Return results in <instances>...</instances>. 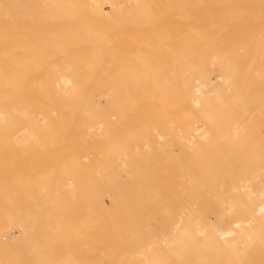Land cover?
I'll return each mask as SVG.
<instances>
[{
	"label": "bare ground",
	"instance_id": "1",
	"mask_svg": "<svg viewBox=\"0 0 264 264\" xmlns=\"http://www.w3.org/2000/svg\"><path fill=\"white\" fill-rule=\"evenodd\" d=\"M3 1L4 0H2L0 3H3ZM10 1H12V0H10ZM28 1V0H27ZM32 1V0H31ZM38 1V0H37ZM45 1V0H44ZM42 2V0H40V1H38V3H40V2H42V3H46V1L45 2ZM51 1V0H50ZM52 1H55V0H52ZM57 1V0H56ZM67 1H68V3H67ZM67 1H65V0H63V2H65V3H67V5L68 4H70V2H69V0H67ZM71 1V0H70ZM76 2L74 3L73 2V0L71 1V2H73L70 6H72L73 4H77V6L79 7V5L80 6H83L82 7V12H80V10H78L79 12H77V6H75L74 5V7H75V10H73L71 7L69 8L68 6V9H70V10H72V11H76L77 13H84V15H81V14H73L72 12H69V13H65V14H63L67 19H68V15L69 14H73L72 16H74V18H72L70 15H69V19L67 20L66 18H65V21L67 20L69 23H68V25H67V23H66V25H67V27L71 30V29H73V26L71 27V25L73 24V22H70L69 20L70 19H72L71 21H73V19L75 20V19H77V20H79L78 22L80 23V21L82 22V24H83V27H84V23H90L91 25H95V24H93V23H96V22H98V21H96V22H94L93 20L95 19L96 20V18H93V17H91V16H93V15H91V14H89V9H88V12H84L83 11V9H85V8H87L88 7V5L87 6H85L86 4H89L90 5V1L92 2L93 0H88L89 1V3H86V1H84V0H82V2L84 3H82L81 2V0H78V1H80L79 3H77V0H75ZM95 1V0H94ZM115 1V0H114ZM114 1H104V3H102V4H104L105 5V3H107L108 2V5L107 6H111V9L113 10V7L115 6V2ZM124 1H126V0H124ZM123 1V3L122 4H120L121 6L122 5H124V2ZM128 1V0H127ZM136 1V3L137 2H139L138 0H135ZM142 1V0H141ZM146 1H148V0H144L143 2H142V4L141 3H139V5L141 4V5H145L147 2ZM153 1V0H152ZM161 1V0H160ZM160 1H156V0H154V2H157L158 4H159V2ZM166 0H164V2H165ZM171 1V0H170ZM169 0H168V2L169 3H171ZM178 1H180V0H178ZM177 0H176V3L178 2ZM191 2V0H187L186 2ZM196 1V0H195ZM204 2H202V1H200V2H202V3H206L207 4V2H210V1H207V0H203ZM215 1H217V0H215ZM214 1V2H215ZM220 1V3H221V1L222 2H231V4H232V2H233V4L231 5L230 3V5L228 6V7H225V5H224V9H225V13H224V9L221 7L220 9H221V11L220 12H217V11H219L218 10V8L215 10V7H212V8H214V10L216 11V13H213V15H215V14H217L218 13V15H216V19H215V17H213V16H211V14H210V17H212L213 19H215V21L214 22H211V23H209V26H213V25H215V22H216V24H217V26L219 25H221L222 26V23H223V28H225L226 26H224L225 24H228V22L227 21H229V19H232V20H234V19H237V21H238V18L239 17H241V19L242 18H244V20L243 21H245V22H243V21H241V23L243 22L244 24H239V26L237 27V28H239L240 30H242L243 29V26L246 24L247 25V23L250 21V23L252 24L253 23V25H249V23H248V25L246 26H244L245 28V30H246V32H247V29H248V37L247 36H245V34H247V33H245L244 34V29H243V33L242 34H236L235 32H233V34H232V30H234V27H232L231 29L232 30H230V32H231V35L232 36H230V34H229V38L227 39L226 37V40H222V38H220V37H223L222 35H224V36H227V34H228V31L229 30H227V34L225 35V33H226V31L224 32L223 30H221L219 27V32H221V33H224V34H221L220 35V37H219V39H217V38H215V34H217L218 33V31H216V33L214 34V39L213 40H211V42L212 43H209L210 42V38L208 39V37H210V35H212V34H210L209 36H208V34H205V30L207 29L208 30V28H206L205 30H204V27H203V30H202V26H199V25H196V23L195 22H193L192 20H190V18H191V16H195V15H193V11H192V9L194 10L195 8L194 7H196V6H194V4L195 5H197L198 3H197V1L196 2H191V3H193L192 5L194 6L193 8H187L189 11H187V10H185L186 12H185V19H189V20H185V22H186V25H185V22L183 23L182 21H180V20H177V19H179V17H177L176 18V14L178 15V13H176V12H173L174 10L172 9V6H174L175 7V5H170V4H168V3H166V4H168L170 7H171V10H173V11H171V13L172 14H174V13H176L175 15H171L170 14V12H168V14L166 13L167 11H168V9H169V7L168 6H166L165 8H163L164 10L165 9H167V11L165 10V11H161V12H165L166 14H164V16H167L168 18V20H169V22H168V24L170 23V21H171V23H170V26L169 25H166V23H164L163 22V24H165L167 27H166V29H167V33L169 32V31H172V33H170L169 32V35L171 34L172 36H177V33L178 32H180L181 34L183 33V31H184V35H185V37H182L183 35H180V33L178 34V35H180V36H177L178 37V40L181 38V39H183L182 40V42H181V39L179 40L180 41V43H179V41L177 42L176 40H177V38L175 39V38H173V41L172 40H170V38L169 37H171V35L168 37H166V38H164V41L161 43L162 45V47L163 48H161V50H157V47H155L154 48V52H155V54H156V56H155V54L152 52L153 51V47L154 46H157V45H150L151 47H152V49L148 46V45H146V39H148V42H150L149 40L151 39V37H152V35L153 34H150V35H148V34H146V37L144 36L145 35V33L143 34V30H142V27H147L150 23H153L154 25H152V24H150L151 26H152V28H153V26L155 27L156 25H158L159 26V24L157 23L158 22V19H155L154 18V20L153 21H151V22H149L150 21V19H148L149 17L147 16V13L145 12V10L144 11H142V10H140V8H136V10L138 9V10H140V14L142 15V13L144 14V12H145V18H144V16L143 17H141V18H139V20L137 19V20H135V18L136 17H134V19L132 20V21H134L133 23H134V25H136L135 24V22H137V21H140V23L142 22V19L143 20H145L146 19V17H147V19H146V21H144V23L146 22L147 23V20H149L148 21V23L147 24H145V25H143L142 27H141V29H140V27H138L140 30H139V34L141 35V32H142V34L143 35H141V37H142V39H143V36H144V38H146L145 40L143 39H141V41H142V43L144 44L143 46H147V48L149 47L150 48V51H149V48L146 50V47H141V49H138V51H137V49H136V47L137 48H139V46H141L142 45V43H141V45H138V46H136L135 47V45H134V47H135V53H137V52H139V50H143V51H141V52H139V53H143L144 52V49H142V48H145V52H144V54H142V56L144 55V56H146V54H148V56H150L149 54L152 52L153 53V55H154V57H153V55L151 56V58L153 59L151 62H152V64L154 63V60H156L157 61V59H159L158 57L160 56V63L159 62H156L155 61V63H157L158 65L156 66V65H154V69L155 68H158V67H160L161 65H163V64H166V67H167V74L165 73L164 74V77L162 76L163 74V70L162 69H156L157 71L156 72H158V73H155V71H154V73H155V75H157V74H160L161 73V75H159V76H157V77H160V76H162V78H156V76L154 77V79H153V77L151 76V78H148L150 75H153V73L152 74H150L149 75V73H150V69L148 70V67L147 66H151V68H152V65H151V62H150V64L148 65V60L150 61L151 59L150 58H148V60L146 59L147 58V56H146V58H144V62H146L145 64L144 63H142V64H144V66L142 67L141 66V63H135V65L134 66H136L137 68L136 69H139V71L137 70V74L140 72V70H141V68H139V67H142V68H144L145 69V67L147 68L146 70H147V72H148V75L145 73V72H142L143 74H144V78L142 77L143 75H142V73L138 76V75H136L135 73H134V75H136L138 78H142V79H144L145 80V76H146V79L148 78V79H150V81H151V79H153L152 81L154 82V83H156L157 81L159 82V85H152L153 84V82H151L152 84V86L150 85V86H145V84H144V86H142L143 85V83H142V81H144V80H142L140 83L142 84H140V85H137L138 83L137 82H139L138 81V79H137V77L136 76H132L133 74H132V72L130 73V71H129V73H125L124 74V72H123V74H121V69L119 68L121 65H123L122 66V68H125V67H127V66H125V64L124 63H127V62H123V64L122 63H120L119 62V60L118 59H121V58H118V59H116L118 56H114L113 57V59L115 58V60H113V59H111L112 57H111V55H109V59H110V61H112L111 63H114L115 64V62H116V64L118 65L119 64V66H117V65H115V69H118L119 70V74L116 72V71H118V70H116L115 72L117 73V75L119 76V75H125L126 77H124V79L123 78H121V77H119V78H121L120 80H119V84H116V81H114V80H112V78H114V79H116L115 78V76L114 75H116L115 73H114V66H113V68L111 67V63H110V61L108 60L107 62H105L106 64L105 65H103V69H101V70H104V67L106 68V70H107V74L110 72V74L111 73H114V75L113 74H111V75H113L114 77H110L111 79H109V77L107 78V76H106V80H108L109 79V81H113V82H115L114 84H116V85H114L113 84V82H111L112 83V85H109V81H108V85H106L105 83H103V84H105L106 86H101V84L98 86V84H96L97 86H95L94 84H92V85H94V86H86V85H88V84H90L91 85V83H88V82H86V81H92L94 78H93V74H94V71L96 72L95 74H97V67H98V65H101V63H99V61L100 62H103V60H106V59H103L102 60V57L103 58H106V56L104 57L103 55L104 54H106L105 52H107V51H105V52H103V51H101V52H103L102 54H100V56L99 55H97V57L99 56L100 57V60L99 59H96V61H97V63H98V65H96L97 63H95V65H96V68H94L95 66L92 64V63H94V61H93V59L94 58H92L93 57V48L94 47H92V46H94L93 44L90 46V43L88 42V44H89V46L90 47H88V44L86 45L85 43V45L84 44H82L83 45V47H85L86 49H85V51L88 53L89 52V54H90V52H91V50L90 49H92V54H90L91 56H88L89 58L91 57L92 58V60L91 61H93V62H91L90 64L91 65H93V68H91V71L92 70H94V71H92L91 73H92V79H85V78H83V80H84V82L83 83H80V79L79 78H81L80 77V75H81V73L79 74L78 73V76H76V75H73V76H75V77H78V78H74V77H69L70 75H64L65 74V72L64 71H66V69H69L68 67H73V66H75L76 64H80V62H78V63H76V61H79V60H77L75 57H74V53H76L74 50H72L73 48L75 49V46H73V47H71V49H68V50H72V52H71V55L70 56H68L70 53H67V56H66V58H65V56L64 55H66L65 53L67 52V50L64 52V51H62L63 53H62V56H61V54L60 53H58V52H56V51H54V52H56V53H58V54H54V55H52V54H50L48 51H53V49H52V47L54 48V49H56V47H58V49H60L61 48V43H60V46H56V45H51V46H49L50 47V49H48L49 47H48V45H50V44H47V46L45 45V47H43V49L45 50L46 49V52L43 50L42 51V49L40 50V51H38L39 53L41 52V54H39V55H42L44 52H45V54H44V60L46 61V63L47 62H50L51 63V59H52V61L55 59V57H58L59 58V56L61 57L60 58V60H58V61H55V62H52V63H56V65H57V68L60 66V68L61 67H64L63 69V71H62V69H60L61 71H62V73L64 72V74H61V75H59L57 78H54L52 75H54L55 73H54V70H57V68H56V66H55V64H52V66H50V70L49 71H47L46 70V73L44 72V73H42V71H44V70H42V69H40V70H37V71H39V73L40 74H37L38 72L37 71H33L32 70V67L30 68V69H26V66H24L20 71H22L23 73H21L22 75H23V77H22V75H21V81H24V82H26L24 79L26 78H24V76H27V74H24V72L26 73L27 71L29 72V70H31L30 72L31 73H33V72H35V73H33L32 74V76L35 74V77H37L36 78V80H34L33 79V81H34V87H31L32 89H27V88H25V87H28V85H26L25 87H22V85L20 86V84L17 86L16 84H18V82H16V84H15V86H14V88H15V90H11L10 92H12L11 94H10V92H8L7 93V89H8V84H10V82L12 81H10V79L9 78H6L5 76L4 77H0V88H1V90H0V122L1 121H3V122H1L0 123V127H1V125H3V124H5L4 125V128H3V130H0V132L2 131L3 133V136L1 135L0 137H1V140H2V137L4 138V132H7V131H5V129L8 127V125L10 126V128L12 127V124H16V126H18L21 122H23V121H25V120H27V119H29V118H26V117H30L31 116V119L33 120V119H35V117L34 116H37V114H39V115H41V116H39V117H41V121H40V123H43V124H41L40 125V127L38 126V124H39V121L37 122V120H35L34 122H36V123H34V124H36L38 127H39V131H38V133H36L35 134V132H37V130L35 131V129H33L34 127L36 128V125L34 126V127H31L33 124H32V122L30 121L29 123H30V127L32 128V130L30 131V129H29V126L27 127V129H29V131L27 130L26 132L29 134V132H30V134H32L31 132H33L34 134H32V135H39V132H40V130L41 131H44L43 133H45V135H46V133H48V134H50V133H54V132H56V133H61V135L59 134H57L59 137H61L62 135H64L63 137H61V138H59V140H60V143H62L63 142V140H66V139H63V138H65L66 137V135L67 134H65V133H67V132H70L69 131V129L70 130H74L73 132H72V134L70 133L69 134V139H68V144H70V146H72V142H74V139H78L77 137H78V129L80 128V127H82V126H84V121H83V123H82V120L83 119H94L95 121L97 120V119H102V118H109L110 120H112L111 119V117H113L114 118V120L116 121V120H118V119H115L116 117L118 118V117H120V118H126V120L127 121H130L131 120V118L132 117H134V116H136V120H137V117H140V119H142L143 121H142V124L144 125V122L146 123V126H148V131H150L149 130V128H150V124H151V127H152V124L154 123V121L152 120V121H150V120H148V119H145L146 117L148 118L149 116H151L152 118H154L153 116H157L158 115V119H159V117L161 118V116L162 115H164L165 117L166 116H169V118H170V120H171V123L169 122V125L166 127V130H167V134H170V135H172V141L174 142V144L175 145H177L179 148V152L180 153H182L180 156H177L175 153V155L174 154H172V150H174V149H172V148H170L171 150H170V152L169 151H164V149H162V154H164L163 156H162V160L161 159H158V158H155L154 159V161L153 160H150V161H153V162H151V163H149V165L150 164H152V165H162V163L163 164H169L170 166V170H173L174 171V180H175V184H174V189H173V192L172 191H170V190H168V192H172L173 193V195H172V197L174 198H172V200H174V204H173V206H172V209H168V208H166V212H171V211H173V213H175V214H172V212L170 213V216H172V215H174V217H175V215H177V217H176V219H178V218H182V216L180 215V213H182V212H184L183 210H187L189 213L191 212H195L193 215H196L197 216V214L199 215V214H201V213H203L204 212V208H202L201 207V205L203 206L204 204L205 205H209V203L211 202L213 205H215V204H218L219 205V211L217 212V214H215L216 216L218 215V214H226V213H229L230 211H232V210H235L236 209V211H235V213L234 214H232V212H231V215H230V217H232V219H230V220H228V225H227V227L225 228V229H220V230H216V229H218L217 228V225L214 223V224H212V225H210V226H212L211 228L213 229V228H216L215 230L213 229V231H212V229L210 228V231L213 233V234H215V236L214 235H210V236H208V234L210 233L209 231V233L207 234V236L209 237L208 239H210L211 240V237H214V239H213V242L215 243L217 240H219V239H221V238H223L224 236H226L227 234H231V232H233L234 230L232 229V227H234V226H232V224H235V226H238L241 230H245L246 229V227H247V225L249 224V221H251V220H248L249 219V217L251 216L252 218L253 217H255L256 215H259V214H261L262 212H263V214H264V204L262 203H260V204H255L254 202H253V199H251V197L253 196L252 194L253 193H255V195L256 194H258V196H260V197H263L264 198V184H261V182H260V185L259 184H256L255 185V188L256 189H254L253 187V191H251L250 190V192L248 193V191H247V193H245L244 195H234V194H231V190H229V188L226 186V181H228V180H230V181H232L233 183H234V185L236 184V186L237 185H241V184H244V183H246V180H248V179H250V178H255V177H258L259 175H260V173H264V37H262L263 35H261L260 33H259V31H260V28L261 27H263V28H261L262 30L264 29V0H219ZM8 2V3H7ZM7 2H5V3H7V4H9L10 2L7 0ZM12 2H14V1H12ZM17 2V1H16ZM33 2H35L34 0L31 2V3H33ZM58 2H62L61 0H59ZM57 2V3H58ZM96 2V1H95ZM111 4H110V3ZM122 2V1H121ZM134 2V1H133ZM132 2V3H133ZM174 2V1H173ZM185 2V3H186ZM214 2H212V5L214 6V5H216L217 3H215L214 4ZM248 2H251V3H249L248 4ZM18 3V2H17ZM17 3H16V6H17ZM31 3H27V4H31ZM36 3V2H35ZM38 3L37 4H34L33 5V9H30V11H31V18H33V16H34V18L35 17H37L38 18V16L39 15H37L38 13H41V12H43L44 11V9L42 8L43 7V5H44V8L45 7H48V4L47 3H50L48 0H47V3L46 4H43L42 6L41 5H38ZM41 3V4H42ZM56 3V4H57ZM80 3H82V4H80ZM96 3H99V1L97 0V2ZM96 3H95V6H99V5H101V4H98V5H96ZM128 3H130V0H129V2ZM132 3H130V5L132 4ZM153 2H151V4H152ZM156 3V5L158 6V4ZM184 3V4H185ZM52 4H54V2L53 3H51V4H49V9H50V11H48L49 9L48 8H45L46 10L42 13V14H48L49 13V15H50V13H51V10H52ZM54 4V6L53 7H57V5L59 4ZM79 4V5H78ZM126 4V3H125ZM148 5H150V2L149 3H147ZM146 4V5H147ZM161 4V3H160ZM165 4V5H166ZM225 4V3H224ZM22 4H20V6H21ZM26 7H25V6ZM29 5H26V4H23V7L22 8H31V5L29 6ZM41 6L40 8H42L43 9V11H42V9L41 10H39V11H41V12H39L38 11V8L39 7H37V9H34V6ZM46 5V6H45ZM52 5V6H51ZM59 5H62V4H59ZM58 5V6H59ZM103 5V6H104ZM133 5V4H132ZM135 5H137V4H135ZM138 5V6H139ZM146 5H145V7H146ZM147 5V6H148ZM162 5L164 6V3H162ZM178 5L180 6V7H178L177 5H176V7H178V8H176V10L175 11H177V12H179L180 11V9L179 8H181V10H183L182 9V7H181V5L178 3ZM183 5V4H182ZM185 5H187V4H185ZM199 5V4H198ZM205 5V4H204ZM211 5V4H210ZM223 5V4H222ZM0 6H1V4H0ZM3 7H1V11L5 8V7H8L9 8V10L11 11V9L13 10V13H12V11L11 12H9V10H8V13H6V10L8 9H6L5 8V15H4V17L5 16H7L8 14H10L9 16L12 18V14H14L13 15V17H14V19H15V14H17L18 16L17 17H20L21 16V9L22 8H20L19 6H17V7H19L20 8V11L19 12H15L14 11V9L15 10H18L17 9V7H15L14 5V7L11 5V3H10V6L9 5H2ZM5 6V7H4ZM29 6V7H28ZM36 6H35V8H36ZM85 6V7H84ZM102 6V5H101ZM101 6H99V11L98 12H96V14L97 13H101L102 15H105V14H103L104 12H106V13H108V14H106L105 16H104V18L107 16L109 19H111V18H113L114 16H112L113 14H114V12L111 14V18L109 17L110 15H109V11H105ZM121 6H120V8H121ZM161 8H162V6L161 5H159ZM189 6V5H188ZM209 6V5H208ZM207 6V7H208ZM219 5H216V7H218ZM227 6V5H226ZM12 7V8H11ZM51 7V8H50ZM62 7V6H61ZM60 7V8H61ZM92 8H93V5L91 6ZM116 7V6H115ZM144 7V8H145ZM150 7V6H149ZM149 7H146V10H147V8H149ZM154 8L156 7V6H153ZM153 7H151V8H153ZM160 7H159V9H160ZM168 7V8H167ZM173 7V8H174ZM205 7V6H204ZM210 7L211 6H209V8H208V10L210 11L211 9H210ZM59 8V7H58ZM58 8H57V11H58ZM59 8V9H60ZM77 8V9H76ZM125 8V7H124ZM131 8L133 9V7L131 6ZM131 8H126V9H131ZM150 8V9H151ZM153 8V9H154ZM157 8V7H156ZM186 7H184V9H185ZM206 8V7H205ZM48 9V10H47ZM55 9V8H54ZM62 9V8H61ZM60 9V10H61ZM80 9V8H79ZM97 9V10H98ZM122 9V8H121ZM158 9V8H157ZM158 9V10H159ZM179 9V10H178ZM191 9V10H190ZM198 9V8H197ZM199 9H201V11L199 10V12H201L202 13V11H204L205 12V10H207V8L205 9V10H203L202 8H199ZM222 9H223V13H222ZM23 10H26V9H23ZM22 10V11H23ZM35 10H36V12H38V13H34L35 12ZM65 10V9H64ZM91 10V9H90ZM96 10V11H97ZM117 10H119V8L117 9ZM134 10L135 9H133V12L131 13V14H133L134 13ZM152 10V9H151ZM161 10V9H160ZM159 10V11H160ZM207 10V12H209ZM256 10H258L259 12H256ZM27 12H29V10H26ZM34 11V12H33ZM48 11V12H47ZM92 11V10H91ZM90 11V13H94V11H92L91 12ZM128 11V10H127ZM131 10H129V12H130ZM184 11V10H183ZM182 11V13H183V15H184V12ZM192 11V12H191ZM198 11V10H197ZM212 11H213V9H212ZM2 12H4V11H2ZM2 12H0V15L1 14H3ZM47 12V13H46ZM120 12V11H119ZM124 11L122 10V13H123ZM147 12H148V10H147ZM149 12H150V10H149ZM149 12H148V14H149ZM153 12V11H152ZM187 12H190L191 13V15H190V13L188 14ZM203 12V13H204ZM260 12H261V14H260ZM23 13L24 14H30V12L29 13H25V11H23ZM32 13H34V14H32ZM53 13H55V14H53ZM52 13V15L50 16V17H48V18H44V20H41V19H43V18H39L41 21H47V23L49 24V26H48V24H46V22L44 23V22H40V21H37L36 19H35V25L36 26H34V25H32L33 27H37V33L39 32V30H44V32L42 31H40L41 32V34L42 33H44V34H48V36L47 35H44V34H42V35H44V36H40V34H38L37 36H40L39 38H43L42 40H48L49 41V39H48V37L50 38V37H52V36H50L51 35V33H55V34H57V32L56 31H58V29L59 28H62L63 27V29L64 28H67L66 27V25H65V23H61V20L63 19V16H61L62 15V13H61V15H60V13H59V11H58V14H59V18H58V16L56 17V18H54V15H56L57 14V12L55 11V12H53ZM128 13V12H127ZM137 13H138V11H137ZM154 13V12H153ZM180 13H181V11H180ZM181 13V14H182ZM186 13H187V15H186ZM209 13H211V11L209 12ZM208 13V14H209ZM222 13L223 14V18L225 19V21L224 22H226V23H224L223 22V18L221 17L222 16V14H221V16H220V14ZM7 14V15H6ZM24 14H22V15H24ZM42 14H40V15H42ZM91 15L90 17L92 18V22L90 21V17L89 16H87V20H88V17H89V21H87L86 19H85V15ZM100 14V15H101ZM116 14H118L117 12H116ZM140 14H137L136 15V11H135V13H134V15H136V16H138V17H140ZM155 14V13H154ZM154 14H152L150 17L152 18V17H155V15ZM169 14L171 15V17L169 16ZM199 14V13H198ZM197 14V15H198ZM256 14H260V17H259V15L257 16V17H255L256 16ZM27 15V19H29V17L30 16H28ZM33 15V16H32ZM37 15V16H36ZM79 15H80V17H79ZM99 15V16H100ZM109 15V16H108ZM120 15V14H119ZM123 15H124V13H123ZM190 16V18H189V16ZM200 15V14H199ZM198 15V18L200 17H208L207 15L206 16H199ZM202 15H204V14H202ZM2 16V15H1ZM0 16V17H1ZM9 16L8 17H6V18H9ZM43 16V15H42ZM61 16V17H60ZM78 16V18H76ZM82 16V17H81ZM116 16V15H115ZM121 16V15H120ZM126 16V15H125ZM179 16V15H178ZM225 16L228 18V20H226L227 18H225ZM244 16V17H243ZM246 16V17H245ZM254 18H258L260 21H262V22H258V19H254V20H257V21H253V20H250V19H253V17ZM24 17H25V15H24ZM46 17H47V15H46ZM53 17V19H54V21L53 22H55V20L57 19V20H60V22L59 21H57L56 20V23H54V27H50V25L51 26H53V24H52V22H50L49 23V21H51V18ZM71 17V18H70ZM84 17V18H83ZM95 17H97V15L95 16ZM106 17V18H107ZM122 17V16H121ZM137 17V18H138ZM175 17V19L177 20V25H176V20L174 21L172 18H174ZM251 17V18H250ZM1 18H3V17H1ZM0 18V19H1ZM10 18V19H11ZM23 18V17H22ZM26 18L24 19V20H26ZM29 19V22L28 21H26V23L28 22L29 24H28V26L27 27H29V25L31 26V23H30V21L32 22V19ZM34 18H33V20H34ZM80 18V19H79ZM100 18H102L103 19V16L101 17L100 16ZM117 18H119V16L117 17ZM156 18H157V16H156ZM181 18V17H180ZM194 18H196V16L194 17ZM219 18H220V20H221V18H222V20L220 21L219 20ZM247 18H249V19H247ZM262 20H261V19ZM19 19V18H18ZM21 19V18H20ZM19 19V20H20ZM50 19V20H49ZM52 19V20H53ZM81 19H85L86 20V22H85V20H84V22H83V20H81ZM98 19H99V17H98ZM101 19V23H102V21H103V23L106 21H104V20H102ZM114 19H116V17H114ZM114 19H112V20H114ZM128 19L129 18H127V19H125V20H127L128 21ZM171 19V20H170ZM202 19V18H201ZM201 19L200 20H196L198 23H199V21L201 22ZM210 19V18H209ZM241 19H239V20H241ZM7 20V19H6ZM13 20V19H12ZM108 20V19H107ZM117 20V19H116ZM119 21L121 20L120 18L118 19ZM116 21V23H115V25L116 24H119V25H121L120 23H117V22H119V21ZM152 20V19H151ZM157 22H156V21ZM219 20V21H218ZM231 20V21H232ZM247 20V21H246ZM4 20H2V22H3ZM9 21V20H8ZM18 21V20H17ZM63 21H64V19H63ZM62 21V22H63ZM64 21V22H65ZM109 21V20H108ZM107 21V22H108ZM129 21H130V19H129ZM178 21H180V23L178 22ZM253 21V22H252ZM5 22H7V21H5ZM10 23H7V26L9 25V24H12V22H11V20L9 21ZM19 22V21H18ZM21 22H22V20H21ZM37 22V23H36ZM38 22H40V23H43V25L41 24L40 25V23H38ZM57 22H59L60 24H58ZM121 22H122V20H121ZM156 22V23H155ZM173 22V23H172ZM222 22V23H221ZM236 22V21H235ZM247 22V23H246ZM14 23H16V22H14ZM25 23V21L23 22V24ZM33 24H34V21L32 22ZM78 23V25H80ZM101 23H99L98 22V24L99 25H97V26H101L100 28L98 27V29H96L97 28V26H95V28H94V26H92V28L94 29V30H101V28H102V30L103 31H96L97 32V38H99L98 36H99V34H101V32H103V33H105L104 35H106L107 37L109 36V38H107L106 40H108V39H112V42L113 41H118L117 39H119V42L121 43H119V42H117V46L119 47V50H117L118 48L115 46V45H113L114 47H116L117 49L115 50V53H117L118 51H120L121 53H123L124 51H122V49L123 50H125V49H127V48H129V49H127L126 50V52L123 54V56L124 57H127V56H129V54H127V53H129V52H134L133 50V45H131V47L128 45L129 43H131V44H133V43H135V42H132V41H130L129 39V37H127L126 38V36H130V35H132V33L133 34H135L136 32L134 31L135 30V28L134 27H136V29L138 30V28H137V26H140V24H138V25H136V26H134V27H132V26H130V24H129V27L128 28H130V27H132V31H134V32H132L130 29V31L129 30H127V32L129 31V33H125L126 32V30H124L123 29V32L121 31L122 30V27H121V30H117V29H115V34H113L114 33V31L112 32L111 31V33L109 32V31H107V29L108 28H106V24L104 25V24H101ZM111 23V21H109V23H107V25L108 24H110ZM123 23V22H122ZM128 23V22H127ZM133 23H132V25H133ZM143 23V24H144ZM175 23V24H174ZM207 24H208V22H206ZM219 23V24H218ZM256 23H258V25L256 24ZM260 23V24H259ZM261 23H263V25L261 24ZM6 24V23H5ZM17 24V23H16ZM20 24V23H19ZM19 24H17L18 26H19ZM37 24H39V25H37ZM56 24V25H55ZM62 24V25H61ZM71 24V25H70ZM75 24H77L76 23V21H75ZM75 24H73L74 25V29L76 30V29H78V25H75ZM81 24V25H82ZM112 24V26H113V22L111 23ZM110 24V25H111ZM124 24V23H123ZM125 24H126V22H125ZM173 24H174V26H176V27H174L173 26ZM180 24H181V26H180ZM182 24H184L185 25V27L183 28L182 26ZM202 24H205V22L204 23H202ZM230 24H232V23H230ZM233 24H235V23H233ZM15 25V24H14ZM27 25V24H26ZM47 25V26H46ZM80 25V26H81ZM87 26L89 25V24H86ZM85 25V26H86ZM109 25V28H111V29H108V30H112V26H110ZM142 25V24H141ZM148 26L147 28H150V30H155V31H158V32H155L156 34L158 33V35H161V32L159 31L160 29H159V27L158 26H156L155 27V29H151V26ZM161 26H162V24H160ZM229 25V24H228ZM238 24L236 23V25L235 26H237ZM241 25V26H240ZM262 25V26H261ZM10 26V25H9ZM8 26V27H9ZM42 26V27H41ZM45 26V27H44ZM55 26L58 28H55ZM75 26H77L76 28H75ZM80 26H79V28H80ZM102 26H104L105 28H103ZM117 26V25H116ZM121 26H123V25H121ZM180 26V27H179ZM197 26H198V28H197ZM207 26V25H206ZM205 26V27H206ZM209 26H207V27H209ZM252 26H253V28H252ZM256 26H257V28H256ZM8 27H7V30H8ZM16 27V26H15ZM26 27V28H27ZM39 27V28H38ZM44 27V28H43ZM144 27V28H145ZM170 27H172V28H175L174 30L172 29V28H170ZM216 27V26H215ZM227 27H230V26H227ZM249 27V28H248ZM258 27H260L259 29H258ZM4 29H5V26L3 27ZM12 28V27H11ZM22 28H23V26H22ZM24 28H25V26H24ZM23 28V29H24ZM25 28V29H26ZM49 28H50V30H49ZM87 28V27H86ZM116 28H118V27H116ZM143 28V29H144ZM161 28V27H160ZM177 28V29H176ZM180 28H182V29H180ZM222 28V27H221ZM236 28V27H235ZM237 28L235 29V30H237ZM247 28V29H246ZM255 28V29H254ZM16 29V28H15ZM23 29H20V27H18V30L16 31H12L11 33H13V32H17L16 34H11V33H9L8 31L10 30H8L7 32H6V34L8 35V36H6V34L4 35L3 33H0V43L1 44H11V42H13V40H12V36L14 37V35H15V37H18V35L20 34V32H21V35H27V33H26V31H25V29L23 30ZM53 29H56V31L55 32H52L53 31ZM73 29V30H74ZM83 29V28H82ZM146 29V28H145ZM157 29V30H156ZM169 29H171V30H169ZM211 30H212V27L210 28ZM227 29V28H226ZM252 31V33L250 32V30ZM253 29H254V31H253ZM256 29L258 30L257 32L259 33H257V34H253L255 31H256ZM6 30V29H5ZM12 30V29H11ZM20 30V31H19ZM21 30H23V31H25V33L23 32V31H21ZM46 30H47V33H46ZM62 30V29H61ZM79 30V29H78ZM78 30H76V31H78ZM106 30V31H105ZM136 30V31H137ZM150 30H148V31H150ZM169 30V31H168ZM206 30V31H207ZM225 30V29H224ZM0 31H1V28H0ZM48 31H51V32H48ZM82 31V30H81ZM105 31V32H104ZM117 31H121L123 34V36H125V38L121 35V37L123 38H121V37H119V38H117L118 37V35H119V32L117 33L118 35H117V37H116V39L115 40H113L115 37H113V36H116V32ZM145 32H148V31H146V30H144ZM223 31V32H222ZM3 32V31H2ZM22 32H23V34H22ZM64 33V31H61V34H63ZM67 32V31H66ZM69 32V31H68ZM67 32V33H68ZM73 32V31H72ZM88 32H89V30H88ZM106 32H107V34H106ZM176 32V33H175ZM207 32H212V31H207ZM206 32V33H207ZM260 32H263V31H260ZM4 33H5V31H4ZM9 33V34H8ZM50 33V34H49ZM83 33V32H82ZM94 33H95V31H94ZM102 33V34H103ZM108 33H110L111 35L113 34V38L112 37H110L111 35L110 34H108ZM148 33H152L151 31L150 32H148ZM160 33V34H159ZM256 33V32H255ZM264 33V32H263ZM155 34V35H156ZM175 34V35H174ZM204 34V35H203ZM252 34V35H251ZM4 35V37H6V38H4V37H2ZM10 35V36H9ZM17 35V36H16ZM53 35V34H52ZM68 35V37H70L71 36V34L69 35V34H67ZM66 35V36H67ZM86 35V34H85ZM95 35V34H94ZM140 35H136L135 34V36H136V39H138V37L140 36ZM156 36V39H158V37H159V39L161 40V38L162 37H160V36ZM201 35L202 36H204V39H203V37H201ZM236 35L238 36V37H236ZM241 35V36H240ZM242 35H244V37H242ZM250 35V36H249ZM20 36V35H19ZM36 36V37H37ZM58 36V35H57ZM64 36V35H63ZM73 36H74V34H73ZM101 36V35H100ZM133 36V35H132ZM150 36V37H149ZM154 36V35H153ZM240 36V37H239ZM7 37H10V42H9V38H8V41H6L7 40ZM28 37V36H27ZM44 37L46 38V39H44ZM56 37V36H55ZM79 37V36H78ZM85 37V36H84ZM86 37H88V36H86ZM95 37V38H96ZM102 37V36H101ZM100 37V38H101ZM134 37V36H133ZM141 37H139V38H141ZM147 37H149V38H147ZM205 37H207L206 39H205ZM228 37V36H227ZM232 37H234L233 39L234 40H232ZM72 38V37H71ZM74 38V37H73ZM90 38V37H89ZM96 38V39H97ZM171 41L170 43H171V45H174V46H176V47H178L177 48V50H175L176 49V47H174L173 48V50L174 51H177L176 53H174L173 51V53L177 56V57H175V61L174 62H176V64H175V66H174V69H171L170 67H173V66H171L172 64L170 63V65H168L167 66V63L166 62H168V59H169V61H170V57H167L166 55H168V53L170 52V54H172V52L170 51V50H172L171 48H170V50H169V47L171 46L170 45V43H168V42H166L168 39ZM224 38V37H223ZM230 38H231V40H230ZM235 38H237V39H235ZM27 39V38H26ZM25 39V40H26ZM53 39V38H52ZM57 39H59V38H57L56 37V40ZM61 39H63L62 37H61ZM68 40L70 39V38H67ZM96 39H95V41H96ZM126 39H127V42H126ZM153 39H155V36L154 37H152V40H151V42H150V44L152 43L153 44V42L156 40H153ZM158 39V42H160V40ZM172 39V38H171ZM2 40H5V42L4 43H2ZM24 40V41H25ZM30 40V39H29ZM55 40V39H54ZM55 40V41H56ZM67 40V41H68ZM79 40H80V37H79ZM78 40V41H79ZM82 40V39H81ZM99 40V39H98ZM97 40V41H98ZM103 40V38H101V41ZM163 40V39H162ZM203 40V41H202ZM227 40H228V42H227ZM23 41V42H24ZM28 41V40H27ZM103 41H105V40H103ZM111 41V40H110ZM137 41H139V39L137 40ZM140 41V42H141ZM153 41V42H152ZM157 41V40H156ZM154 42V43H158V42ZM19 42V41H18ZM22 42V43H23ZM42 43L41 44H43L45 41H41ZM58 42V41H57ZM56 42V43H57ZM70 42V41H69ZM111 42V43H112ZM114 42V43H115ZM139 42V43H140ZM166 42V43H165ZM173 42H175V43H173ZM14 43V42H13ZM21 43V44H22ZM26 43V42H25ZM34 43V42H33ZM37 43V42H36ZM50 43V42H49ZM96 44H102V45H100L99 44V47L100 48H104L103 47V45L106 43V41H105V43H103V42H95ZM94 43V44H95ZM110 43V44H111ZM119 43V44H118ZM125 43H127V44H125ZM169 45H168V44ZM173 43V44H172ZM178 43V44H177ZM6 44V45H7ZM28 44V43H27ZM63 44V43H62ZM80 44V41H79V44L77 45L76 44V46L78 47L79 45H80V47L78 48V49H76V50H78V54L79 53H86L85 51H84V48H81V45ZM110 44L108 43V44H106V47L104 48V50H106L108 47H109V50L111 49L110 48ZM113 44V43H112ZM136 44V43H135ZM164 44H165V46L167 45V46H169L168 47V49H167V46H166V48L164 47ZM175 44H177V45H175ZM13 45V44H12ZM57 45H59V44H57ZM108 45V46H107ZM122 45V46H121ZM37 47H39L40 48V46H38V44L36 45ZM88 47V49H87V47ZM96 47H95V49L97 48V45H95ZM102 46V47H101ZM105 46V45H104ZM36 47V48H37ZM76 47V48H77ZM171 47H173V46H171ZM63 48V47H62ZM66 48V47H65ZM67 48H70V47H67ZM82 50H81V49ZM167 49V51L165 50V49ZM98 49V48H97ZM113 49H115V48H112L111 50L113 51ZM133 49V50H132ZM9 49H7V51L6 52H9V54L7 55H5L4 57H7L8 59H9V57L10 56H12L13 54L12 53H10L11 52V50H9ZM37 50H39L38 48H37ZM48 50V51H47ZM63 50V49H62ZM80 50H81V52H80ZM129 50H131V51H129ZM163 50V51H162ZM165 50V51H164ZM117 51V52H116ZM146 51H147V53H146ZM158 51V52H157ZM164 52V54H162V53H160V52ZM178 51H179V53H178ZM13 52V51H12ZM43 52V53H42ZM61 52V51H60ZM69 52V51H68ZM100 52V51H99ZM120 52H118V53H120ZM149 52V53H148ZM49 54L50 56L52 55L53 57H54V59H53V57L52 58H47L48 59V61H47V59H46V54ZM109 53V52H108ZM134 53V54H135ZM158 53H160V54H158ZM166 53V54H165ZM178 53V54H177ZM10 54H12V55H10ZM64 54V55H63ZM73 54V55H72ZM126 54H127V56H126ZM165 57L166 56V58L165 59H167V61L165 60L164 62L162 61V60H164L163 58L164 57H161L162 55ZM169 54V55H170ZM32 55V54H31ZM35 55V54H34ZM46 55V56H45ZM55 55H59V56H55ZM140 55V54H139ZM168 55V56H169ZM174 55V56H175ZM74 58H73V57ZM78 55L76 54V57H77ZM82 56H84V55H82ZM95 56V55H94ZM113 56V55H112ZM132 56V55H131ZM131 56H129V57H131ZM143 56V57H144ZM173 55H171V57H174ZM13 57H14V55H13ZM18 56H16V58H17ZM25 57V56H24ZM29 57V56H28ZM64 57V58H63ZM68 57H72V59H74L73 60V62H70V61H67V62H61V59L62 60H64V59H66V60H68L67 58ZM79 57V56H78ZM81 57V56H80ZM98 57V58H99ZM111 57V58H110ZM129 57H127V58H129ZM136 57V58H135ZM137 57L138 56H132V58L131 59H133V60H136L137 59ZM139 57H141V56H139ZM34 58H36V56H34ZM90 58V59H91ZM108 58V57H107ZM176 58H177V60H176ZM5 59V58H4ZM7 59V60H8ZM37 59V58H36ZM38 59H41V62H42V57L40 58V57H38ZM71 58H69V60H70ZM75 59H76V61H75ZM90 59H89V61H90ZM173 59L171 60V62L173 61ZM6 60V63L7 62H10V61H7ZM10 60V59H9ZM15 60V59H14ZM26 60H27V58H26ZM33 60V59H32ZM35 60V59H34ZM33 60V61H34ZM50 60V61H49ZM65 60V61H66ZM118 62H117V61ZM138 60V59H137ZM136 60V61H137ZM143 60V59H142ZM142 60H141V62H142ZM16 61V60H15ZM37 61V60H36ZM39 61V63H40V60H38ZM86 61V60H85ZM113 61H115V62H113ZM19 62V60L17 61V63H15L14 65H12L11 66V63L8 65V64H6L5 62H3V63H5V65H3V63H2V67H0L1 68V70H0V73H3V71H5L6 73H7V69H9L10 70V72H12L14 69H16L15 67H18V65H20V63H18ZM44 62V61H43ZM41 63L40 65H42L43 67H41V68H43L44 69V66H46L45 67V69L46 68H48L47 67V64L44 62V63ZM60 62L62 63V64H60ZM104 62H103V64H104ZM1 63V62H0ZM32 63L33 62H31V65H32ZM49 63V64H50ZM60 65H59V64ZM110 65H109V64ZM128 63H130V62H128ZM154 63V64H155ZM163 63V64H162ZM169 63V62H168ZM44 64H46V65H44ZM89 64V63H88ZM114 64H112V65H114ZM130 64H132V63H130ZM138 64L140 65L139 67H138ZM159 64H160V66H159ZM81 65V64H80ZM80 65H78V67L80 66ZM107 65V66H106ZM133 65V64H132ZM174 65V64H173ZM6 68H5V67ZM8 66H9V68H8ZM10 66H11V68H10ZM29 66V65H28ZM28 66H27V68H28ZM109 66H110V68H109ZM125 66V67H124ZM156 66V67H155ZM164 66V65H163ZM163 66H161V68L163 67ZM36 67V66H35ZM53 67V69L54 70H52L51 71V68ZM56 69H55V68ZM65 67H67V68H65ZM81 67V66H80ZM85 68H83L84 70L85 69H87L86 68V66H84ZM109 69H108V68ZM166 67L164 68V69H166ZM2 68H4V70L2 69ZM21 68V67H20ZM37 68V67H36ZM100 68V67H99ZM98 68V69H99ZM171 70H173V72L174 73H172V72H170V74L172 73L173 75H175V77H173V75L171 74H169L168 73V71H171ZM25 69V71H23ZM72 69V68H71ZM89 69V68H88ZM112 69H113V71H112ZM144 69H142L143 71H144ZM153 69V70H154ZM169 69V70H168ZM109 70H111V71H109ZM125 70V69H124ZM126 70H129V68H127ZM133 70V72H134V70L135 69H132ZM145 70V71H146ZM159 70V71H158ZM19 71V70H18ZM20 71H19V73H20ZM41 71V72H40ZM100 71V70H99ZM160 71H163V72H160ZM4 72V73H5ZM10 72H9V75H10ZM52 72V73H51ZM55 72H57V71H55ZM69 72V71H68ZM81 72H82V70H81ZM90 73V70H88V72L87 71H84V73ZM103 72V71H102ZM106 72V71H105ZM126 72V71H125ZM135 72H136V70H135ZM153 72V71H152ZM83 73V74H84ZM86 73H85V77H87L86 76ZM90 73V74H91ZM100 72H98V74H99ZM16 74H17V70H16ZM15 74V75H16ZM74 74H75V72H74ZM94 74V76H96ZM103 74H106V73H103ZM129 74V75H128ZM170 75V76H168L167 77V75ZM9 75L7 76V77H9ZM116 75V76H117ZM128 75V76H127ZM38 76H39V78H38ZM88 76H90L89 74H88ZM101 76H102V79L103 80H105V77H103V75H101V73H100V75H99V79L101 78ZM117 76V77H118ZM178 76V77H177ZM10 77H11V75H10ZM34 77V76H33ZM82 77H84V75H82ZM97 77V76H96ZM95 77V78H96ZM134 77H136V79H134ZM171 77H173V78H171ZM6 78V79H5ZM20 78V77H19ZM98 78H96V80H98V81H100ZM118 78V79H119ZM2 79H3V81H2ZM7 80V81H6ZM27 80V79H26ZM105 80V81H106ZM141 80V79H140ZM27 81H29V80H27ZM82 81V80H81ZM149 81V80H148ZM150 81H149V83H150ZM24 82H21V83H24ZM80 83V85H78L77 83ZM86 82V83H85ZM96 81L94 80V82H92V83H95ZM101 82H103L102 80H101ZM27 84H28V82H26ZM88 83V84H87ZM106 83H107V81H106ZM110 83V84H111ZM118 83V82H117ZM137 83V84H136ZM172 83H174V84H176V83H178V85H173ZM60 84H62V85H60ZM82 84V85H81ZM84 84V85H83ZM86 84V85H85ZM146 84H148V82L146 81ZM32 85V84H31ZM56 85V86H55ZM3 86V87H2ZM13 86H11L10 85V87H12V89H14L13 88ZM30 86V85H29ZM6 87V88H5ZM23 89H25V90H23ZM17 90H19V91H17ZM33 102H35V103H33ZM5 103V104H4ZM23 103H24V107L25 106H30L29 108H28V110L30 109V108H32V110L30 111L31 113H27V112H29L28 110H27V112H26V115L24 114H22L21 113V111L23 110L22 109V107H23ZM34 105V108H33V106L32 105ZM100 104H102V106H107V107H99V105ZM150 104H155V106L156 105H158V107H162L161 109L160 108H152V110H150V109H148V110H144L142 107H143V105H147V106H149ZM1 105H3V106H1ZM35 105H36V107H35ZM101 106V105H100ZM21 109V110H20ZM36 109V110H35ZM36 111V113L34 112V116H33V111ZM23 112V111H22ZM20 114H22V116H24V117H20ZM28 114V115H27ZM149 114H151V115H149ZM159 115H161V116H159ZM26 116V117H25ZM34 118H33V117ZM114 116H116V117H114ZM39 117H36V118H39ZM43 117V118H42ZM56 117H57V119H56ZM128 117V118H127ZM142 117H145V118H142ZM23 119V120H21V119ZM51 118V120L53 119V121H54V118L56 119L54 122L55 123H53V121H52V123H51V120L49 121V119ZM119 118V119H120ZM18 119H20V121H17ZM43 119V120H42ZM68 119H77V120H81V122H80V120H79V122L81 123L80 125H82V126H77L78 124H77V122H76V124H72L71 125V123L72 122H74V121H72V120H70V121H72L71 123H68V124H70V125H64L65 123H67V122H65L64 124H63V121H66V120H68ZM124 119H122V121H119V123L121 122H124L123 120ZM134 119V118H133ZM133 119H132V121H130V124H131V122L133 123V122H135V121H133ZM139 118H138V121L140 120ZM155 119V118H154ZM157 119V118H156ZM163 119H165V118H163ZM39 120V119H38ZM45 120H48V121H45ZM57 120H62V123H60V124H57L56 122H57ZM107 120V119H106ZM113 120V121H114ZM145 120V121H144ZM147 120V121H146ZM15 121H17V123L15 122ZM28 121V120H27ZM87 121V120H86ZM94 121V122H95ZM138 121H136V123L138 122ZM141 121V120H140ZM139 121V122H140ZM152 122V123H149V122ZM159 121H160V119H159ZM161 121H162V119H161ZM168 121V120H167ZM173 121H175L176 123H173ZM18 122H19V124H18ZM101 122V124H102V121H100ZM106 122V121H105ZM117 122V121H116ZM164 122H166V121H164ZM3 123V124H2ZM24 123L25 122H23V124H21V126L22 125H24ZM28 122H26L25 123V127H26V125H28L27 124ZM115 123V122H114ZM126 123L128 124V122H125V124L124 125H126ZM155 123H157L156 122V120H155ZM154 123V124H155ZM7 124V125H6ZM53 124V125H52ZM55 124V125H54ZM99 124V123H98ZM100 124V125H101ZM104 124V123H103ZM112 124V123H111ZM135 124V123H134ZM137 124H139L138 125V128H137V130H136V127H135V129H134V126L135 125H137ZM137 124H135V125H133V124H131V126L133 125V127L131 128V126H130V130L131 129H133L134 130V135L136 134L135 132H137V131H143L142 133V135H144L145 133L144 132H146V131H144L146 128L144 127V129L142 128V124H140V123H137ZM148 124V125H147ZM76 125V126H75ZM105 125V124H104ZM114 125V126H113ZM124 125H123V128H125L124 127ZM161 125V124H160ZM167 125V124H166ZM7 126V127H6ZM113 126V127H112ZM117 126H119V125H117ZM127 126V125H126ZM3 127V126H2ZM6 127V128H5ZM13 127H14V125H13ZM13 127H12V129H13ZM20 127V126H19ZM93 125H91V124H89V125H85V131H86V133L87 134H85V131L82 133V132H80L81 134H84L85 136L86 135H88V133H89V137L87 136L86 137V139L85 140H92V142H91V146H93L94 144H97L98 143V141H100V140H98L97 142H95L94 143V140L95 139H90V138H95V136H96V138H99V135L101 134V136H102V134H103V136H106V138H108L107 137V135L110 137V136H112L111 134L109 135L107 132H109L110 130L113 132L112 134L114 135V130H116V124H112L111 126H107L108 127V129L109 130H107V129H105V128H102L101 130H105L104 132H102L101 133V130H100V132H99V130L97 131L96 129H100L101 127H99V128H96L95 129V127H94V129L96 130V132H99L98 134L99 135H97V134H95V135H93V137H90V136H92V134H90L92 131L91 130H93ZM97 127H98V125H97ZM120 127L122 128V126L120 125ZM128 128H125V129H129V126H127ZM139 127H141V128H139ZM153 127H155V125L153 126ZM152 127V128H153ZM157 127V126H156ZM155 127V132L158 130V128H156ZM165 127V126H164ZM164 127H163V129H164ZM9 128V127H8ZM18 128V127H17ZM114 128V129H113ZM119 128V127H118ZM118 128H117V130H118ZM77 129V130H76ZM125 129H124V134H125ZM161 129V128H160ZM159 129V130H160ZM163 129H162V131H163ZM7 130H9L10 131V129H7ZM17 130V129H16ZM66 131L67 130V132H64V133H62V131ZM79 130H81V128L79 129ZM95 130H93V131H95ZM153 130H154V128H153ZM13 131H15L14 129H13ZM59 131V132H58ZM77 133H76V132ZM91 131V132H90ZM119 131H120V134H121V132H123V129H122V131H121V129H119ZM119 131H118V134H115L116 136L117 135H119ZM147 131V132H148ZM161 131V132H162ZM23 136H24V134H25V131H24V127H23ZM74 132L77 134V136H76V134H74ZM126 132H128V133H130V131L128 130V131H126ZM146 132V133H147ZM12 133V132H11ZM15 133H17V132H15ZM20 133V132H19ZM22 133V132H21ZM20 133V134H21ZM41 133V132H40ZM111 133V132H110ZM117 133V132H116ZM132 133V132H131ZM10 134V133H9ZM42 134V133H41ZM123 134V135H124ZM139 133H137V135H138ZM148 134V133H147ZM147 134H145L146 136H148ZM157 134V133H156ZM159 134V133H158ZM162 134V133H161ZM160 134V135H161ZM11 135V134H10ZM15 135V134H14ZM13 135V136H14ZM51 135V134H50ZM48 136V137H53L54 135H56V134H54V135H52V136ZM57 135L55 136V137H57ZM75 135V138H72V142H69V140H70V137L71 136H74ZM84 135H81V137L82 136H84ZM113 136V137H111V138H113V140H111V139H109L108 138V140H111V141H115L114 139L116 138V142H115V144H112V145H110L111 147L109 148L110 149V151L111 152H116V153H118V156L121 158V157H123V158H121L122 159V161H121V164L123 165V168H121L120 166H122V165H119V166H116V168L118 167H120L121 169V171L122 170H125V171H130V169H131V165H132V163H135V164H137V167L139 166V170L137 169V167H134V168H132V171H130L131 172V174L133 173V175H134V172H135V174H136V172L137 171H140V172H142V169L143 168H145L146 166H149V165H147V162H146V164H143L144 166H141L140 167V165H139V159H141V158H143V156L144 155H140V154H146V152H144V151H142L141 149H143L144 148V150L145 149H147L148 148V150H145V151H147V154H148V151H149V153L151 152V157L153 158V156H155V155H157V153L156 154H154L155 152H153V151H151V150H149V147H151V145H147V148H145V146H143L142 148L139 146V148H141V149H139V150H141L142 152H144V153H142V152H140L139 153V150H137L138 149V146L137 145H142L143 143L142 142H144V140H145V138H147L145 135H144V137L140 134V136H142L141 138H140V136L138 135V137L136 136V137H134V139H132V140H135L134 142H132V140H129L130 138H131V136L130 137H126L127 135H125L124 137L125 138H127V139H124V137H123V143L122 142H118L117 141V137L119 138V141L121 140L120 139V137L119 136ZM122 135V134H121ZM159 135V136H160ZM163 135V134H162ZM162 135H161V137H162ZM20 135H18L17 137H19ZM26 136H28V135H26ZM40 137L41 136H43V135H39ZM39 136H37V139L39 140L40 139V141H41V138L39 137ZM7 137H8V135H7ZM11 137V136H10ZM22 136H20V138H19V140L20 141H22L21 143H23L24 141L23 140H25V137H23V138H21ZM28 137H33V136H28ZM43 137H45V136H43ZM47 137V138H48ZM81 137H80V139H81ZM132 137H133V135H132ZM151 137V136H150ZM160 137V138H161ZM165 136H163V138H164ZM171 137V136H170ZM6 138V137H5ZM46 138V139H47ZM89 138V139H88ZM102 138H104L102 141H103V143H105V144H103L102 143V141H100L98 144H99V148H98V146L96 147V146H93V148H94V151L95 150H97V152H101V154L104 152V150L103 149H105L106 147V142H107V140H106V138L105 137H102ZM121 138H122V136H121ZM141 139L142 140V138H143V140H142V142H141V140H137V139ZM148 138H149V136H148ZM147 138V139H148ZM260 138V139H259ZM12 139H15V136H14V138L12 137ZM21 139H23V140H21ZM26 139H27V137H26ZM29 139V138H28ZM28 139L26 140L27 141V143L29 142L28 141ZM35 139V138H34ZM33 139V140H34ZM54 138H52V140H53ZM83 140H84V138H82ZM81 139V141L79 142V141H77L76 140V142L78 143H80L79 145H83V144H81V143H85L86 144V141L84 140H82ZM16 140V139H15ZM33 140H31L30 139V141L32 142ZM54 140H56V139H54ZM126 140V141H125ZM150 140V138L148 139V141ZM168 140V139H167ZM167 140H165V141H167ZM169 140H170V138H169ZM3 141H4V139H3ZM18 141V140H17ZM16 141V142H17ZM26 141H25V143H26ZM40 141H36V139H35V142H39L38 144L39 145H41L40 144ZM49 141V140H48ZM57 141H58V139H57ZM71 141V140H70ZM83 141V142H82ZM96 141V140H95ZM108 142V143H114V142ZM127 141L129 142L130 141V143H128L127 144ZM137 141H138V143L139 144H137ZM141 143H140V142ZM157 141H159V140H157ZM171 141V142H172ZM9 142H11V139L9 140ZM9 142H8V145H9ZM15 142V141H14ZM14 142H12V145H14L13 143ZM16 142H15V144H16ZM34 142V141H33ZM50 142V141H49ZM66 142V143H67ZM76 142H74L75 144H76ZM90 142H87V145L86 146H89L90 147ZM136 142V143H135ZM153 142L154 141H152V148H153ZM21 143H19V141H18V145L19 144H21ZM25 143H23V144H25ZM37 143L34 145V146H36L37 145ZM42 143V146H40V147H44L46 144H44L43 142H41ZM51 143V142H50ZM55 143H56V141H55ZM89 143V144H88ZM100 143L101 144H103L104 146H101L100 145ZM132 143H134L135 144V146L132 144ZM148 144L150 143V141L149 142H147ZM162 143H163V141H162ZM6 144V143H5ZM11 144V143H10ZM23 144H21V145H23ZM51 144H53V143H51ZM75 144L73 145V147H69L68 148V150H74V148H76V149H78L79 147H81V146H79V147H76L75 146ZM93 144V145H92ZM129 144L134 148L135 147V149L137 150V153H135V149H133V150H131L130 149V147H129ZM137 144V145H136ZM157 144V143H156ZM155 144V145H156ZM160 145V147H164L165 145L164 144H161V143H159ZM172 144V143H171ZM242 144H244L245 146H246V148L245 149H247V152H245V153H243L240 157H238L237 159H235V158H232L234 155V153L241 147V145ZM11 145V146H12ZM27 145V144H26ZM44 145V146H43ZM57 145H59V144H57ZM65 145H67V144H65ZM162 145H164V146H162ZM168 145H169V143H168ZM167 145V146H168ZM0 146H4L5 148H6V150L3 148V151H4V153H3V151H1L3 154H4V158L2 157H0V159H2V160H5V156H6V154H7V148L8 147H11V146H8V147H6L5 145H3V143L2 144H0ZM15 146H17V144L15 145ZM28 146V145H27ZM53 146H55L54 144H53ZM137 146V147H136ZM167 146L165 147V148H167ZM173 146V145H172ZM244 146V147H245ZM22 147V146H21ZM38 147V146H37ZM39 147V148H40ZM46 147V146H45ZM60 147V146H59ZM96 147V148H95ZM103 147V149H101ZM105 147V148H104ZM154 147H156V146H154ZM12 148V147H11ZM17 148V147H16ZM16 148L14 147V149L16 150ZM30 148V147H29ZM35 147H33V144H32V148H30L31 149V152H32V149H34ZM48 148L50 149L51 147L50 146H48ZM61 148H62V146H61ZM72 148V149H71ZM82 148L84 149V147L82 146ZM88 148V147H87ZM93 148H91V149H86V147H85V151L87 152L88 150H91L92 151V149ZM100 149V150H98V149ZM157 148L159 149V147H158V145H157ZM156 148V149H157ZM169 148V147H168ZM22 149H24V145H23V147H22ZM36 149V148H35ZM35 149L33 150V151H35ZM38 149V148H37ZM52 149V148H51ZM64 149H67V148H65L64 147ZM83 149H81V148H79V151H81V150H83ZM109 149L108 150H106L105 149V152H109L110 153V151H109ZM151 149V148H150ZM243 149V148H242ZM1 150V149H0ZM13 150V149H12ZM29 150V149H28ZM54 150H56L55 148H54ZM83 150V151H84ZM8 151H9V148H8ZM20 151V150H19ZM41 151V150H40ZM45 151H48V149H46ZM51 151V150H50ZM53 151V150H52ZM57 151V150H56ZM64 151V150H63ZM68 154L70 153V151H67V150H65ZM71 151V152H72ZM79 151H77L76 150V152L79 154V155H83V154H80V153H83V151H81V152H79ZM85 151H84V155L83 156H87V155H85ZM135 153V155L132 153ZM156 151V150H155ZM239 151V150H238ZM11 153H12V151H10ZM16 153H18V150L17 151H15ZM14 152V153H15ZM36 152H39V151H35L34 153H36ZM54 152V151H53ZM159 152H160V150H159ZM158 152V153H159ZM176 152V151H175ZM9 153V152H8ZM30 153V152H29ZM28 153V156L31 154H29ZM33 153V152H32ZM33 153V154H34ZM52 153V152H51ZM58 153H60L59 151H58ZM93 153V152H92ZM94 153H96V152H94ZM130 153H132V156L130 155ZM161 153V152H160ZM240 153V152H239ZM19 154H22L23 155V152L22 153H19ZM33 154H31L30 155V157L31 156H33ZM38 154H40L41 155V153L39 152V153H36V155H38ZM43 154H45L44 152L42 153V155ZM87 154V153H86ZM97 154V153H96ZM95 154V155H96ZM113 154V153H112ZM137 154V155H136ZM146 154V155H147ZM9 155H13V153L12 154H9ZM8 155V157H7V161H8V158H10V156ZM35 155V156H36ZM47 155V154H46ZM56 155V154H55ZM54 155V156H55ZM62 155V154H61ZM71 155H74V152H72V154ZM79 155H74V157L75 156H77V158H79V159H77L78 161L80 160V156ZM88 155H89V152H88ZM100 155V154H99ZM107 156H103V157H98V154H97V156H95V157H97L98 159H100L101 161H103L102 160V158L104 159V161H106V157H109V159H110V157L111 156H109L108 154H106ZM122 155V156H121ZM146 155H145V157H146ZM0 156H1V154H0ZM14 156H17L16 154H14ZM14 156H13V159H16L17 160V158L18 159H20V155L17 157V158H14ZM34 156V159L36 160V157H39V156H36L35 157ZM48 156H49V151H48ZM52 156H53V154H52ZM59 156V155H58ZM69 156H70V154H69ZM68 155H67V162H68V159L70 158ZM83 156H82V159H84L83 158ZM90 157H91V153H90V155H89ZM101 156V155H100ZM113 156H116V155H113ZM136 157V156H141L140 158H134V160H133V162H131L130 160V162H129V164L128 163H126L127 162V160L128 159H130V158H128V159H126L125 157ZM23 158L24 157H27V155H25V156H22ZM22 157H21V159H22ZM30 157H28V159L30 158ZM47 157V156H46ZM60 157V156H59ZM64 157V156H63ZM69 157V158H68ZM88 157V156H87ZM86 157V158H87ZM89 157V158H90ZM145 157H144V159H145ZM156 157V156H155ZM41 158H44L43 156L41 157ZM40 158V159H41ZM66 158V157H65ZM85 158V159H86ZM88 158V159H89ZM115 158V157H114ZM113 158V159H114ZM118 158V157H117ZM117 158H115L116 160H121V159H117ZM125 158V159H124ZM12 159V158H11ZM11 159H9V160H11ZM13 159L11 160L12 162H13ZM24 159H26V158H24ZM24 159H22V160H24ZM27 159V160H28ZM32 159V158H31ZM33 159V160H34ZM45 159V158H44ZM92 159H94V158H92ZM92 159H90V160H92ZM109 159H107V163H108V165L107 164H105V165H107L110 169H111V167L110 166H112V165H116L115 163L117 162V161H115L114 162V164H109ZM111 159H112V157H111ZM110 159V160H111ZM1 160V161H2ZM16 160H14V162L16 161ZM26 160V161H27ZM35 160L34 161H32V162H34L35 163ZM57 160V159H56ZM65 159H64V161H66ZM70 160V159H69ZM90 160H86L87 162V164L89 163V161ZM7 161H4V163H9V161L7 162ZM10 161V162H11ZM18 161H20V160H18ZM18 161H17V163H18ZM25 161V162H26ZM30 161V160H29ZM28 161V162H29ZM39 161V164H40V167H42L41 166V162L40 161H43V159L42 160H38ZM37 160H36V163L38 162ZM53 161V160H52ZM63 160L61 161V162H63V163H65ZM73 161H76V158H75V160H73ZM72 161V162H73ZM97 163H96V162ZM101 161H98V160H96V159H94V163H96V165L97 164H102L101 163ZM103 161V162H104ZM145 161V160H144ZM149 161V160H148ZM13 162V163H14ZM25 162H19L20 164L21 163H25ZM28 162H26V163H28ZM46 162V161H45ZM48 162V161H47ZM54 162V161H53ZM56 162V161H55ZM70 162V161H69ZM71 162V163H72ZM80 162H83V160L82 161H80ZM162 162V163H161ZM2 163V162H1ZM25 163V164H26ZM31 163V162H30ZM30 163L29 164H26V165H29V166H26V165H22L21 164V166H24L22 169H23V171L21 170V169H19L20 167H19V165H18V171H14L16 174L18 173V175L19 174H22V172L25 174V175H27L26 174V172L28 171V170H32L30 173H32L33 174V169L34 168H32L33 167V165H34V163H31V165H32V167H31V165H30ZM77 163V162H76ZM75 163V164H76ZM83 163H85V161L83 162ZM82 163V165L83 166H85V164H83ZM94 163H91V165H90V167L91 166H93L94 167ZM105 163V162H104ZM104 163H103V165H102V168H103V174H105L106 173V171H104L105 169L107 170V168L108 167H103L104 166ZM111 163V162H110ZM112 163H113V161H112ZM7 164H6V167H7ZM12 164V163H11ZM39 164H36V166L38 167L39 166ZM47 164V163H46ZM68 164L69 163H67V164H65V165H67V167H68ZM81 164V163H80ZM79 164V165H80ZM86 164V168H89V165H87ZM118 164H120V162L118 161ZM117 164V165H118ZM5 165V164H4ZM10 165V164H9ZM13 165V164H12ZM12 165H11V167H12ZM51 165V164H50ZM50 165H48L49 166V168H51L50 170L48 169V172L50 171H53L52 169L54 168V167H50ZM78 165V164H77ZM96 165H95V167H96ZM141 165H142V163H141ZM36 166H35V168H36ZM46 168L45 169H47V167L48 166H46V165H44ZM52 166H54L53 164H52ZM60 166H62V165H60ZM83 166H81L82 168H84ZM88 166V167H87ZM100 166V165H99ZM136 166V165H135ZM6 167H4V168H6ZM31 167V168H30ZM55 167H56V165H55ZM77 167V166H76ZM76 167H75V169H76ZM94 167V168H95ZM133 167V166H132ZM156 167V166H155ZM169 167L167 166L166 168H168L169 169ZM2 169L1 168V170H5L6 172H7V170L6 169ZM13 169H14V167H12ZM25 168H30V169H26L27 171H25ZM44 168V167H43ZM78 168H80V167H78ZM82 168H80V171L81 172H84V171H82ZM105 168V169H104ZM115 167H113V169H114ZM116 168L114 169L115 171H116ZM130 168V169H129ZM152 168V167H151ZM157 168V167H156ZM13 169H8V171H13ZM68 169V168H67ZM70 169H73V168H70ZM99 169L100 168H96V170H98L99 171ZM137 171H136V170ZM141 169V170H140ZM146 169V168H145ZM158 169V168H157ZM156 169V170H157ZM160 169V168H159ZM0 170V171H1ZM38 170H40V168L38 167V168H36L34 171H38ZM77 171H78V169H76ZM89 169H87V171H88ZM95 170V171H96ZM114 170H112V171H114ZM117 170H119V169H117ZM133 170H134V172H133ZM148 170L150 171L151 169H149L148 168ZM161 170H165V168L164 169H161ZM11 171V172H12ZM22 171V172H21ZM25 171V172H24ZM46 171V170H45ZM60 171V170H59ZM59 171H58V173H59ZM62 171V170H61ZM60 171V172H61ZM64 171H65V169H64ZM69 171V170H68ZM74 171V170H73ZM79 171V173L77 172V174L78 175H80L79 177L81 178H83V177H85L86 179H88L86 176H83V174L85 173V175H87L88 176V174H90L91 175V173H89V171L87 172L86 170H85V172L84 173H82L81 174V172ZM92 171V170H91ZM94 171V172H95ZM108 171H109V169H108ZM143 171H144V169H143ZM145 171H147V169L145 170ZM237 171H239L238 173H237ZM4 172V171H3ZM29 172H27L28 173V175L27 176H29ZM50 172H49V174H50ZM71 172V171H70ZM110 172V171H109ZM139 172V173H140ZM155 172V171H154ZM257 172V173H256ZM38 174H39V171L37 172ZM46 173H47V171H46ZM45 173V174H46ZM52 173V172H51ZM65 173H67V171L65 172ZM69 173V172H68ZM72 173V172H71ZM86 173H88V174H86ZM96 173H97V171H96ZM108 173V172H107ZM116 173V172H115ZM120 173V172H119ZM118 173V174H119ZM147 173V172H146ZM151 173V172H150ZM149 173V174H150ZM156 173V172H155ZM163 173V172H162ZM167 174H168V172H166ZM256 173V174H255ZM3 173H2V171H1V175H2ZM8 174V173H7ZM14 174V173H13ZM38 174H36V175H34L33 174V176H34V178L36 179L37 177H35V176H37ZM48 174V173H47ZM46 174V175H47ZM48 174V176L50 177V175ZM54 174V173H53ZM64 173H62V175H63ZM70 174V173H69ZM102 174V173H101ZM98 175V176H102V175ZM109 174H111V175H109ZM108 175L110 176V177H112V179H115L116 180V183H117V179L116 178H118V177H116V178H113V176L115 175H113V172H111V173H109ZM149 174H147V176H144V177H138V179L139 180H141V179H145V178H147L148 177V175ZM161 174V173H160ZM166 174V175H167ZM4 175V177H5V175L6 174H3ZM23 175V174H22ZM41 174H39L38 176H40ZM61 174H57V176H60ZM61 175V176H62ZM72 175H74L73 173H72ZM76 175V174H75ZM78 175H77V178H76V176L74 177V176H72V178L70 177L69 179H70V181H68L67 183L68 184H66L64 181V179H65V177H66V174L65 175H63V176H65L64 177V181H63V183H65V185L67 186V185H70V182H71V179H73V177H74V179H77L78 181H76V180H74L73 179V181L74 182H71V184H72V186L70 185L69 186V188H72L73 186H75V195L76 196H78L79 194H78V191L80 190L81 191V189H83V191H84V189L86 188V186H85V181H84V186H85V188H83L84 186H81V187H77V190H78V188H79V190L76 192V185H74V183H75V181H76V183L75 184H77V182H78V184H77V186L79 185V178H78ZM93 175V174H92ZM108 175L106 174V176L105 175H103L102 176V178L105 176V178L104 179H106L107 177H108ZM116 175H117V173H116ZM120 175H121V173H120ZM138 175V174H137ZM137 175L135 176V178L137 177ZM142 175H144V172L141 174V176ZM146 175V174H145ZM157 175V174H156ZM163 175H165V173H163ZM169 175L170 174H168L167 176L169 177ZM10 176H11V174H10ZM10 176L8 177L9 179H10ZM14 176V175H13ZM47 176V177H48ZM52 176H54V175H52ZM56 176V180H58L59 178ZM16 177H20V176H16ZM23 177V176H22ZM21 177V178H22ZM30 177H32L31 175L29 176V178ZM41 177V176H40ZM40 177H38V179L40 178ZM55 177V176H54ZM93 177V176H92ZM129 177H132V176H128V179H129ZM154 178H156L155 176H153ZM153 177H151V179H153ZM166 177V176H165ZM170 177H172V175L170 176ZM2 178V177H1ZM20 178V179H21ZM26 179L25 181H24V184L26 183V182H28V180L30 181L29 183H31L32 181L30 180V179ZM42 178V177H41ZM61 178V177H60ZM94 178V177H93ZM93 178H91L90 177V179L91 180H95V179H93ZM97 178V177H96ZM135 178H133V179H135ZM141 178V179H140ZM179 178H181V184L179 185L178 183H179ZM14 180V182H15V179L16 178H13ZM19 179V180H20ZM23 179H25V177L23 178ZM23 179H21V180H23ZM38 179H36L35 181L36 182H33V183H38V185L40 184L39 182H37V180ZM47 179V178H46ZM50 179V178H49ZM98 179V178H97ZM119 179V178H118ZM121 179V181L123 180L122 178H120ZM119 179V180H120ZM131 179V178H130ZM132 179V180H133ZM138 179L134 182V183H132L131 182V184H134V185H132V186H130V187H133L134 189L133 190H135V187H136V189L138 190V191H136V193L137 192H139L140 190H142V191H140L139 193H143V190L144 189H146V187L145 188H143L142 189V186L144 187V186H146L147 185V187H149L148 185H149V183L148 182H151L152 183V181H148L147 182V180L145 181V180H143V181H145L144 183H148V184H143V185H141L142 183H140L139 184V182H138ZM148 179V178H147ZM168 179V178H167ZM256 179V178H255ZM2 180H3V178H2ZM11 180H12V178H11ZM11 180H10V182H11ZM17 180V179H16ZM45 180V179H44ZM43 180V181H44ZM60 180H62V179H60ZM68 180V179H67ZM149 180V179H148ZM160 180V179H159ZM252 180H254V179H252ZM251 180V181H252ZM6 181V180H5ZM18 181V180H17ZM39 181H41V179H39ZM42 181V182H43ZM82 181V180H81ZM130 181V180H129ZM156 181V180H155ZM155 181L153 180V183H154V185H155ZM167 181V180H166ZM169 181H170V178H169ZM168 181V182H169ZM255 181V180H254ZM259 181H260V179H259ZM4 182V181H3ZM14 182H12L11 184L12 185H16V183L18 184V182H16L15 184H14ZM20 182H23V181H20ZM19 182V184L21 185V183ZM51 182H53V180L51 179V180H49L47 183H50L51 184ZM58 182H60V184H61V181H57L56 182V184H58ZM83 182V181H82ZM87 182V181H86ZM89 182V181H88ZM87 182V184H88V186H90V188L89 189H91V194H92V188H91V183H95L96 182V180L93 182H91L90 181V184ZM119 182V181H118ZM173 182V181H172ZM229 182V181H228ZM250 182V181H249ZM264 182V181H263ZM0 183H1V180H0ZM29 183L27 184L26 183V185L28 186L29 185ZM54 183V182H53ZM112 183V182H111ZM111 183H109V184H111ZM115 183V184H116ZM9 184V183H8ZM7 184V185H8ZM43 184H44V186L46 187V188H48L47 186H46V184L43 182ZM83 184V183H82ZM118 184V183H117ZM116 184V185H117ZM249 184V183H248ZM6 185V184H5ZM31 185H32V183H31ZM94 185H97L98 187L100 186V185H102V183L100 184V183H95V184H93L92 185V187H94ZM119 185H120V183H119ZM118 185V186H119ZM124 185V184H123ZM172 185V184H171ZM247 185V184H246ZM246 185H244V187L246 186ZM263 185V186H262ZM43 186V185H42ZM41 185H40V187H39V190H40V192H41V188L43 189L44 187H42ZM49 186V185H48ZM62 186V185H61ZM97 186H95L96 187V190H97V193H98V191H100L99 190V188H97ZM113 186V185H112ZM152 187H153V185H151ZM173 186V185H172ZM172 186H171V188H172ZM178 186H181V188L179 187L178 188ZM7 187V186H6ZM9 187V186H8ZM17 187V186H16ZM23 187H25V185L23 186ZM32 187V186H31ZM59 185H57L56 187L54 186V188H56L58 191H57V193H55V192H53V194H51V195H53L52 197H54V198H56L57 199V197H59V196H57L56 194H58L59 193ZM105 187V186H104ZM114 187H116V186H114ZM122 187V186H121ZM177 187V188H176ZM248 187V186H247ZM10 188V187H9ZM22 188V187H21ZM27 188H29L30 189V187H27ZM33 188V187H32ZM46 188H44L45 190H46ZM50 188V187H49ZM53 188V190L55 191L56 189H54ZM63 188V187H62ZM68 188V187H67ZM66 187L64 188V189H67ZM81 188V189H80ZM118 188H120V187H118ZM151 188V187H150ZM240 188H241V186H240ZM251 188V187H250ZM251 188V189H252ZM8 189V188H7ZM16 189V188H15ZM20 188H18V190H19ZM61 189V188H60ZM72 189V190H73ZM94 189V188H93ZM148 189V188H147ZM154 189V188H153ZM150 190V193L152 194V192L154 191V190ZM158 189V188H157ZM160 189V188H159ZM178 189H180L179 191H177ZM231 189H232V187H231ZM237 189H239V188H237ZM245 189V188H244ZM10 190V193H11V191L13 190V192L15 191L13 188H12V190L11 189H9ZM22 190H23V188H22ZM45 190H42V193L45 191ZM72 190H69V194H71V195H73V196H75L74 194H72L71 193V191ZM87 190L88 189H86L85 190V192H83V193H85L86 194V192H87ZM103 190H104V188H103ZM105 190H106V188H105ZM108 190V189H107ZM120 190V192H125L126 193V189H125V191H123L121 188L119 189ZM122 190V191H121ZM161 190V189H160ZM166 190V189H165ZM233 191H235L234 189H232ZM240 190V189H239ZM5 191V190H4ZM8 191V190H7ZM30 191H32V190H30ZM48 191V190H47ZM62 191V190H61ZM60 191V192H61ZM67 191H68V189H67ZM79 191V192H80ZM89 191V190H88ZM109 191H111V189L109 190ZM152 191V192H151ZM164 191V190H163ZM167 191V190H166ZM241 191H243V188L241 189ZM241 191H239V192H241ZM244 191H246V189L244 190ZM6 192V191H5ZM36 192V191H35ZM46 192V191H45ZM52 192V191H51ZM73 192V193H74ZM81 192V193H82ZM101 192V194H105L104 192H106V191H104L103 193H102V191H100ZM147 192V191H146ZM155 192V191H154ZM9 193V192H8ZM19 193H21L20 191H19ZM25 193H27V192H25ZM30 193V192H29ZM37 193H39V191L38 192H36V193H34V194H37ZM50 193V192H49ZM62 193V192H61ZM80 193V194H81ZM94 193V192H93ZM96 193V192H95ZM97 193H96V195H97ZM125 193H124V195H125ZM144 193H145V190H144ZM148 193V192H147ZM146 193V194H147ZM150 193H148V194H150ZM155 193H161V192H155ZM155 193H154V197H155ZM172 193H170V194H172ZM7 194V193H6ZM12 194H14V193H11V196H13ZM18 194V193H17ZM44 194V193H43ZM54 194L56 195V197L54 196ZM60 194V193H59ZM58 194V195H59ZM68 194V192L66 193V195ZM100 193H98V195H99ZM100 194V195H101ZM107 195H108V193H106ZM19 195V194H18ZM62 196H63V193L61 194ZM60 195V197L58 198V200L61 198L62 199V196ZM70 195V196H71ZM95 195V196H96ZM112 195H114V194H112ZM123 195V196H124ZM138 195V194H137ZM137 195H135V193L133 194V196H137ZM140 195V194H139ZM139 195H138V197H139ZM158 195V199H159V194H157ZM169 195V194H168ZM24 196V195H23ZM27 196H29L28 194H27ZM32 196V197H31ZM31 196L29 197V198H33V192L31 193ZM38 196V195H37ZM46 197H49V194H48V192L46 193V195H45ZM44 196V197H45ZM69 196V198H71ZM75 196V197H76ZM80 196V195H79ZM78 196V197H79ZM84 196V195H83ZM82 194H81V196L79 197V198H81V200H82ZM85 196H87V195H85ZM84 196V197H85ZM89 196V195H88ZM91 197L93 196L94 197V195H90ZM89 196V197H90ZM104 196V195H103ZM108 196H110V197H112L110 194L108 195ZM123 196H121V198H122V201H123V198L125 197H123ZM140 196H142V195H140ZM150 196V195H149ZM257 196V197H258ZM7 197H8V199L10 198L9 197V194L7 195ZM21 197V196H20ZM25 197V196H24ZM34 197H36V195H34ZM39 197L41 198L42 196H41V194H39ZM66 197V196H65ZM77 197V198H78ZM107 197V196H106ZM138 197H136V199L138 198ZM144 197V196H143ZM151 197V196H150ZM157 197V196H156ZM155 197V198H156ZM161 197V196H160ZM168 197V196H167ZM260 197H258L259 199H260ZM12 198V197H11ZM10 198V199H11ZM19 198V197H18ZM38 198V197H37ZM73 199H74V197H72ZM71 198V200H68V198L67 199H65L64 200V198H63V200H60V201H58L59 203L61 202L62 204L63 203H65L67 200L70 202V204H71V201L73 200ZM102 197H100V199H101ZM109 198V197H108ZM116 197H114L113 199H112V201L111 202H113V200L115 199ZM153 198V197H152ZM155 198H153V200L155 199ZM166 198V195H165V197H164V199ZM169 198H171V196H169ZM168 198V199H169ZM9 199V200H10ZM13 199V198H12ZM23 199V198H22ZM27 199V198H26ZM49 199V198H48ZM84 200H86L87 199V201L89 202V198H87V197H85V198H83ZM91 199V198H90ZM94 199V198H93ZM107 199V198H106ZM118 199H119V197H118ZM126 199H127V197L125 198V202H126ZM135 199V198H134ZM133 199V200H134ZM140 199V198H139ZM148 200V197H146L145 198V200ZM257 199V198H256ZM1 200V199H0ZM14 200V199H13ZM20 200H21V198H20ZM31 200L32 199H30V201H29V199H28V201L27 202H25V203H31ZM52 200H54L53 198H52ZM51 199H49V201H52ZM77 200V199H76ZM94 200H96V199H94ZM99 200V199H98ZM110 200V199H109ZM116 200L117 199H115V201L114 202H116ZM119 200H121V199H119ZM119 200H117L118 201V204H120V202H119ZM130 200V199H129ZM132 200V201H133ZM152 199L150 200V202H151V204H152V201H153ZM171 200V199H170ZM261 200V199H260ZM8 200H6V202H7ZM12 201V200H11ZM34 201V200H33ZM32 201V202H33ZM37 201H40L39 199L37 200ZM44 201V200H43ZM55 201V200H54ZM63 201V202H62ZM65 201V202H64ZM75 201V200H74ZM78 201V200H77ZM141 201V200H140ZM139 201V202H140ZM155 201H156V199H155ZM154 201V202H155ZM163 201V200H162ZM161 201V203L162 204H166V199H165V201H164V203ZM258 201V200H257ZM13 202V201H12ZM35 202H36V200H35ZM35 202H33V204L35 203ZM46 202V201H45ZM57 202V203H58ZM69 202H67V204L69 203ZM91 202H93V200L91 201ZM91 202L89 203V205L91 204ZM96 202V201H95ZM110 202V201H109ZM124 202V203H125ZM136 202V201H135ZM153 202V204H156L157 203V201H156V203H154ZM159 202V201H158ZM1 203V202H0ZM15 203H18L17 201H15ZM24 203V204H25ZM30 203H29V206L31 207V205H30ZM41 203H42V201H41ZM41 203H39V205L40 206H38V205H36L37 206V210H39L38 209V207H41ZM51 203H52V206L53 207H55V205L53 204V201L52 202H49V205H51ZM56 203V202H55ZM56 203V205H57V208L59 209V206H58V204ZM76 203V202H75ZM124 203H122V204H124ZM129 203V202H128ZM128 203H127V205H128ZM140 203H142V202H140ZM140 203H139V206L141 207V205H140ZM161 203H157V204H160V205H162ZM169 203V202H168ZM4 204H6V203H4ZM26 204V205H27ZM38 204V203H37ZM44 204V203H43ZM66 204V203H65ZM67 204L65 205V207L67 206ZM81 204V203H80ZM115 204V203H114ZM130 204V203H129ZM137 205L136 203H133L132 205ZM143 204V206H147V205H144V202L142 203ZM7 205H9V204H7ZM13 205V204H12ZM11 204L9 205V206H12ZM18 205V204H17ZM17 205H15L16 207H17ZM60 205V204H59ZM73 205H74V203H73ZM77 205V203L75 204V206ZM97 205V204H96ZM104 205V204H103ZM121 205V204H120ZM132 205H129V207L130 206H132ZM159 205V207L157 206V205H155L154 206V208L153 209H155V208H160L161 206ZM6 206V205H5ZM8 206V207H9ZM28 206V205H27ZM28 206V207H29ZM44 206H45V204H44ZM64 206V205H63ZM99 206V205H98ZM97 206V207H98ZM109 206V205H108ZM107 206V207H108ZM15 207V208H16ZM26 207V206H25ZM25 207H23L24 208V211L26 210H28L27 208H25ZM65 207H63L64 209H65ZM69 207V206H68ZM72 207V206H71ZM79 208H80V206H78ZM90 207H92L91 205H90ZM101 207V208H100ZM100 207H98V208H100V209H96L97 211L98 210H100V211H98V212H102V210L101 209H107V207L106 206H104L105 208H103V206H100ZM133 207V206H132ZM132 207H130V208H128V207H126V211H127V208L129 209L128 210V212L130 211V209L132 208ZM150 207H151V205H150ZM163 207H166V206H162L161 208H163ZM169 207V206H168ZM171 207V206H170ZM11 208V207H10ZM13 208H14V206H13ZM20 208H22V206H21V203H20ZM33 209L35 208L34 206L32 207ZM51 208V207H50ZM61 209H59L57 212L59 213V211L60 210H62V207H60ZM67 208V207H66ZM70 208V207H69ZM82 208V207H81ZM93 208V210H94V207H92ZM138 209H139V207H137ZM207 208H208V206H207ZM12 209V208H11ZM33 209H31V210H33ZM48 209H49V206H48ZM52 209V208H51ZM55 209H56V207H55ZM83 209H86V208H83ZM82 209V210H83ZM108 209H112V208H108ZM122 209V208H121ZM123 209H124V207H123ZM210 209V208H209ZM1 210V209H0ZM6 210L8 211V209L6 208ZM21 210V209H20ZM67 210L70 212V209H68L67 208ZM67 210H63V211H67ZM75 210V209H74ZM82 210H79L78 212H80V211H82ZM92 210V209H91ZM92 210V211H93ZM132 210V209H131ZM145 210V209H144ZM160 210V209H159ZM5 211V210H4ZM6 211V212H7ZM11 211V210H10ZM9 211V212H10ZM18 212H19V209L17 210ZM17 211H15V212H17ZM40 211H41V208H40ZM67 211V212H68ZM84 211V210H83ZM88 210H86V212H87ZM90 211V210H89ZM104 211H106L107 212V210H104ZM133 211V210H132ZM161 212L163 211V210H160ZM165 211V210H164ZM162 212V215H164L165 216V219L167 218V216L166 215H168V214H166V212ZM8 212V213H9ZM17 212V213H18ZM21 212V211H20ZM28 212H29V210H28ZM30 212H32L33 214H31V215H29V214H27V212H24V213H26L25 215H26V218L28 217V216H32V215H34V216H39L38 215V213H35L34 212V210L33 211H30ZM43 212V211H42ZM42 212H39V213H42ZM52 212V211H51ZM85 212V211H84ZM131 212V211H130ZM161 212H160V214H161ZM196 212H197V214H196ZM4 213V212H3ZM8 213L6 214V215H4V216H6L7 218H9V220L11 221V219H10V217H8ZM12 213H13V211H12ZM46 214H47V212H45ZM53 213V212H52ZM74 213V212H73ZM97 213V212H96ZM125 213V212H124ZM139 213V212H138ZM151 213V212H150ZM1 214H2V212H1ZM51 214V213H50ZM49 214V212H48V215L47 216H49L50 215ZM53 214H55V213H53ZM60 214H62V212H60ZM64 214H65V212H64ZM70 214V213H69ZM102 214V213H101ZM100 214V215H101ZM104 214V213H103ZM105 214H107V213H105ZM104 214V215H105ZM119 214V213H118ZM127 213H125V216H127L126 215ZM133 214H134V212H133ZM142 213H140V215H141ZM183 214V213H182ZM185 214V213H184ZM11 215V214H10ZM18 215L20 216V213L19 214H16V217H15V220L17 219H19V217H18ZM22 216H23V214H21ZM28 215V216H27ZM71 215V214H70ZM98 214H96V217L97 218H99L98 216H97ZM113 215H114V213H113ZM121 215V214H120ZM161 215V216H162ZM202 215V214H201ZM200 215V216H201ZM2 216V215H1ZM14 216V214L11 216V217H13ZM22 216H21V219H24L25 218V216L22 218ZM33 216V217H34ZM44 215L42 214V216H41V218L43 217ZM52 216H54V215H52ZM55 216H57V215H55ZM54 216V217H55ZM58 216H60V215H58ZM58 216H57V218H55V220L54 221H56V223L55 224H60L61 225V222H60V217L58 218ZM74 216V215H73ZM82 216V215H81ZM87 216V215H86ZM85 216V217H86ZM102 216V215H101ZM101 216H100V218H101ZM110 217H111V214L109 215ZM134 216H136L135 214H134ZM145 216V215H144ZM181 216V217H180ZM206 216H208V215H206ZM205 216V217H206ZM210 216V215H209ZM212 216H214V214L212 215ZM226 216H227V214H226ZM5 217V218H6ZM18 217V218H17ZM33 217H31V218H33ZM54 217H52V219L54 218ZM63 217V216H62ZM78 217V216H77ZM95 217V218H96ZM118 217V216H117ZM128 217V216H127ZM130 217V216H129ZM138 217V219H139V216H137ZM204 217V218H205ZM215 217V216H214ZM261 217H263L262 215H261ZM2 218V217H1ZM4 218V217H3ZM38 218H40V216L39 217H37V218H33V220L34 221H36V219H38ZM44 218L46 219V217L44 216ZM44 218H43V221H46V220H44ZM63 218H65V217H63ZM94 218V219H95ZM99 218V219H100ZM113 217H111V219H112ZM142 218V217H141ZM171 218V217H170ZM170 218L168 217V221L170 222ZM203 218V217H202ZM209 217H207V219H208ZM234 218V219H233ZM21 219H19V221L20 222H18V221H16L17 222V226L18 227H15V229L17 230L18 229V231H19V228L22 230L21 232H22V234H21V232H20V234H21V236L22 235H24V239H25V237H29V232H30V230H34L33 228L31 229V227H30V230H28L29 229V227L28 228H26L25 226V224H27V220H28V218H27V220L25 219V224L23 223V222H21L22 220ZM49 218H47V220H48ZM59 221V222H57V220ZM72 219H73V217H72ZM78 220H79V217L77 218ZM90 219H92L93 221H90L89 223H94L95 224V222H96V224H97V220L95 221L93 218H92V215H90V216H88V220H90ZM119 218H117L116 219V221L118 220ZM122 218H120V222L122 221V220H124V219H122ZM132 219H134L133 217H132ZM165 219H163L164 221L163 222H165V225H168V223L166 224V221H165ZM175 219V221H173V222H170L169 224L171 225V223L173 224V226L175 227L176 226V224L178 225V220H180V219H178V220H176ZM196 219V218H195ZM1 220H3V219H1ZM9 220H8V223L7 224H10L9 223ZM29 220H30V218H29ZM65 220V219H64ZM76 220V219H75ZM80 220H82L81 218H80ZM88 220H86L87 222H88ZM101 220H102V218H101ZM142 220V219H141ZM209 220V219H208ZM211 220V219H210ZM212 220H214V218L212 219ZM5 221H7V220H5ZM12 221H14V219H12ZM24 221V220H23ZM39 220H37V222H38ZM42 221V220H41ZM77 221V220H76ZM86 221H83L84 222V226H85V222ZM95 221V222H94ZM99 221V220H98ZM113 221V220H112ZM116 221H113V222H116ZM119 221H117L118 223H119ZM147 221V220H146ZM153 221V220H152ZM172 221V220H171ZM181 221V220H180ZM179 221V222H180ZM203 221H204V219H203ZM202 220H201V222L198 220V221H196L195 220V222H194V225L192 226V229H196V228H198V229H196L197 230V232H200V231H202V229H200L201 227L203 228H205V224H206V219H205V226H203V222ZM256 221V220H255ZM2 222V221H1ZM4 222V221H3ZM2 222V223H3ZM16 222H14V224H16ZM36 222V223H37ZM49 222V221H48ZM65 223H66V221H64ZM69 222V221H68ZM67 222V223H68ZM86 222V223H87ZM112 222V223H113ZM127 222V221H126ZM137 222H139V224H140V222H142L143 223V221H138V220H136V223H135V220H134V222H133V225L135 224L136 226L137 225H139ZM149 222V221H148ZM162 222V221H161ZM189 222H190V219H189ZM2 223H1V226H2ZM24 225V227H23V225ZM32 223V222H31ZM46 223V222H45ZM50 223V222H49ZM66 223V224H67ZM70 223H72L71 221L67 224V227H70ZM78 223L79 224H81L80 223V221L79 222H75V223H73L71 226L73 227V229H75V227H74V224H77L78 225ZM106 223V224H105ZM105 223H101V224H105L104 226H106L107 225V222H106V220H105ZM123 223V222H122ZM217 223V222H216ZM220 223V222H219ZM261 223V222H260ZM13 224V223H12ZM11 224V227L14 225H12ZM39 224H40V222H39ZM52 224V223H51ZM57 224V225H58ZM100 224V225H101ZM117 224V223H116ZM120 224V226H121V223H119ZM125 224V223H124ZM154 224H155V222H154ZM164 224V223H163ZM192 224V223H191ZM229 224H231V226L232 227H230L229 226ZM45 225V224H44ZM48 225H50V224H48ZM52 225H54V224H52ZM56 225V226H57ZM60 225H58L57 227H61ZM69 225V226H68ZM113 225L116 227V225H115V223H113ZM146 225V224H145ZM164 225V226H165ZM169 225V226H170ZM213 225L215 226L216 225V227H213ZM9 226V225H8ZM51 226V225H50ZM63 226H65V225H63ZM62 226V227H63ZM83 226V227H84ZM87 226H92L91 224L90 225H87ZM86 226V228L87 229H91L90 227L88 228ZM103 226V225H102ZM113 226V228L115 229V233L116 232H119V231H117V228H115ZM126 226V225H125ZM125 226H123V227H125ZM142 225L140 224V227H141ZM168 226V227H169ZM172 226V227H173ZM252 226V225H251ZM45 227V226H44ZM43 227V228H44ZM48 227V226H47ZM52 227V226H51ZM60 228L62 231H60V233L61 232H63V231H65L66 229H63V228ZM79 227V226H78ZM78 227L76 228V229H78ZM100 227V226H99ZM108 227V226H107ZM119 227V226H118ZM131 228H132V226H130ZM140 227H138V229L141 231V232H143L142 231V227L144 228L145 226H142L141 228ZM154 227V226H153ZM166 227V226H165ZM177 227V226H176ZM219 227H221L220 225H219ZM255 227V226H254ZM2 228H5V226L3 227L2 226ZM22 228H24V229H22ZM35 228H36V226H35ZM42 228V229H43ZM80 228V227H79ZM103 228H105V227H103ZM134 228H135V226L133 227V230H134ZM147 229H148V226L146 227ZM203 228V229H204ZM208 228V227H207ZM206 228V229H207ZM238 228V229H239ZM6 229V228H5ZM25 229H27L28 230V232L25 230ZM42 229H40V230H42ZM52 229H55V227L53 228L52 227ZM52 229L50 228H48L47 229V231L48 230H51L50 232H49V234L48 235H45L47 238L50 236V238L52 237H54V232H52ZM57 230H60V229H58V228H56ZM93 229V228H92ZM91 229V230H92ZM99 229V228H98ZM107 230L109 229V228H106ZM123 229H125V228H123ZM154 229V228H153ZM250 229V228H249ZM249 229H248V231H249ZM26 231V233H25V231ZM56 230V231H57ZM68 230V229H67ZM85 230V229H84ZM84 230H82V232L84 231ZM128 230V231H127ZM130 230H132V229H128V227H127V229L126 230H122L123 232H124V236H125V233H127V232H129L130 234H131V231ZM133 230H132V233H133ZM156 230H158V229H155V231ZM172 230V229H171ZM4 232H5V230H3ZM13 231H14V229H13ZM55 231V230H54ZM55 231V233H59L58 231L56 232ZM74 231V230H73ZM81 231V230H80ZM93 231V230H92ZM105 231V230H104ZM109 231V230H108ZM111 231V230H110ZM125 231H127V232H125ZM136 231H137V229H136ZM173 231V230H172ZM171 231V232H172ZM185 231H186V229H185ZM193 230H191L190 232H192ZM204 231V230H203ZM203 231H202V233H203ZM245 231H247V230H245ZM244 231V232H245ZM251 231H252V233H250V235L251 234H254V235H249V233H248V236H246V238L243 240L244 242L246 241V243H248L249 245H254V244H256V243H264V235H263V231H264V225H261L260 224V226H258L257 225V227H255V228H253V229H251ZM4 232H1V233H3V235L2 236H4L5 237V235H7V237H8V231H7V234H6V232H5V235H4ZM32 232V231H31ZM66 233H68L67 231H65ZM71 233H76V232H72V230L70 231ZM85 232H87V231H84V233ZM102 232H103V230H102ZM138 232V231H137ZM157 232V231H156ZM173 232H175V230L173 231ZM177 232V231H176ZM183 232V231H182ZM181 232V233H182ZM194 232V231H193ZM236 232V231H235ZM250 232V231H249ZM27 233H28V235H27ZM43 233H44V230H43ZM51 233L53 234V235H51ZM71 233L69 234V236H67L66 235V237H70V238H68V239H71ZM78 233V232H77ZM128 233V234H129ZM152 233H154V232H152ZM212 233H210V234H212ZM11 234H12V231H11ZM31 235H30V238H32L33 236V234L32 233H30ZM37 234V233H36ZM45 234V233H44ZM44 234L42 235V236H40V235H37V236H40V237H42L41 239L42 240H44V243H46V244H49V243H47L48 241L50 242V240H48L46 237V239L47 240H45V238H43L44 237ZM94 234V233H93ZM96 234H97V232H96ZM118 234H120V233H117V237H115V240L116 241H111V242H116V243H114V244H117V242H118V239H116V238H121L122 240H123V236L122 237H118ZM122 234V233H121ZM133 234H135V231H134V233ZM142 234V236L144 235L145 236V238L147 239L148 237V235L146 236L145 234H143V233H141ZM150 234V233H149ZM166 234H168V233H166ZM165 234V235H166ZM171 234V233H170ZM14 235V234H13ZM15 235H17L18 236V234H15ZM14 235V236H15ZM34 235H35V233H34ZM58 235H61L59 238H56V237H58L56 234H55V238H51L52 239V242L51 243H53L54 242V244L56 243L55 241L57 240V239H59L58 240V243L61 241L60 239H63V238H61L63 235L62 234H58ZM73 235V234H72ZM86 233H85V236H84V238L86 237ZM108 235V234H107ZM106 235V236H107ZM114 235V236H115ZM127 235V234H126ZM136 235H137V233H136ZM162 235V234H161ZM164 235V236H165ZM204 235V234H203ZM232 235V234H231ZM244 235V234H243ZM36 236V237H37ZM75 236V235H74ZM88 236V235H87ZM104 236V235H103ZM130 237H131V235H129ZM139 235H137V237H138ZM143 236V237H144ZM167 236V235H166ZM165 236V237H166ZM186 236V235H185ZM6 237V240L8 241V238ZM35 237V236H34ZM73 237V236H72ZM88 237H91V233H90V236H88ZM92 237H93V235H92ZM91 237V238H92ZM126 237H128V236H126ZM130 237H128L127 239H125V240H128V242H129V239H130ZM153 237V236H152ZM164 237V238H165ZM169 237V236H168ZM180 237H181V235H180ZM190 237H191V235H190ZM196 236H194L193 237V235H192V237L191 238H195ZM239 237H240V239H243L244 238V236L242 237V236H238V240L236 241V242H234V243H232V245L233 246H235L236 245V243L238 242L239 243ZM242 237V238H241ZM1 238H3V237H1ZM0 238V240H2ZM26 238V239H27ZM76 238V240H77V237H75ZM82 238H83V236H82ZM81 238V239H82ZM90 238V239H91ZM114 238V237H113ZM154 238V237H153ZM163 238V239H164ZM225 238V237H224ZM5 238H3V240H4ZM12 239V238H11ZM19 239V238H18ZM22 239V238H21ZM33 239V238H32ZM32 239H30V240H32ZM38 239V238H37ZM36 239V240H37ZM55 239V240H54ZM64 239H65V236H64ZM73 239H74V237H73ZM79 239V238H78ZM85 239H87V241H86V243H88V238H85ZM85 239L83 240V241H85ZM95 239V238H94ZM104 239V238H103ZM105 239H107V238H105ZM141 239V238H140ZM183 239H185V237L184 238H182L181 240H183ZM6 240H5V242H4V244H6ZM23 240V239H22ZM21 240V241H22ZM34 240V239H33ZM41 240V241H42ZM54 240V241H53ZM67 239H65V241H66ZM98 240H99V237H98ZM122 240H120V242L122 241ZM124 240V241H125ZM135 240H137V239H135ZM205 240H207V238L205 239ZM209 240V241H210ZM18 240H16V243H20V241H18ZM46 241V242H45ZM69 241V240H68ZM72 241V240H71ZM82 241V240H81ZM95 242V240H93L92 239V241L91 242ZM101 241V240H100ZM107 241V240H106ZM109 241V242H110ZM123 241V242H124ZM131 241H133V242H137V241H134V240H131ZM142 241V240H141ZM140 241V242H141ZM195 239H190L189 241H186L188 244H190L189 245V248L190 247H193V249H194V246H196L195 244ZM212 241V240H211ZM220 241V240H219ZM241 241V240H240ZM248 241V242H247ZM14 242V241H13ZM28 242L30 243L31 241H29L28 240ZM36 242H39L40 243V241L39 240H37ZM64 242V241H63ZM67 242V241H66ZM66 242H64L65 243V247H67L66 245ZM123 242H121L122 244H124ZM128 242H126L125 241V243L127 244ZM132 242V243H133ZM139 242V241H138ZM151 242V240L149 241V243ZM178 242V241H177ZM183 242V241H182ZM181 242V243H182ZM213 242H211V243H213ZM22 243H24V241H22ZM57 243V244H58ZM62 243V242H61ZM86 243H84V244H86ZM96 243H98V242H96ZM95 243V244H96ZM130 243V242H129ZM128 243V244H129ZM144 242H142L141 244H143ZM159 243V242H158ZM175 243V242H174ZM3 244V243H2ZM12 244V242H11V240L9 241V243L7 242V247L9 246V245H11ZM32 244V243H31ZM31 244H29L30 245V247L28 246V248H33L32 246H34V245H31ZM35 244V243H34ZM45 244V245H46ZM54 244H51L50 246V248H48V251H49V249H52V245H54ZM56 244V245H57ZM90 244H93V243H90ZM90 244L88 243L86 246L85 245H83V246H85L86 248H87V246L89 247L90 246ZM100 244V243H99ZM102 244H103V242H102ZM106 244V243H105ZM112 244V243H111ZM138 245V244H140V243H135L134 245ZM140 244V245H141ZM183 244V243H182ZM184 244H186L185 243V241H184ZM204 244H206V243H204ZM209 244V243H208ZM228 244V243H227ZM245 244V243H244ZM1 245V244H0ZM28 245V244H27ZM27 245H26V247H27ZM35 245H39V244H35ZM40 245H42L41 243H40ZM70 245H72L71 243H70ZM76 245V244H75ZM104 245V244H103ZM110 246L111 247V245L110 244H107V246ZM129 245H131L132 246V244L130 243ZM129 245L127 246L128 248H127V251H128V249H129ZM140 245H138L139 247H138V249L140 250V252L142 251V250H145V249H142V248H147V247H140ZM147 245V244H146ZM148 245H151V243L150 244H148ZM209 245H211V244H209ZM239 245V244H238ZM247 245V244H246ZM3 246V245H2ZM1 246V247H2ZM14 246H15V244H14ZM16 246H21V245H16ZM62 246H63V244H62ZM72 246H74V245H72ZM116 246V245H115ZM121 246V245H120ZM144 246V245H143ZM244 246V245H243ZM264 246V245H263ZM9 247H11V246H9ZM8 247V248H9ZM13 247V246H12ZM37 247V246H36ZM41 247V246H40ZM46 247H48V245L46 246ZM58 247V246H57ZM64 247V248H65ZM75 247V246H74ZM96 247H97V244H96ZM105 247V246H104ZM118 247V246H117ZM123 247H124V245H123ZM238 247V246H237ZM246 247V246H245ZM247 247H248V245H247ZM262 247V246H261ZM20 248V247H19ZM23 248V247H22ZM91 248V247H90ZM89 248V249H90ZM100 248V247H99ZM101 248H103V247H101ZM100 248V249H101ZM111 248H116V247H111ZM111 248H108V247H106V249H108V251H109V249H111ZM126 246L124 247V251H126ZM131 248V247H130ZM142 250H141V249ZM148 248H150V246H148ZM187 248H188V246H187ZM235 248V247H234ZM249 248V247H248ZM1 249V248H0ZM3 249H4V247H3ZM10 249V248H9ZM14 248H11V252L12 253H14L13 251H15V249L13 250ZM21 249V248H20ZM23 249H25V248H23ZM23 249H21L22 250V252L24 251ZM30 249H25V250H27V252L28 253H26V254H28V256H29V251L31 252V250ZM43 249H45L44 247H42V249H40V250H43ZM63 249V247L61 248V250ZM92 249V248H91ZM105 249V248H104ZM117 249H119V247L117 248ZM132 249V248H131ZM135 249H136V247H134L132 250L133 251H131L132 252V254H133V252H134V256L136 255L135 254V252H137V251H135ZM137 249V250H138ZM169 249V248H168ZM192 248H190L189 250H193ZM250 249V248H249ZM252 249V248H251ZM2 250V249H1ZM13 250V251H12ZM35 250V249H34ZM36 250H38V248H36ZM40 250H39V252L38 253H44V252H40ZM57 250V249H56ZM61 250L59 251V252H61ZM72 250V249H71ZM103 250V249H102ZM116 250V249H115ZM114 250V251H115ZM139 250H138V252H139ZM234 250V249H233ZM9 251V250H8ZM7 251V248H6V251L4 252L3 250H2V253L4 252V255H5V253L6 254H8L9 252ZM16 251H17V249H16ZM15 251V252H16ZM20 251V250H19ZM18 251V252H19ZM47 251V248L45 249V252ZM48 251H47V253H48ZM55 251V250H54ZM54 251H53V253H54ZM63 251V250H62ZM66 251V250H65ZM65 251H63L64 253H65ZM87 251H88V255H85V257L86 256H89V250L87 249ZM93 251H95V250H93ZM100 251V250H99ZM105 251H107V250H105ZM107 251V252H108ZM111 251H113V250H111ZM117 251V253L119 254V255H122V258L123 259H125L124 258V256L125 255H123V254H120V253H124V251H123V249H122V251H121V249H120V251H118V250H116ZM227 251V250H226ZM237 251V250H236ZM254 251V250H253ZM1 252V251H0ZM8 252V253H7ZM21 252V251H20ZM21 252V253H22ZM51 252V251H50ZM49 252V253H50ZM62 252V253H63ZM92 252V251H91ZM97 252H98V250H97ZM129 252H130V250H129ZM130 252V253H131ZM150 252V251H149ZM191 252H193V251H191ZM191 252L190 253H188V254H191ZM225 252V251H224ZM229 252H230V249H229ZM251 252V251H250ZM24 253V252H23ZM22 253V254H23ZM33 253V252H32ZM31 253V254H32ZM36 253H37V251H36ZM53 253H50V256L53 254ZM62 253H59V254H57V255H59V256H61V254ZM69 253H71V252H69ZM69 253L67 254V251H66V254L67 255H69ZM74 253V252H73ZM72 253V254H73ZM82 253V252H81ZM93 253V252H92ZM103 253V251H101L100 252V255H102V256H104V254H102ZM115 253V252H114ZM126 253V255H128V257H127V259L128 258H130V259H135L134 258V256H132V254L131 255H129V254H127V252H125ZM124 253V254H125ZM164 253V252H163ZM1 254V253H0ZM19 254V253H18ZM25 254V255H26ZM65 254V256L66 257H68L67 255ZM86 254V253H85ZM105 254H107V253H105ZM108 254H111L110 256L111 257H109L108 255H106L105 257H100V259H102V258H104V260L105 259H111L112 257H114V254H113V252L111 253L110 251L108 252ZM118 254H116L115 256V258H112V262L114 261L115 262V259H116V261H117V257H118ZM138 254V253H137ZM161 254V253H160ZM232 254V253H231ZM2 256H4L3 254H1ZM10 255H12V256H15V255H13V254H8V258H7V255H6V257L5 258H7V260L8 261H10V259H9V257H10ZM17 255V254H16ZM33 255H35L34 253H33ZM41 255V254H40ZM55 255V256H54ZM54 255H52V257H54V259L56 260L57 258H59V257H57L56 256V254H54ZM94 255H95V253H94ZM98 255V254H97ZM99 255V256H100ZM113 255V256H112ZM142 255V254H141ZM145 255V254H144ZM156 255V254H155ZM192 255V254H191ZM203 255L204 254H202V257H203ZM10 257L11 258V260H12V258L14 259V257ZM21 256H23V255H21ZM28 256H27V258H28ZM39 255H37V256H35L36 257V259L38 260H40V256L38 257ZM73 256H74V254H73ZM72 255H71V257H73ZM77 256V255H76ZM109 258H108V257ZM130 256H132V257H130ZM147 256H150V254L149 255H147ZM235 256V255H234ZM19 257V256H18ZM29 257H32V256H29ZM44 257H45V253H44ZM52 257H50V258H47V256H46V259H44V261H47V259H48V261H50V259L52 258ZM61 257H63L64 258V255L62 254V256ZM65 257V258H66ZM69 257H70V255H69ZM68 257V260L70 261V263L72 264V262L71 261H73V263L74 264H78V262H76L75 263V260L76 259H74V260H72V258L70 257L69 258ZM75 257V256H74ZM154 257V256H153ZM153 257H152V259H153ZM189 257V256H188ZM237 257V256H236ZM84 258V257H83ZM92 258V257H91ZM90 258V259H91ZM97 258V257H96ZM150 258H151V256H150ZM157 258H159V260H157ZM219 258H220V256H219ZM257 258V257H256ZM255 258V259H256ZM16 259V258H15ZM14 259V260H15ZM29 259V258H28ZM27 259V260H28ZM31 259H35L34 258V256L31 258ZM31 259H29V260H31ZM71 259V260H70ZM88 259V258H87ZM89 259V260H90ZM130 259H128V260H130ZM138 259V258H137ZM147 257L145 258V260H146V263H150L151 262V259H149L148 260V262H147ZM154 259H155V261H154ZM152 261H153V263H150V264H156L157 262V264H160L161 263V259H160V257H156V258H154ZM207 259V258H206ZM211 259V258H210ZM254 259V258H253ZM16 260H18V258L16 259ZM20 261H21V258L19 259ZM18 260V261H19ZM26 260V259H25ZM55 260H51V262L52 261H55ZM67 260V261H68ZM94 259H92L91 261H93ZM96 260V259H95ZM98 260V259H97ZM96 260V261H97ZM126 260V259H125ZM162 260H163V258H162ZM204 260V259H203ZM2 261L3 262H5L4 261V259L2 258ZM8 261H6L7 263H8ZM35 261V260H34ZM34 261H32V262H34ZM41 261V260H40ZM91 261H89L88 263H86V264H93V263H95L94 261H93V263H91ZM123 261V260H122ZM135 261V260H134ZM139 261H141V263H142V259L141 260H139ZM200 261H201V259H200ZM0 262H1V260H0ZM5 262V263H6ZM43 262V261H42ZM86 262V261H85ZM98 262V261H97ZM101 262L103 263L104 261H100L99 263L101 264ZM105 262H106V260H105ZM104 262V263H105ZM109 262V261H108ZM113 262V263H114ZM129 262H131L132 263V260L131 261H129ZM138 262V261H137ZM197 262V261H196ZM205 262V261H204ZM250 262V261H249ZM11 263H13L12 261L11 262H9V264H11ZM18 263V262H17ZM17 263H15V264H17ZM22 263V262H21ZM30 262H27L26 263V261L24 262V264H29ZM36 263V262H35ZM44 263V262H43ZM124 263V262H123ZM134 263V262H133ZM144 263V262H143ZM142 263V264H143ZM148 263V264H149ZM234 263V262H233ZM242 263H243V261H242ZM30 264H32V263H30ZM39 264V263H38ZM57 264H60V262L59 263H57ZM61 264H63V263H61ZM64 264H67V262H64ZM96 264V263H95ZM108 264V263H107ZM115 264V263H114ZM116 264H117V262H116ZM135 264V263H134ZM137 264V263H136ZM162 264V263H161ZM231 264V263H230ZM250 264V263H249Z\"/></svg>",
	"mask_w": 264,
	"mask_h": 264
},
{
	"label": "rangeland",
	"instance_id": "2",
	"mask_svg": "<svg viewBox=\"0 0 264 264\" xmlns=\"http://www.w3.org/2000/svg\"><path fill=\"white\" fill-rule=\"evenodd\" d=\"M1 1H2V0H0V2H1ZM8 1L11 3L12 6H13V5H14L15 7L19 6L20 8H22V7H23V4L29 5V4H27V3H28V2L31 3L33 0H32V1H31V0H28V1H27V0H12V1H14V2H12V1H10V0H8ZM16 1H17L18 3H17ZM34 1H35L36 3H35V2L31 3V4H30V5H31V8L29 7L30 5L28 6L29 8H25L26 6L24 5L25 7L21 9V13H20L21 16H20V17H17L18 15L15 14V19H14V17H13L14 14H12V18L10 17V16H11L10 14H8V15L6 14L7 16L4 17V15H5V14H4V13H5V8L7 9L8 7H5V6H4L5 8L2 10V11H4V12L1 11V7H3V6H2L3 4L6 5V6H7V5L10 6V3L7 4V3H8L7 0H4L3 3H0V4H1V6H0V12L3 13V14H1L2 16L0 15L1 17H3V18L0 17V18H1V19H0V28H1L0 33H3V34L5 35L6 32H7L9 29H10V30H9L8 32L11 33L13 30H14V31H15V30L17 31V30H18V27H20V29H23L24 26H25V28H26V27L28 26V24H29V23H28V22H29V19L31 18V11H32V10L30 11V9H33V5H34V4H37L38 1H40V0H38V1H37V0H34ZM43 1H44V0H42V2H43ZM45 1H46V3H47V0H45ZM45 1H44V2H45ZM48 1H49L50 3H47V4H48V7H45V8H48V9H49V4H51V3H53V2H54V4H56L59 0H57V1H56V0H55V1H52V0L50 1V0H48ZM61 1H62L61 3H60V2H58V3H59V4H62V5H59V4L57 3V4L59 5V6H58V5L56 4L57 7H56V6L53 7L54 4H52L53 6L51 5V6H52V10H51L50 15H49V13H48V14H45V13L42 14V13L46 10V9L44 8V5H43V4H46V3H42V2L38 3V5H41V6L43 5L42 8L44 9V11H43L42 8H40L41 6H36V5H35L36 8H35V6H34V9H37V7H39V8H38V11L42 9L43 12L39 11V12H41V13H38V12H36V10H35V12L33 11L34 13H38L37 15H39V16H38V18H37V17L34 18L35 15H34V16L32 15L33 18H34V20H33V18H31V19H32V22L34 21V24L30 21L31 26L29 25V27H27L26 29L24 28L25 31L27 30V31H26L27 35H25V34H24V35H21V32H20V34H19L20 36L18 35V37H15V35H14V37H13V36L11 37L12 40L14 39V40H13L14 43H13V42H11V44H10V43H9V44L6 43L7 45H6V44H1V43H0V62H1L0 64L2 65L3 62L6 63V60L8 59L7 57H4L6 54H7V55L9 54V52H6L7 49L11 50L10 53H12V54L14 55V57H13L12 54H10V55H12V56L9 57L10 60H9V59L7 60V61H10V62H7L6 64L9 65V64L11 63V66H12V65H14L15 63H17L18 60H19L18 63H20V65H18V67H15L16 69H14L12 72H10V70L7 69V73H6L5 71H3V73H0V77H4V76H5L6 78H9L10 81L12 80V81L10 82V84H8L9 87H8V89H7V90H8L7 93L10 92L11 90H15L14 86H15L16 82H18V84H16L17 86H18L19 84H20V86L22 85V87H25L26 85H28V87H25V88H27V89H28V88H29V89H32L31 87H34L33 85H34L35 83H34L33 79L35 78L34 80H36L37 77H35V74H36L35 72H33V73H35V74L33 75L34 77L32 76L33 73L30 72L31 70H29V72L27 71L26 73L24 72V74H27V76H24V78L26 77L24 80H25L26 82H28V84H27L26 82H24V81H21V80L23 79V78L21 79V75H22L21 73H23V72L20 71V70H21L24 66H26V69H30V68L33 66V67H32V70H33V71H34V70L37 71V70L42 69V70H44V71H42V73H44V72L46 73V70L49 71V70H50V66H52V64H55V66H56V68H57V65H56L57 62H56V63H52V62L58 61V60H60V58H61L59 55H55V56H59V58H58V57H55V59H54V57H53L52 55H54L56 52H58V53H60L61 56H62V53H63L62 51L65 52L66 50H67V52L65 53L66 55L63 54V55L65 56V58H66V56H67V53H70V54L68 55V56H70L72 50H74V51L76 52V53H74V57H75L77 60H79V61H76V59H75V61H76V63L80 62L81 65L78 63V64H76V65L73 66V67H68L69 69H66V71H64L65 74H64V72L62 73V71L64 70V69H63L64 67H61V68H60V66H59V67L57 68V70H54L53 67H52V68H51V71L54 70V73H55L54 75H52L54 78H57V77H58L59 75H61V74H64V75H67V76L70 75L69 77L78 78V77H79V76H78V73H79V74L81 73V75H80L81 78H79V79H80V83H83L84 80H85L86 78L89 79V80L92 79L91 77L93 76L94 79H93L92 81L89 82V81H86L87 79L85 80L86 82L91 83V85L88 84V83H87L88 85L85 84L86 86H94V85L97 86L96 84H98V86H99L100 84H101V86H106V85H108V81H109V79H111L112 77L115 76L116 79L112 78V80L116 81V84H119V83H120L119 80H120L121 78L124 79V77H126V76H125V75H122V76H121V75H119V76L117 75V73L119 74V70H118V69H115V68H116L117 66H119V64L117 65L115 61H113V62H115V64H114V63H111L112 61H110V59H109V55H111V54L113 55V56L111 55V57H112V58L110 57L111 59H113V57L116 55V56H118L117 58L115 57L116 59L121 58V59H118L120 63L123 64V62H127V63H124L125 66H127V67L124 66L125 68H122L123 65H121V66L119 67V68L121 69V70H120V71H121V74H123V72H124V74H125V73L127 74V73H129V71H130V73L132 72V74H133L132 76H136V75L139 76L142 72H145V73L148 75V72H147V70H146L147 68H146V67H145V69L142 68V67L144 66V64L147 62V61L144 62V58H146V56H147V58H146L147 60H148V58L151 59L150 61L148 60V62H149L148 65H149L150 62L153 60V59L151 58V56L153 55V53L155 54V52H154V51H155L154 48L157 47V50H158V49L161 50V48H163V47H162V46H163V45H162V44H163L162 42L164 41V38H166L167 36L169 37V36L171 35V34L169 35V32L172 33V31H169V30H171V29L168 30V31H169L168 33H167V29H166V27H167L166 25H169V26H170V23H171V21H170V23L168 24V22H169V20L167 19L168 17H167V16H164V14H166V13L168 14V12H170L171 15H175L176 13H178L179 16H178L177 14L175 15L176 18L179 17V19H177V20H180V21H182V22L184 23L185 20H189L188 18H187V19L184 18V17H185V12H186L185 10L189 11V10L187 9L188 7H189V8H193L194 6H196V7H194V8H195L194 10L192 9L193 12L191 11V12L193 13V15L196 16V18H194L195 16H191V18H190L189 15H188V16H189L190 20H192L193 22L196 23V25L202 26V30H203V27H204V30H205L206 28H208L209 31H212V32H207L208 30H207V29H206L207 31L205 30V34H208V36H209L210 34H212V35H210V37H208V39L210 38V42H209V43H212L211 40L214 39V38H213V37H214V34L216 33V31L219 30V28H220L221 30H223L224 32L226 31L225 35L227 34V30H229V31H228V34H227L228 37H227V36H224V35H222L224 38H223V37H220V35H221V34H224V33L219 32V31H220V30H219L218 33L215 34V38L219 39V37H220V38H222V40H226V38H227V39L229 38V34H230V36H232V35H231V32H230V30H232V29H231L232 27H234V30H232V34H233V32H235L236 34H242V33H243V29L245 28L244 26L246 25V24H245V25L243 26V29H242V30H240L239 28H237V27L239 26V24L241 23V21L244 20V18H242V19H243V20H242L241 17H239V18H238V21H237V19H234V20L229 19V21H227L229 25H228V24H225V25H224V26H226L225 28H223V23H222V22H221V23H222V26H221V25H220V26H219V25L217 26L216 22H215V25H213V26H209V23L214 22L215 19H216V15H218V13L215 14V15H213V13H216V11H217L216 9L218 8L219 11H217V12H220V11H221V9H220L221 7L224 9V5H225V7H228V6L231 4V2H222V1H221V3H220L219 0H217V1H215V0H207V1H210V2H207V4H206V3H202V2H204L203 0H196L197 3H198L199 5H198V4L195 5V4H196V3H195L194 6L192 5L193 3H191V2H193V1L196 2L195 0H191V2H190V1H189V2H186L187 0H180V1L177 0V1H178L177 3H176V0H171L172 2L169 0L171 3H169L168 0L165 1L166 3H168V4H170V5H175V7H176V5H177L178 7H180V6L178 5V3H179V4L181 5V7L183 6L182 9H183L184 11L181 10V8H179V9H180L181 13H182V11L184 12V15H183V13L181 14L180 11H179V12L175 11L176 8H178V7L175 8L174 6H172V9H173V10L175 9V10H174V11L171 10V7H170L168 4H166V3L164 2V0H161V1H160V0H156V1H160L159 4H158L157 2H154V0H153V1H152V0H148V1H146L147 3L150 2V5H148V4L146 3L148 6L145 4L146 7H149V6H150L149 8H147L148 12H149V10H150L149 14H148V12H147V10H146L145 5H144V6L141 5L142 2H143L144 0H142V1H141V0H138L139 2H137V3H136L135 0H130V3H132V2L134 1V2L132 3L133 5H132V4L130 5V3H128L129 0H128V1H127V0H126V1H124V0H115V1L112 0V1L115 2V6H116V7H115V6L113 7V10L111 9V6H110V5L107 6V5H108V2L105 3V5L102 4V3H104V1L106 2V1H111V0H98L99 3H96L97 0H95L96 2H95L94 0H93L92 2L89 0V1H90V5H89V4H86L85 6L88 5V7L85 8V9H83V11L85 12V11L87 10L86 12H88V9H89V14L93 15V16H91V15H90V16L93 17V18H96V20H95V19L93 20L94 22L98 21L99 23H101L100 21H101L102 18H100V16H101V17L103 16V19H102V20H104V21L106 20V21H105L104 23H103V21H102L101 24H104V25L106 24V28H108V29H111V28H109V25L113 22V26H112V24L110 25V26H112V30H108V29H107V31H109L110 33H111V31H112V32L114 31L113 34H115V29L118 30V29L120 28L119 30H121V27H122V30H121L122 32H123V29L126 27V28L124 29V30H126L125 33H129L130 30L132 31V30H133L132 27H134V26H136V25H138V24H140V26H137V28L140 27V29H141V27H142L143 25L147 24L148 21H149V20H147V23H146V22L144 23V21H146V19H147V17H146V19L143 20V19L145 18V16H144V15H145V12L147 13V16L149 17L148 19H150L149 22L153 21L154 18H155V19H158V22L155 20L158 24H159V23L162 24V26H161L160 24H159V26L156 25V26L159 27V29H160L159 31L161 32V35H158V33H157V34L155 33V32H158V31L150 30V28H147L150 24L154 25V24H153L154 22H153V23H150V24L148 23L149 25H148L147 27L144 26L146 29H145L144 27H142V30H143L142 32H143V34L145 33V35H144L145 37H146V34H148V35L153 34V35L155 36V39H156V36H157V35L160 36V37H162L161 40H160L159 37H158V39L160 40V42H158V39H156L157 41H156L155 39H153V40H155L156 42H158L157 44L154 43L155 41H154V42L152 41L153 44H152V43L150 44V42H151V40H152V37H154V36L152 35L151 39L149 40L150 42H148V39L144 38V36H143V39H144V40L146 39V42H145L146 45H148L151 49H152V47H151L150 45H154V44L157 45V46H154V47H153V51H152L153 53L151 52V53L149 54L150 56H148V54H146V56H144V55H145V54H144V52H145V48H142V49H144V52H143V53H139V52H141V51H143V50H139V52L135 53V52H136V51H135V47L138 46V45H141V43H142V41H141V39H142L141 35H143V34H142V32H141V35L139 34V33H140V32H139V30H140L139 28H138V30H137L136 27H134V28H135L134 31L136 32L135 34H136L137 36L140 35L139 37H141V38L138 37L139 41H137L138 39H136V36H135V34H133V33H132V35H133L134 37H133L132 35H130V36H126V35H125L126 38H127V37L130 38V39H129L130 41H132V42H135V41H136V42H135L136 44H135V43H133V44L129 43V44H128L130 47H131V45H133V47H134V45H135V47L133 48L134 50L132 49L134 52H133V53H132V52L127 53V54H129V56H131V55H132L133 57H134V56H138V57H137L138 60L136 59V60H137V61H136V60L131 59L132 56H131V57L127 56V54H126V56L129 57V58L123 56V54H124V53L126 52V50L129 49V48H127V49H125V50H123V49H124V48H123V49H122V51H124L123 53H121L120 51H118V52H120V53H118L117 51H116L117 53H115V50H116L117 48H118L117 50H119V47H118L119 45L117 46V42H119V39H120L119 37H121V35L123 34L121 31H120V32L117 31V32H116V36H113V34L111 35L110 33H108V34L111 35L110 37H112V36L115 37V38L113 39V40H115L116 37H117V35H118L117 33L119 32V35H118V37H117V38H119V39H117L118 41H116V42L113 41V42H112V39H108V40H106L107 38H109V36L107 37L106 35H104L105 33H103V32H101V34H99V36H98L99 38L96 37V36H97V35H96V34H97L96 31H99V32H100V31H103L102 28H101V30H100V29H99V30H94V29L92 28V26H94V28H95V26L99 25L98 22L93 23V24H95V25H91L89 22H88V23H84V27H83V24H82L81 21H80V23H81L82 25L78 22L79 20H77V19L74 20V19H73V21H71L72 19H70L69 21H70V22H73V24H75V21H76L77 24H75V25H78V23L81 25V26L78 25V29H79V30L76 29V30H78V31H76V30L74 29V25H73V24H72V25L70 24L71 27L73 26V29H74V30H73V29L70 30V29L68 28L69 26L67 27V25H68V23H69V22L67 21V20L69 19V15H70L72 18H74L75 15H74V16H72V15L75 14V13H76V14L84 15V13H83V14H82V13H77V12H79L78 10H80V12H82V7H83V6H80L79 4H78L79 7L77 6V4H73L72 6H70L73 2H74V3L76 2L75 0H73V2H71L72 0H71V1L69 0L70 4H68V5H67V3H68L67 0H65V1H67V3L63 2V0H61ZM84 1H86V3H89L88 0H84ZM121 1H122V2H121ZM123 1H124L126 4L124 3V5L121 6L120 4H122ZM173 1H174V2H173ZM200 1H202V2H200ZM214 1H215V2H214ZM5 2H7V3H5ZM79 2H80V1L77 0V3H79ZM81 2H82V0H81ZM151 2H153V3L151 4ZM185 2H186V3H185ZM212 2H214V4L217 3L216 5H219V6H218V7H216V5L213 6V5H212ZM16 3H17V6H16ZM41 3H42V4H41ZM82 3H83V2H82ZM82 3H80V4H82ZM95 3H96V5L101 4L102 6H101V5H99V6H101L105 11H109V12H110V13H109L110 16H109V15H108V16H109L110 18H111L112 16L116 17L117 20L120 18L124 24L121 22V20H120V21L118 20L119 22H117V23H120V24L123 25V26H121V25H119V24H116V25H117V26H116L115 23H116L117 20L114 19V17L111 18V19H109V18L106 16L107 18H106V17L104 18V16H105L106 14H108V13H106V12L103 13V14H105V15H102L100 12L96 14V12L99 11V9H98L99 6H95ZM109 3H110V2H109ZM119 3H120V4H119ZM139 3H141V4L139 5ZM156 3L158 4V6L156 5ZM160 3H161V4H160ZM162 3H164V6L162 5ZM184 3L187 4V5H185ZM224 3H225V4H224ZM229 3H230V4H229ZM249 3H251V2H248V4H249ZM20 4H22V5H21L22 7L20 6ZM83 4H84V3H83ZM110 4H111V3H110ZM135 4H137V5H135ZM165 4H166V5H165ZM182 4H183V5H182ZM204 4H205V5H204ZM210 4H211V5H210ZM222 4H223V5H222ZM228 4H229V5H228ZM232 4H233V2H232ZM232 4H231V5H232ZM74 5L77 6V8H78V9L76 8V9H77V12L68 9V7H69V8L71 7L73 10H75ZM92 5H93V8L91 7ZM103 5H104V6H103ZM138 5H139V6H138ZM159 5H161L162 8H161ZM188 5H189V6H188ZM208 5L211 6V7H210V9H211V10H210L211 13H209L210 11L208 10V8H209ZM226 5H227V6H226ZM14 6H13V7H14ZM45 6H46V5H45ZM61 6H62V7H61ZM67 6H68V7H67ZM85 6H84V7H85ZM120 6H121L122 9L120 8ZM131 6L133 7V9H135V10H134V13H135V11H136V15H137V14H140L142 11L145 10L144 14L142 13V15L144 16V18L142 19V22H141V23H140V21H137V22H135L136 25H134L133 22H134L135 20H137V19L139 20V18H141V17H143V16L140 14V17H138L139 15L136 16V15H134V13L131 14V13L133 12V9L131 8ZM153 6H156L158 9H159V7H160L161 10L159 9V10H160V11H159L156 7L154 8ZM166 6L169 7L168 11H167V9H165V10L167 11L166 13H165V12H161V11H165L163 8H165ZM204 6L207 8V10H208L209 12H207V10H205L206 8H205ZM207 6H208V7H207ZM15 7H14V8H15ZM19 7H17V9H18ZM58 7H59V8L61 7L62 9L60 8V9H61V10H60ZM97 7H98V8H97ZM124 7H125V8H124ZM135 7H136V8H140V10H142V11L140 12V10H138V9L136 10ZM144 7H145V8H144ZM151 7H153L154 9L151 8ZM168 7H167V8H168ZM173 7H174V8H173ZM184 7H186V8L184 9ZM212 7H215V10H216V11H215L214 8H212ZM11 8H12V7H11ZM20 8H19L18 10H15V9H14V11H15V12H19V11H20ZM50 8H51V7H50ZM54 8H55V9H54ZM57 8H58L59 13H60V12L62 13V15H61V13H60V15L63 16L64 21H65V18H66L67 16L65 15V16H66V17H65L63 14H65V13H69V12H72V13L74 12V13H73V14H72V13L69 14V15H68V19L66 18L67 20H66L65 22L63 21V19L61 20V23H62V24L65 23V25H66V23H67V25H66L67 28H64V29H63V27H62V28H59V29H58V28L55 26V28H57L58 31H56V29H53L52 32H55V31H56L57 34H55V33H51L50 36H52V37H50V38L48 37L49 41H48V40H42L43 38L41 39V38H39V37H40L42 34L45 33L44 30L41 29V30H39V32L37 33V27H33L32 25L36 26V25H35V19H36L37 21L44 22V23L46 22V24H48L47 21H41V20H44V18L46 19V18L50 17V16L52 15V13L55 12V11L57 12V14L54 15V18H56L57 16H58V18H59V14H58ZM79 8H80V9H79ZM118 8H119V10H117ZM126 8H131V9H126ZM150 8H151L152 10H151ZM197 8H198V9H197ZM199 8H202L203 10H205V12H204V11H202V13L199 12V10L201 11V9H199ZM12 9H13V8H12ZM12 9H11V11H12V13H13V10H12ZM23 9L29 10L30 14H29V15H28V14H24L23 11H25V13H29V12H27L26 10H23ZM48 9H47V10H48ZM64 9H65V10H64ZM90 9H91L92 11H94V13H93ZM97 9H98V10H97ZM179 9H178V10H179ZM212 9H213V11H212ZM223 9H222V13H223ZM8 10H9V8L6 10V13H8ZM22 10H23V11H22ZM96 10H97V11H96ZM122 10L124 11V12H123L124 15H123V13H122ZM127 10H128V11H127ZM129 10H131V11L129 12ZM190 10H191V9H190ZM197 10H198V11H197ZM11 11L9 10V12H11ZM48 11H50V9H49ZM48 11H47V12H48ZM90 11H91L92 13H90ZM119 11H120V12H119ZM137 11H138V13H137ZM152 11H153L155 14H154ZM171 11L176 12V13L172 14L173 12L171 13ZM47 12H46V13H47ZM113 12H114V14L111 16V14H112ZM116 12H117L118 14H116ZM127 12H128V13H127ZM139 12H140V13H139ZM203 12H204V13H203ZM212 12H213V13H212ZM256 12H259V11L256 10ZM34 13H32V14H34ZM187 13L189 14L190 12H187ZM187 13H186V15H187ZM198 13H199L200 15H199ZM208 13H209V14H208ZM222 13H221V14H222ZM224 13H225V9H224ZM224 13H223V14H224ZM22 14H24L25 17H24V15H22ZM40 14H42L43 16L40 15ZM53 14H55V13H53ZM100 14H101V15H100ZM119 14H120L122 17H121ZM152 14H154L155 17H152V18H151L150 16H151ZM170 14H169V16L171 17ZM197 14H198L199 16H206V15H207L208 17H201V18H202V19H201L200 17L198 18V15H197ZM202 14H204V15H202ZM210 14H211V16L215 17V19H213L212 17H210ZM219 14H220V13H219ZM221 14H220V16H221ZM223 14H222V16H221L222 18L224 17ZM260 14H261V12H260ZM260 14H256L255 17H257L258 15H259V17H260ZM9 15H10V16H9ZM27 15L30 16L29 19H27V18H28ZM37 15H36V16H37ZM46 15H47V17H46ZM96 15H97V17H95ZM99 15H100V16H99ZM115 15H116V16H115ZM125 15H126V16H125ZM190 15H191V13H190ZM8 16H9V18H6V17H8ZM55 16H56V17H55ZM61 16H60V17H61ZM85 16H86V17H85V19H86L87 16H89V15L86 14ZM90 16H89V17H90ZM118 16H119V18H117ZM156 16H157V18H156ZM22 17H23L24 19H25L26 17H27V18H26V20H24ZM43 17H44V18H43ZM71 17H70V18H71ZM79 17H80V15H79ZM81 17H82V16H81ZM89 17H88V20L86 19L87 21H89ZM91 17H90V18H91ZM98 17H99V19H98ZM134 17H136V18H135L134 21H132V20L134 19ZM137 17H138V18H137ZM180 17H181V18H180ZM243 17H244V16H243ZM245 17H246V16H245ZM252 17H253V16H252ZM10 18H11V19H10ZM18 18H19V19L21 18V19L19 20ZM39 18H40V19L43 18V19L40 20ZM58 18H57V19H58ZM76 18H78V16H77ZM83 18H84V17H83ZM127 18H129L130 21H129V19H128V21L125 20V19H127ZM209 18H210V19H209ZM222 18H221V20H222ZM225 18H227V17L225 16ZM250 18H251V17H250ZM6 19H7V20H6ZM12 19H13V20H12ZM52 19H53V17L51 18V21H49V23L52 22L53 26L50 25V27H54V23H56V20H57V19H56L55 22H53L54 19H53V20H52ZM79 19H80V18H79ZM85 19H81V20H83V22H84ZM107 19H108L109 21H111V23L108 24V25H107V23H109V21H108ZM112 19H114V20H112ZM151 19H152V20H151ZM172 19L174 20L175 17L172 18ZM200 19H201V22L199 21V23H198L196 20H200ZM239 19H241V20H239ZM247 19H249V18H247ZM254 19H258V18H254V17H253V19H250V20H253L254 22L257 21V20H254ZM260 19H261V18H260ZM2 20H4V21L2 22ZM8 20H9V21L11 20V22H12V24H9L10 26L8 25L9 27L7 26V23H10ZM17 20H18L19 22H18ZM21 20H22V22H21ZM49 20H50V19H49ZM86 20H85V22H86ZM91 20H92V18L90 19V21H91ZM170 20H171V19H170ZM175 20H176V19H175ZM175 20H174V21H175ZM177 20H176V22H175L176 25L178 24V23H177ZM213 20H214V21H213ZM219 20H220V18H219ZM219 20H218V21H219ZM221 20H220V21H221ZM226 20H228V18H227ZM231 20H232V21H231ZM261 20H262V19H261ZM5 21H7V22H5ZM24 21H25V23L23 24ZM26 21H28V22L26 23ZM57 21L60 22V20H57ZM62 21H63V22H62ZM107 21H108V22H107ZM180 21H178V22L180 23ZM224 21H225V19L223 18V22H224ZM235 21H236V22H235ZM246 21H247V20H246ZM253 21H252V22H253ZM14 22H16L17 24L20 23L19 26H18L16 23H14ZM40 22H38V23H40ZM59 22H57V23L60 24ZM91 22H92V21H91ZM114 22H115V23H114ZM125 22H126V24H125ZM127 22H128V23H127ZM156 22H155V23H156ZM163 22L166 23V25L163 24ZM186 22H187V21H186ZM186 22H185V25H186ZM204 22H205V24H202V23H204ZM206 22H208V24H207ZM243 22H245V21H243ZM243 22H242L241 24H244ZM258 22H262V21H260V20L258 19ZM5 23H6V24H5ZM36 23H37V22H36ZM130 23H131V24H130ZM132 23H133V25H132ZM143 23H144V24H143ZM172 23H173V22H172ZM175 23H174V24H175ZM224 23H226V22H224ZM230 23H232V24H230ZM233 23H235V24H233ZM236 23L238 24L237 26H235ZM246 23H247V22H246ZM248 23H249V25L251 24L250 21H249ZM248 23H247V25H248ZM14 24H15V25H14ZM26 24H27V25H26ZM41 24L43 25V23H40V25H41ZM62 24H61V25H62ZM86 24H89V25L87 26ZM96 24H97V25H96ZM129 24H130V26H132V27L128 28V27H129ZM141 24H142V25H141ZM174 24H173V26H174ZM218 24H219V23H218ZM256 24L258 25V23H256ZM259 24H260V23H259ZM261 24L263 25V23H261ZM37 25H39V24H37ZM40 25H39V26H40ZM55 25H56V24H55ZM85 25H86V26H85ZM182 25H183L182 27L184 28L185 25H184V24H182ZM206 25L209 26V27H207ZM247 25H246V26H247ZM251 25H253V23H252ZM251 25H250V26H251ZM262 25H261V26H262ZM4 26H5V29H6V30L3 28ZM15 26H16V27H15ZM22 26H23V28H22ZM46 26H47V25H46ZM48 26H49V24H48ZM79 26H80V28H79ZM150 26H151V25H150ZM156 26H155V27H156ZM177 26H178V25H177ZM180 26H181V24H180ZM180 26H179V27H180ZM205 26H206V27H205ZM215 26H216V27H215ZM227 26H230V27H227ZM240 26H241V25H240ZM7 27H8V30H7ZM11 27H12V28H11ZM41 27H42V26H41ZM44 27H45V26H44ZM44 27H43V28H44ZM76 27H77V26H75V28H76ZM86 27H87V28H86ZM98 27L100 28L101 26H97L96 29H98ZM102 27L105 28L104 26H102ZM116 27H118V28H116ZM155 27L153 26V28H152V26H151V29H155ZM160 27H161V28H160ZM174 27H176V26H174ZM211 27H212V30L210 29ZM218 27H219V28H218ZM221 27H222V28H221ZM235 27L237 28V30H235V29H236ZM15 28H16V29H15ZM38 28H39V27H38ZM82 28H83V29H82ZM143 28H144V29H143ZM156 28H157V27H156ZM170 28H172V27H170ZM197 28H198V26H197ZM226 28H227V29H226ZM248 28H249V27H248ZM252 28H253V26H252ZM256 28H257V26H256ZM259 28H260V27H258V29H259ZM261 28H263V27H261ZM261 28H260V31H263V32H264V29L262 30ZM11 29H12V30H11ZM24 29H23V30H24ZM61 29H62V30H61ZM129 29H130V30H129ZM172 29L174 30L175 28H172ZM176 29H177V28H176ZM180 29H182V28H180ZM224 29H225V30H224ZM246 29H247V28H246ZM254 29H255V28H254ZM254 29H253V31H254ZM23 30H21V31H23ZM49 30H50V28H49ZM54 30H55V31H54ZM81 30H82V31H81ZM88 30H89V32H88ZM127 30H129V31L127 32ZM136 30H137V31H136ZM144 30H146V31L150 30L152 33H148V32H150V31L145 32ZM156 30H157V29H156ZM204 30H203V31H204ZM249 30H250V29H249ZM2 31H3V32H2ZM4 31H5V33H4ZM19 31H20V30H19ZM25 31H23V32L25 33ZM40 31H41V32L43 31L44 33L41 34ZM61 31H64V33L62 32L63 34H61ZM66 31H67V32L69 31V32L67 33ZM72 31H73V32H72ZM94 31H95V33H94ZM105 31H106V30H105ZM105 31H104V32H105ZM131 31H130V32H131ZM134 31H132V32H134ZM174 31H175V30H174ZM223 31H222V32H223ZM244 31H245L244 34L247 33V34H245V36L248 37V32H249L248 29H247V32H246L245 29H244ZM257 31H258V30L256 29V31H255L256 33L254 32L253 34H254V35L257 34V33H258ZM260 31H259V33H260L261 35H263L262 37H264V33H263V32H260ZM23 32H22V34H23ZM48 32H51V31H48ZM82 32H83V33H82ZM138 32H139V33H138ZM206 32H207V33H206ZM241 32H242V33H241ZM250 32L252 33L251 30H250ZM9 33H8V34H9ZM13 33L16 34L17 32H16V33L13 32ZM13 33H11V34H13ZM46 33H47V30H46ZM102 33H103V34H102ZM175 33H176V32H175ZM179 33H180V32L177 33V36L183 35L182 37H185V35L183 34L184 31H183L182 34L180 33V35H178ZM209 33H210V34H209ZM259 33H258V34H259ZM38 34H40V36H37ZM49 34H50V33H49ZM52 34H53V35H52ZM67 34H69V35L71 34V36L68 37ZM73 34H74V36H73ZM85 34H86V35H85ZM94 34H95V35H94ZM106 34H107V32H106ZM129 34H130V33H129ZM155 34H156V35H155ZM159 34H160V33H159ZM4 35H3L2 37H4ZM44 35H47V36H48V34H44ZM44 35H42V36H44ZM57 35H58V36H57ZM63 35H64V36H63ZM66 35H67V36H66ZM100 35H101L102 37H101ZM174 35H175V34H174ZM203 35H204V34H203ZM251 35H252V34H251ZM0 36H1V35H0ZM6 36H8V35L6 34ZM9 36H10V35H9ZM16 36H17V35H16ZM27 36H28V37H27ZM36 36H37V37H36ZM55 36H56L57 38H59V39L56 40V37H55ZM78 36L80 37V40H79V37H78ZM84 36H85V37H84ZM86 36H88V37H86ZM122 36H123V35H122ZM125 36H123V37L125 38ZM177 36H172V35H171V37H169V38H170V40L173 41V38L176 37V38H177L176 41L178 42L181 38L178 40V37H177ZM218 36H219V37H218ZM240 36H241V35H240ZM240 36H239V37H240ZM249 36H250V35H249ZM61 37H62L63 39H61ZM71 37H72V38H71ZM73 37H74V38H73ZM89 37H90V38H89ZM95 37H96L97 39H96ZM100 37L103 38V40H105L106 43H105V41H103V40L101 41V38H100ZM113 37H112V38H113ZM149 37H150V36H149ZM149 37H147V38H149ZM180 37H181V36H180ZM201 37H203V39H204V36L201 35ZM225 37H226V38H225ZM236 37H238V36L236 35ZM242 37H244V35H242ZM4 38H6V37H4ZM8 38H9V42H10V37H7V40H6V41H8ZM26 38H27V39H26ZM52 38H53V39H52ZM67 38H70V39L68 40ZM121 38H122V37H121ZM171 38H172V39H171ZM176 38H175V39H176ZM206 38H207V37H205V39H206ZM233 38H234V37H232V40H234ZM244 38H245V37H244ZM248 38H249V37H248ZM25 39H26V40H25ZM29 39H30V40H29ZM44 39H46V38L44 37ZM54 39H55L56 41H55ZM81 39H82V40H81ZM95 39H96V41H95ZM98 39H99V40H98ZM122 39H123V38H122ZM143 39H142V40H143ZM162 39H163V40H162ZM167 39H168V38H167ZM235 39H237V38H235ZM24 40H25V41H24ZM27 40H28V41H27ZM67 40H68V41H67ZM78 40L80 41V44H81V43H82V44L85 43V44L87 45L88 42L90 41V42H91V43L89 42V43H90V46H91L92 44L94 45V46H92V47H94V48H93V53H94V54H93V57L90 55V54H92V49H90L91 52H90V54H89V52L87 53V52L85 51L86 48L83 47L82 44H81V45H82L81 48H84V51H85L86 53H85V54H84V53H82V54L79 53V54H78V50H76V49H78V48L80 47V45H79L78 47L76 46V44H77V45L79 44V41H78ZM97 40H98V41H97ZM110 40H111V41H110ZM120 40H121V39H120ZM170 40L168 39L166 42L170 43V42H171ZM182 40H183V39H181V42H182ZM230 40H231V38H230ZM18 41H19V42H18ZM23 41H24V42H23ZM41 41H45V42H44L43 44H41V43H42ZM57 41H58V42H57ZM69 41H70V42H69ZM99 41L105 43V44H104L105 46L103 45L104 48L106 47V44H108V43L110 44V43L112 42L113 44H112V43L110 44V48H111V49H112V48H115V49H113V51H112L111 49L109 50V47H108L106 50H104V48H100V47H99V44H100V43H99V44H96V43H95V42H99ZM140 41H141V42H140ZM161 41H162V42H161ZM202 41H203V40H202ZM0 42H1V41H0ZM4 42H5V40H2V43H4ZM22 42H23V43H22ZM25 42H26V43H25ZM33 42H34V43H33ZM36 42H37V43H36ZM49 42H50V43H49ZM56 42H57V43H56ZM114 42H115V43H114ZM126 42H127V39H126ZM139 42H140V43H139ZM166 42H165V43H166ZM227 42H228V40H227ZM21 43H22V44H21ZM27 43H28V44H27ZM45 43H46V44H45ZM60 43H61V48H60V49H58V47H56V49H54L55 47H54V48L52 47L53 51H48V50H47L50 54H52V53H53V54L50 56V55L47 53V54H46L47 56L45 55V56H46V59H47L48 57H49V58H52V57H53L54 60L52 61V59H51V63H50V62H47V63H46V61L44 60V58H45V57H44V54H45V52H46V49L44 50L43 47H45V45L47 46V44H50V45H48V47L51 46V45H52V46H53V45L60 46ZM62 43H63V44H62ZM94 43H95V44H94ZM119 43H120V42H119ZM119 43H118V44H119ZM121 43H122V42H121ZM121 43H120V44H121ZM161 43H162V44H161ZM168 43H167V44H168ZM173 43H175V42H173ZM173 43H172V44H173ZM179 43H180V41H179ZM12 44H13V45H12ZM37 44H38V46H40V48L36 46ZM44 44H45V45H44ZM57 44H59V45H57ZM85 44H84V45H85ZM115 44H116V45H115ZM122 44H123V43H122ZM125 44H127V43H125ZM137 44H138V45H137ZM177 44H178V43H177ZM177 44H175V45H177ZM72 45L75 46V49L73 48L71 51L68 50V49H71V47H73ZM95 45H97V48H98V49H97V48L95 49V47H96ZM100 45H102V44H100ZM113 45H115L117 48L114 47ZM123 45H124V44H123ZM143 45H144V44L142 43V45L139 46V48L136 47L137 51H138V49H141V47H142ZM161 45H162V46H161ZM168 45H169V44H168ZM170 45H171V43H170ZM90 46H89V44H88V47H90ZM107 46H108V45H107ZM121 46H122V45H121ZM166 46H167V45H166ZM166 46H165V44H164V47H165V48H166ZM171 46H173V47H171ZM171 46H170V47L167 46V49H168V47H169V50H170V48L172 49V50H170L171 52L173 51L174 53H176L177 51H174V50H173V48L176 47V46H174V45H171ZM36 47H37L39 50H37ZM62 47H63V48H62ZM65 47H66V48H65ZM67 47H70V48H67ZM76 47H77V48H76ZM86 47H87V46H86ZM88 47H87V49H88ZM101 47H102V46H101ZM143 47H146V50L149 48V47L147 48V46H143ZM45 48H46V47H45ZM81 48H80V49H81ZM131 48H132V47H131ZM150 48H149V51H150ZM165 48H164V49H165ZM177 48H178V47H176V49H175V48H174V49L177 50ZM41 49H42V51L44 50L45 52H44V53L42 52L43 54H42V55H39V54H41V52L39 53L38 51H40ZM48 49H50V47H49ZM62 49H63V50H62ZM65 49H66V50H65ZM167 49H165V50L167 51ZM9 50H8V51H9ZM81 50H82V49H81ZM81 50H80V52H81ZM165 50H164V51H165ZM12 51H13V52H12ZM54 51H56V52H54ZM60 51H61V52H60ZM68 51H69V52H68ZM99 51H100V52H99ZM101 51H103V52L107 51V52H105L106 54L103 55L104 57L107 55L106 58H103V57H102V60H103V59H106V60H103V62H104V61L107 62L108 60L110 61V63H111V67L113 68V66H114V69H115V70H114V73H115L118 77H117L116 75H114V73H111V74H113L114 76L111 75L110 72L107 74V70H106L105 67H104V70H101V69H103V68H102L103 65L106 64L105 62H104V64H103V62H100V61H101V60H100V57H101L100 54L103 53V52H101ZM129 51H131V50H129ZM147 51H148V50H147ZM147 51H146V53H147ZM162 51H163V50H162ZM51 52H52V53H51ZM108 52H109V53H108ZM157 52H158V51H157ZM159 52H160V51H159ZM173 52H172V54H170V52H169V53H168V55L170 54L169 56L166 55L167 57H170V58H171L170 61H169V59L167 58V59H168V62H169V63L166 62V63H167V66L170 65V63H171V64H172V63L174 64V65H173V64L171 65V66H173V67H170L171 69H174V66H175V64H176V62H174V61H175L174 59H175V57H177ZM58 53H56V54H58ZM134 53H135V54H134ZM148 53H149V52H148ZM160 53L164 54V52H160ZM160 53H158V54H160ZM178 53H179V51H178ZM178 53H177V54H178ZM31 54H32V55H31ZM34 54H35V55H34ZM76 54H77L79 57H78V56L76 57ZM108 54H109V55H108ZM139 54H140V55H139ZM142 54H144V55H143L144 57L142 56ZM156 54H157V53H156ZM156 54H155V56H156ZM162 54H161V55H162ZM165 54H166V53H165ZM72 55H73V54H72ZM82 55H84V56H82ZM87 55H88V56H91L92 58H94L93 61H94V60H95V61H94V63H92V64L95 66L94 68H96V65H98L96 59H99V60H100L99 63H101V65H98V67H97L96 69H97L98 72L101 73V75H103V77H105V80H106V76L108 75L107 78L109 77V79L106 80L107 83H106L105 80L102 79V76H101L100 79L98 78L99 75H100V73L98 74V72H97V74H95V73H96V72H95L96 70H95V71L92 70V71H94V74H95L97 77L94 76V74L92 75V73H91V72H92V71H91V68H93V65H91L90 63L93 62V61H91L92 58L90 57V58H91V59H90ZM94 55H95V56H94ZM97 55H99L100 57L98 56V57H99V58H98ZM171 55H173V56L175 55V56H174V57H171ZM16 56H18V57L16 58ZM24 56H25V57H24ZM28 56H29V57H28ZM34 56H36L37 59L34 58ZM80 56H81V57H80ZM139 56H141V57H139ZM166 56H165V57H164L163 55L161 56V57H164V58H163L164 60H162L163 62H164L165 60L167 61V59H165ZM38 57H40V58L42 57V62L44 61V62L47 64V67H48L49 65H50V66H49L48 68H46V69H45L46 66H44V69L41 68V67H43V66H42L43 64L40 65L42 62H41V59H38ZM72 57H73V56H72ZM72 57H68V58H67L68 60H66V59L62 60V59L64 58V57H63V58L61 59V62H63V61H64V62H67V61L73 62L74 59H72ZM74 57H73V58H74ZM107 57H108V58H107ZM153 57H154V55H153ZM4 58H5V59H4ZM26 58H27V60H26ZM69 58H71V59L69 60ZM115 58H114L113 60H115ZM135 58H136V57H135ZM158 58H159V59H157V61L154 60V63H155V61H156V62H159V61H160V56H159ZM173 58H174V59H173ZM14 59H15L16 61H15ZM32 59H33V60L35 59V60L33 61ZM89 59H90V61H89ZM142 59H143V60H142ZM172 59H173V61L171 62ZM36 60H37V61H36ZM38 60H40V63H39ZM65 60H66V61H65ZM85 60H86V61H85ZM141 60H142V62H141ZM158 60H159V61H158ZM176 60H177V58H176ZM47 61H48V59H47ZM49 61H50V60H49ZM116 61H117V60H116ZM31 62H33L32 65H31ZM44 62H43V63H44ZM61 62H60V64H62ZM64 62H63V63H64ZM117 62H118V61H117ZM128 62L132 63L133 65L130 64V63H128ZM152 62H153V61H152ZM152 62H151L152 68H151V66H147V67H148V70L150 69V73H149V75L152 74V73H153V75H150L148 78H151V76L153 77V79H154L155 76H156V78H162V76L164 77V74H165V73L167 74V72H166V71H167L166 64H163V63H162L164 66L161 65V66H163V67L161 68V66H160L161 63L159 62V63H160L159 66H160V67L154 69V65L157 66L158 64H157V63H155V64L153 63V64H152ZM5 63H3V65H5ZM49 63H50V64H49ZM88 63H89V64H88ZM95 63H97V64L95 65ZM135 63H136V64H137V63H141V66H142V67H139L140 65L138 64V67L141 68V70H140V72H139L138 74H137V70L139 71V69H136L137 67L134 66ZM142 63H144V64H142ZM164 63H165V62H164ZM46 64H44V65H46ZM58 64H59V63H58ZM60 64H59V65H60ZM108 64H109V63H108ZM112 64H114V65H112ZM146 64H147V63H146ZM146 64H145V65H146ZM1 65H0V67H2ZM15 65H16V64H15ZM15 65H14V66H15ZM28 65H29V66H28ZM78 65H80L81 67H80V66L78 67ZM109 65H110V64H109ZM115 65H117V66L115 67ZM11 66H10V68H11ZM27 66H28V68H27ZM30 66H31V67H30ZM35 66H36L37 68H36ZM84 66H86L87 69L84 70V69H83V68H85ZM106 66H107V65H106ZM156 66H155V67H156ZM4 67H5V66H4ZM20 67H21V68H20ZM99 67H100V68H99ZM165 67H166V69H164ZM5 68H6V67H5ZM8 68H9V66H8ZM54 68H55V67H54ZM56 68H55V69H56ZM65 68H67V67H65ZM71 68H72V69H71ZM88 68H89V69H88ZM98 68H99V69H98ZM107 68H108V67H107ZM109 68H110V66H109ZM109 68H108V69H109ZM117 68H118V67H117ZM127 68H129V70H126ZM170 68H169V69H170ZM2 69L4 70V68H2ZM48 69H49V70H48ZM60 69H62V71H61ZM124 69H125V70H124ZM132 69H135L136 72H135V70H134V72H133ZM142 69H144V71H143ZM153 69H154V70H153ZM156 69H162L164 72H163V71H160V72H163V73H162L163 75L160 76V77H157V76L161 75V73L155 75V73H158V72H156V71H157ZM169 69H168V70H169ZM171 69H170V70H171ZM0 70H1V68H0ZM16 70H17V74H16ZM18 70L20 71V73H19ZM81 70H82V72H81ZM88 70H90V73H91V74L88 73V74L90 75V76H88V74L85 72V73H86V76H87V77H85V73H84V71H87V72H88ZM99 70H100V71H99ZM116 70H118V71H116ZM145 70H146V71H145ZM165 70H166V71H165ZM23 71H25V69H24ZM55 71H57V72H55ZM68 71H69V72H68ZM102 71H103V72H102ZM105 71H106V72H105ZM109 71H111V70H109ZM112 71H113V69H112ZM112 71H111V72H112ZM115 71H116L117 73H116ZM125 71H126V72H125ZM152 71H153V72H152ZM154 71H155V73H154ZM158 71H159V70H158ZM4 72H5V73H4ZM9 72H10L11 77H10V75H9ZM37 72H38L37 74H40L39 71H37ZM40 72H41V71H40ZM74 72H75V74H74ZM170 72L174 73L173 70L168 71L169 74H170ZM51 73H52V72H51ZM83 73H84V74H83ZM103 73H106V74H103ZM134 73H135L136 75H134ZM145 73H144V74H145ZM172 73H171V74H172ZM15 74H16V75H15ZM37 74H36V75H37ZM76 74H77V75H76ZM144 74L142 73V75H143L142 77H143V78H144ZM169 74L167 75V77L171 75V74H170V75H169ZM8 75H9V77H7ZM73 75H76V76H78V77H75V76H73ZM82 75H84V77H82ZM91 75H92V76H91ZM128 75H129V74H128ZM128 75H127V76H128ZM154 75H155V76H154ZM172 75H173V74H172ZM123 76H124V77H123ZM19 77H20V78H19ZM22 77H23V75H22ZM95 77L98 78L100 81L96 80ZM110 77H111V78H110ZM119 77H121V78H119ZM136 77H137V76H136ZM136 77H134V79H136ZM173 77H175V75H173ZM173 77H171V78H173ZM177 77H178V76H177ZM6 78H5V79H6ZM38 78H39V76H38ZM83 78H85V79L83 80ZM118 78H119V79H118ZM148 78L146 79V76H145V80H144V79H142L141 77H140V78L137 77V79H138L139 82H137L138 84H137V83H136V84H137V85H140V84H141L140 82H141L142 80H144V81H142L143 85H142V84H141V85L144 86V84H145V86H150V85L152 84L151 82H153V81H152L153 79H151V81H150V79H148ZM26 79L29 80V81H27ZM137 79H136V80H137ZM140 79H141V80H140ZM81 80H82V81H81ZM94 80H95L96 82H95V83H92V82H94ZM101 80H102L103 82H101ZM148 80L150 81V83H149ZM2 81H3V79H2ZM6 81H7V80H6ZM146 81L148 82V84H146ZM21 82H24V83H21ZM86 82H85V83H86ZM111 82H113V81H109V85H112ZM117 82H118V83H117ZM154 82H155V81H154ZM154 82H153L152 85H156V84L159 85V82H158V81H157L156 83H154ZM80 83L78 82L77 84L80 85ZM103 83H105L106 85L103 84ZM110 83H111V84H110ZM114 83H115V82H113V84H114ZM12 84H13L14 86H13ZM31 84H32V85H31ZM92 84H94V85H92ZM116 84H114V85H116ZM172 84H173V85H178V83H176V84L172 83ZM10 85L13 86L14 89H12V87H10ZM29 85H30V86H29ZM60 85H62V84H60ZM81 85H82V84H81ZM83 85H84V84H83ZM109 85H108V86H109ZM152 85H151V86H152ZM55 86H56V85H55ZM2 87H3V86H2ZM15 87H16V86H15ZM5 88H6V87H5ZM0 90H1V88H0ZM23 90H25V89H23ZM17 91H19V90H17ZM11 93H12V92H10V94H11ZM33 103H35V102H33ZM4 104H5V103H4ZM31 105H32V104H31ZM100 105H101V106H100ZM100 105H99V107H107V106H102V104H100ZM1 106H3V105H1ZM32 106H33V108H34V105H32ZM156 106H157V107H156ZM156 106H155V104H154V105H153V104H150L149 106H147V105H146V106L143 105L142 108H143L144 110H148V109L152 110V108L154 109L155 107H156V108H160V109L162 108V107H158V105H156ZM29 107H30V106H28V105L24 107V103H23V107H22V109H23L22 111H23V112L21 111V113H22V114L24 113V114L26 115V112H27V110H28ZM35 107H36V105H35ZM20 110H21V109H20ZM31 110H32V108H30V109L28 110L29 112H27V113H28V114L31 113V112H30ZM35 110H36V109H35ZM35 110L33 111V116L35 115L34 112L36 113ZM22 114H20V117H21V118L24 117V116H22ZM24 114H23V115H24ZM28 114H27V115H28ZM149 115H151V114H149ZM33 116H32V117H33ZM39 116H41V115L37 114V116H34L35 119H33V120L31 119V116H30V117H26V116H25L26 118H29V119H27L28 121L25 120L26 118H25V119L23 118V119L25 120V121H23V122H25V123L28 122V123H27L28 125H26V127L24 126L25 123H24V125L21 126V124H23V122H21L20 124H19V122H18V124H19L18 126H16L15 123L12 124V127H13V125H14L13 129H14L15 131H13L12 127L10 128L9 125H8L9 128L6 126L7 128L5 127V128H6L5 131H7V132H4V135H5L4 138L2 137V140H1V137H0V144L3 143V145H5L6 147L11 146V145H12V142H14V141L16 142L17 140L19 141V143H21L22 141L19 140L20 136H22L21 138L25 137V140H23L24 138L21 139V140L24 141L23 143H25V141L29 138V139H28V141H29L28 143H27V141H26L25 144L21 143V144L24 145V149H22L23 145H21V144L18 145V141L16 142L17 146H15L16 144H15V142H14V143H13L14 145L11 146L12 148H11V147H8V148H9V151H8V148H7V154H6V156H5V160L0 159V170H1V168L3 169L4 167H6V164H7V163H4V161H7L6 159H7L8 155L13 153L12 156L9 155V156H10V158H8L9 163L7 164V167L4 168V169L7 170V172H6L5 170H1L3 174H6L5 177H4L3 174L1 175V171H0V180H1V183H0V199H1V200H0V202H1V203H0V209H1V210H0V233H1V232H4L3 230H5L6 234H7V231H8V234H9L8 237H7V235H5V232H4L5 237L2 236L3 233H1L2 235L0 234V238H1V237L5 238L4 240H3V238H1L2 240H0V244H1V245H0V248H1L4 252L6 251V248H7V251H8V250L10 251V252L8 251L9 253L7 252L8 254H13V255H15V256L10 255V257L12 256V257H14V259H15V258H16V259L18 258V260H19V259L21 258V261H20V260L18 261V260H16V259L14 260L13 258H12V260H11V258L9 257L10 261H8V260H7V258H8V254L5 253V255H4V252L2 253V250L0 249V251H1L0 253H1V254H3L5 257H6V255H7V258H5L4 256H2V255L0 254V260H1L0 264H9V262H11V261L13 262V263H11V264H15V263H17V262H18L17 264H24L25 261H26V263H27V262H30V263H32V264H38V263H39V264H57V263H59V262H60V264H61V263L64 264V262H67V264H71L70 261L68 260V257H69V255H70V257H71V255L73 256V254H74L75 257L73 256V257H71V258H72V260L76 259V260H75V263L78 262V264H86V263H88L89 261H91L92 259H94L93 261H94L96 264H100L99 262H100L101 260L104 261V262H105V260H106L105 263H104V262H103V263L101 262V264H107V263H108V264H114V263L116 264V262H117V264H134V263H135V264H136V263H137V264H142L143 262H144L143 264H148V263H149V262H148L149 259H151V262H150V263H153L152 260H153L154 258H156L157 256L160 257V259H161L160 261H161L162 264H230V263H231V264H249V263H250V264H264V246H263L264 243H256V244H254V245H249V244H248V243H249L248 241H247L248 243H246V241H245V242L243 241V240L246 238V236H248V233H249V235H250V233H252L251 229L257 227V225L260 226V224H261V225H264V214H263V212H262L261 214H259V215H256V216L253 217V218H252L251 216L249 217L248 220H251V221H249V224L247 225V227H246V229H245V230H247V231H245V230H241L238 226H235V224H232V226H234V227H232L231 224H229V226L232 227V229L234 230L233 232H231L232 235H231V234H227L226 236H224L225 238L223 237V238L219 239L220 241L217 240L215 243L213 242L214 237H211V240H212V241H211L210 239H208V238H209L208 236H210V235H214V236H215V234H216V233L213 234L214 232L212 233V232L210 231V228L212 227V226H210V225H212V224H214V223L217 225V228H218V229L213 228L214 230H215V229H216V230L225 229V228L227 227V225H228V223H227L228 220L232 219V217H230L231 212H232V214H234L235 211H236V209L230 211L229 213H226L227 216H226V214H223V213H222V214H218V215L216 216L215 214H217V212L219 211V205H218V204L213 205L214 203L212 204V203L210 202L209 205H205V204H204L203 206L201 205V207L205 209L204 212L201 213L202 215H201V214L198 215L197 212H196V214H197V216H196V215H193L195 212H192V213L190 212V213H189L187 210H183V211H184V212H182L183 214L180 213V215L182 216V218H178V219H180L181 221L178 220V219H176L177 215H175V217H174V215L170 216V213H171V212H172V214H175V213H173V211H171L170 213H169V212H166V211H167L166 208H168V209L170 210V209H172V206H173V204H174V200H172V198H173V197H172V195H173L172 192H173L174 184H175V180L173 179V178H174V171H173V170H170V167H169L170 165H169V164H166V165H165V164H163V163L161 162L162 165H161V164H160V165H159V164H158V165H152V164L149 165V163L153 162L155 158H158V159H161V158H162V156L164 155V154H162V149H164V151L166 150V151H169V152H170V150H171L170 148H172V149H174V150H172V154L175 153L177 156H180V155L182 154V153L179 152V149H178L179 147H178L177 145H175L174 142L172 141V135L167 134L166 127L169 125V122L171 123V120H170L169 116H166V117H165L164 115H162V116L159 115V116H161V118L159 117L160 121H159V119H158V115H157V116H153L155 119L152 118L151 116H149L148 118H147V117H146V118H145V117H142V118L148 119V120H150V121L153 120L154 123H155V120H156L157 123H155V124L153 123V124H152V127H153L154 125H155V127L157 126L156 128H158V130H157L156 132H155V127H153V128H154V130H153V128L151 127V124H150V128H149L150 131H148V130H147V129H148V126H146V123H147V122H146V123L144 122V125H143V124H142V121H143V120L140 119V117H137V120L135 119L136 116H134V117L131 118L130 121H132L133 118H134L133 121H135V122H133V123L131 122V124L135 125V124H137V123H140V124H142V128H143V129H144V127L146 128L144 131L147 130L148 132H147V131H146V132H147L149 135H148L146 132H144V133L147 134V135L149 136V138H150V140H149L150 143H149V144L147 143V142H149V141H148L149 138H148V136H146L145 134H144V135H145L148 139L145 138L144 142H142L143 138H142V140L140 139L142 136L144 137V135H142V134H143V133H142L143 131H142V132H141V131H137V132H135V133H136L135 135L133 134V133H134V130H133V129L130 130V126H131V124H130V121H127V120L129 119L128 117H127L128 119L126 120V118H125V119H124V118H120V117L117 118L116 116H114V117H116L115 119H118V120H116L117 122L114 120L113 117H111L112 120H110L109 118L97 119L96 121H95L94 119H90V120H89V119H83V120L81 119V120H82V123H83V121L85 122V123H84V126L80 125V124H81V123H80V122H81L80 119H79L80 122H79V120H77V119H68V120H66V121H63V124H64L65 122H67V123H65L64 125H70V124H68V123H71L72 121H74V122L71 123V125H72V124H76V122H77V124H78V125L76 124L77 126H79V125L82 126V127H80L81 130H79L80 128L78 129V133L75 131V132L78 134V137H77L78 139H74V142H76V140L80 142L82 138H84V140H85L87 136L89 137V133H88V135H86V136H85L84 134H81V133H80V132L83 133V132L85 131V129H84V128H85V125L87 126V125H89V124L93 125V126L95 127V129L101 127L100 129H96L97 131L99 130V132H100V130H101L102 128H105V129L109 130V129H108L109 126H111L112 124H116V127H117V128L119 127V128H118V130H117V128H116V130H114V131H115V132H114V135H115V134H118L119 129H121V131H122V129H123V132H121L122 135L120 134V131H119V135H117V136L120 137V139H121L120 141H119V138L115 135V136L117 137V141H118L119 143L123 141V137H124L125 135H127L126 137H130V136H131V138H130L129 140H132V139H134V137H136V136L138 137V135L140 136V134H141L142 136H140V138L137 139V140H141V142H142L143 144L140 145V144L138 143V141H137V144H139V145L136 144V145L138 146V149H137V148H136V149L139 150V149H141L143 146H145V148H147V145H151V147H149V150L155 152L154 154L157 153V155H155L156 157L153 156V158H152L151 155H150L151 152L149 153V151H148V154H147V151H145V150H148V148L145 149V150H144V148L141 149L142 151L146 152L147 155H146L144 152H142L141 150H139V153H140V152L144 153V154H140V155H144L143 158L139 159V160H140V161H139V165H140V167H141V166H144L143 164H146V162H147V165H149V166H146V165H145L146 167L144 166V167L147 169V171H145V170H146L145 168H143L144 171H143V169H142V172L137 171V170L135 169V170L137 171L136 174H135V172H134V170H133L135 176L138 174L136 178H135V176L133 175V173L131 174L130 171H132V168L137 167V164L132 163V165L130 166L131 169L129 168L130 171H125V170H122V171H121L120 169L123 168V165L121 164V161H122L121 158H123V157L120 158V157L118 156V153H119V152H118V153H116V152H111L110 149H109V148L111 147L110 145L115 144V142H116V138L114 139L115 141H111V140H113V138H111V137L114 136V135L112 134V133H113V132H112L113 130H112V131L110 130L109 132H107L109 135H110V134L112 135V136H110V137L107 135V137H108L109 139H111V140H108V138H106V136H103L104 133L102 134V136H101V134L99 135V134H98L99 132H96V130L94 129V127H93V130H95V131H93V130H91L92 132L90 131V132H91L90 134H92V136H90V137H93V135H95V134L99 135V138H96V136H95V138H90V139H95V140H96V141L94 140V143L97 142L98 140L102 141V140L104 139V138H102V137H105L106 140H107V142H106L107 144H106V146H105L106 148H105V147H104V148H105L106 150L109 149L110 153H109L108 151L105 152V149H103V147H102L101 149H103L104 152L101 154V152L99 153V152H97V150L94 151V148H93V146H96V147L98 146V148H99L100 146H99L98 143H99L100 141H98L97 144H94V145L92 144L93 146H91V142H92V140H90L91 142H90L89 140H85V141H86V144H85V143L83 142L84 140L82 139V140H83V141H82L83 143H81V144H83V145H79V144H80L79 142H78V143L76 142V144H75L74 142H72V138H75V135H74V136H71V137H70V140H71V141L69 140V142H72V143H71L72 146H70V144H68L67 141H68V139H69V134H70V133L72 134V132H73L74 130H70V129H69L70 132H67V130H66V131H65V130L62 131V133L67 132V133H65V134H67L66 137L63 138V139H66V140H63L62 143H60V140H61V139L59 140V138L63 137L64 135H62L61 137L58 136L59 134L61 135V133H56V132L53 133V132H52V133H50L51 135L48 134V133H46V135H45V133H43L44 131H41V130H40V132H41L42 134L39 132V135H43V136H45V137H43V136L40 137L39 135H36V136H35V135H32V134H34V133H33L34 131L31 132L32 134H30V132H29V134H28L26 131H27V130L29 131V129H30L31 127H34V126L36 125V124H34V123H36V122H34L35 120H37V122L39 121V124H38L39 127H40L41 124L44 123V122H43V123H40V121H41V117H39ZM34 117H33V118H34ZM36 117H39V118H36ZM21 118H20V119H21ZM42 118H43V117H42ZM119 118H120V119H119ZM138 118L141 120V121L139 120L140 122L138 121ZM150 118H151L152 120H151ZM156 118H157V119H156ZM163 118H165V119H163ZM20 119H18L17 121H20ZM23 119H21V120H23ZM38 119H39V120H38ZM56 119H57V117H56ZM56 119L54 118V121H55ZM106 119H107V120H106ZM122 119H124V120H123L124 122H122V123L120 122V123H119V121H122ZM161 119H162V121H161ZM31 120H32L33 122H32ZM42 120H43V119H42ZM50 120H51V118L49 119V121H50ZM70 120H72V121H70ZM86 120H87V121H86ZM113 120H114V121H113ZM167 120H168V121H167ZM17 121H15V122L17 123ZM30 121H31L32 124H33L31 127H30V123H29ZM45 121H48V120H45ZM49 121H48V122H49ZM52 121H53V119L51 120V123H52ZM54 121H53V123H55ZM94 121H95V122H94ZM100 121H102V124H101ZM105 121H106V122H105ZM136 121H138V122L136 123ZM144 121H145V120H144ZM146 121H147V120H146ZM164 121H166V122H164ZM1 122H3V121H1ZM1 122H0V123H1ZM41 122H42V121H41ZM114 122H115V123H114ZM125 122H128V124L126 123V125L129 126V129H125V128H128L126 125H124ZM148 122H149V121H148ZM3 123H4V122H3ZM3 123H2V124H3ZM56 123H57V124H60V123H62V120H57ZM98 123H99V124H98ZM103 123H104L105 125H104ZM111 123H112V124H111ZM134 123H135V124H134ZM149 123H152V122H149ZM173 123H176V122L173 121ZM100 124H101V125H100ZM160 124H161V125H160ZM166 124H167V125H166ZM4 125H5V124L1 125L0 130H3ZM6 125H7V124H6ZM52 125H53V124H52ZM54 125H55V124H54ZM76 125H75V126H76ZM97 125H98V127H97ZM117 125H119V126H117ZM120 125L122 126V128L120 127ZM123 125H124L125 128H123ZM133 125L131 126V128L133 127ZM138 125H139V124L135 125V126H134V129H135V127H136V130H137ZM147 125H148V124H147ZM2 126H3V127H2ZM19 126H20V127H19ZM28 126H29V129H27ZM38 126L36 125V128H35V127L33 128V129H35V131L37 130V132H35V134L38 133V131H39V130H38V129H39ZM107 126H108V127H107ZM113 126H114V125H113ZM113 126H112V127H113ZM164 126H165V127H164ZM17 127H18V128H17ZM23 127H24V131H25L24 136L22 135V134L24 133V132H23ZM163 127H164V129H163ZM40 128H41V127H40ZM139 128H141V127H139ZM160 128H161V129H160ZM7 129H10V131L7 130ZM16 129H17V130H16ZM26 129H27V130H26ZM113 129H114V128H113ZM124 129H125V134H124ZM159 129H160V130H159ZM162 129H163V131H162ZM31 130H32V128L30 129V131H31ZM76 130H77V129H76ZM128 130L130 131V133L126 132V131H128ZM79 131H80V132H79ZM104 131H105V130H101V133L104 132ZM161 131H162V132H161ZM11 132H12V133H11ZM15 132H17V133H15ZM19 132H20V133L22 132V133L20 134ZM58 132H59V131H58ZM75 132H74V134H76ZM95 132H96V133H95ZM110 132H111V133H110ZM116 132H117V133H116ZM131 132H132V133H131ZM2 133H3V132L1 131V132H0V136H1V135L3 136ZM9 133H10L11 135H10ZM94 133H95V134H94ZM137 133H139V134L137 135ZM156 133H157V134H156ZM158 133H159V134H158ZM161 133H162L163 135H162ZM14 134H15V135H14ZM54 134H56V135L58 134L57 137H55L56 135H54ZM77 134H76V136H77ZM85 134H87L86 131H85ZM123 134H124V135H123ZM128 134H129L130 136H129ZM160 134L162 135V137H161ZM7 135H8V137H7ZM13 135L15 136V139H16V140H15V139H12V137L14 138ZM18 135H20V136L17 137ZM26 135H28V136L31 135V136H33V137H28V136H26ZM49 135H50V136L54 135V136H53V137H48ZM81 135H84V136L81 137ZM132 135H133V137H132ZM159 135H160V136H159ZM10 136H11V137H10ZM37 136H39V137L41 138V141H40V139H39V140L37 139ZM121 136H122V138H121ZM150 136H151V137H150ZM163 136H165V137L163 138ZM170 136H171V137H170ZM5 137H6V138H5ZM26 137H27V139H26ZM47 137H48V138H47ZM58 137H59V138H58ZM80 137H81V139H80ZM160 137H161V138H160ZM34 138L36 139V141H40V144H41V145L38 144L39 142H38V143L35 142V139H34ZM46 138H47V139H46ZM52 138H54V139H56V140H54V139L52 140ZM169 138H170V140H169ZM3 139H4V141H3ZM10 139H11V142H9ZM30 139H31V140L34 139V140H33L34 142H33V141L31 142ZM57 139H58V141H57ZM88 139H89V138H88ZM124 139H127V138L124 137ZM167 139H168V140H167ZM259 139H260V138H259ZM263 139H264V138H263ZM48 140H49L51 143H53L55 146H53V144H51ZM104 140H105V139H104ZM127 140H128V139H127ZM157 140H159V141H157ZM165 140H167V141H165ZM55 141H56V143H55ZM61 141H62V140H61ZM110 141H111V142H114V143H111V144L108 143V142H110ZM125 141H126V140H125ZM134 141H135V140H132V142H134ZM152 141H154V142H153V144H154V145H153V148H152ZM162 141H163V143H162ZM171 141H172V142H171ZM8 142H9V145H8ZM41 142H43L44 144H46V145H45L46 147H45L44 145H43L44 147H40V146H42V143H41ZM66 142H67V143H66ZM87 142H90V147H89V146H86V145H87ZM139 142H140V141H139ZM141 142H140V143H141ZM5 143H6V144H5ZM10 143H11V144H10ZM34 143H35V144L37 143V145L34 146V145H35ZM102 143H103V141H102ZM122 143H123V142H122ZM128 143H130V141H129V142L127 141V144H128ZM135 143H136V142H135ZM156 143H157V144H156ZM159 143L164 144L165 146L162 145V146H164V147H160L161 145H160ZM168 143H169V145H168ZM171 143H172V144H171ZM26 144H27L28 146H27ZM32 144H33V147L36 148V149L34 148L35 151H39V152L41 153V155H40V154L36 155V153H39V152L34 153V152H35V151H33L34 149H32V152H33L34 154L31 152V149H30V148H32ZM57 144H59V145H57ZM65 144H67V145H65ZM74 144H75L76 147L81 146V147H79V148H81V149H83L82 146L84 147V149H85V147H86V149H88V148H89V149L93 148V149H92V151H91V150H88L87 152L83 149V150L85 151V155H87L88 157H87V156H83V155H84V151L81 150V151H83V153H80V154H83V155H82L83 158H84V157H85V158L87 157L86 159H85V158L82 159V156L79 155V154L76 152V150L79 151V148H78V149L74 148L73 151L71 150L72 152H74V155L77 154V155L80 156V160L78 161L77 159H79V158H77V156L74 157V155H71L72 152H71L70 150H68V148H69V147H73ZM88 144H89V143H88ZM103 144H105V143H103ZM103 144L100 143L101 146H104ZM132 144L135 146L134 143H132ZM155 144H156V145H155ZM78 145H79V146H78ZM133 145H132V146H133ZM157 145H158L159 149L157 148ZM159 145H160V146H159ZM167 145H168V146H167ZM172 145H173V146H172ZM21 146H22V147H21ZM37 146H38V147H37ZM48 146H50L52 149H51V148L49 149ZM59 146H60V147H59ZM61 146H62V148H61ZM132 146L129 144V147H130L131 150L135 149V147L133 148ZM137 146H136V147H137ZM139 146H140L141 148H139ZM154 146H156V147H154ZM166 146H167V148H165ZM244 146H245V145L242 144L241 147L238 149L239 151L237 150V151L233 154L234 156H233L232 158L237 159V158L240 157L243 153L247 152V149H245L246 146H245V147H244ZM14 147H15V148L17 147L16 150L14 149ZM29 147H30V148H29ZM39 147H40V148H39ZM64 147L67 148V149H64ZM87 147H88V148H87ZM96 147H95V148H96ZM168 147H169V148H168ZM3 148L6 150V148H5L4 146H0V149H1V150H0V154H1L0 157H1V158H2V157L4 156V154H5V153H4L5 150L3 151ZM37 148H38V149H37ZM54 148H55L57 151L54 150ZM98 148H97V149H98ZM150 148H151V149H150ZM156 148H157V149H156ZM242 148H243V149H242ZM12 149H13V150H12ZM28 149H29V150H28ZM46 149H48V151H49V156H48V151H45ZM71 149H72V148H71ZM136 149L134 150L135 153H137V150H136ZM17 150H18V153L15 152V151H17ZM19 150H20V151H19ZM40 150H41V151H40ZM50 150H51V151H50ZM52 150H53L54 152H53ZM63 150H64V151H63ZM65 150L70 151V153H69L70 156H69V154H68ZM98 150H100V149H98ZM155 150H156V151H155ZM159 150H160L161 153L159 152ZM1 151H3L4 154H3ZM10 151H12V153H11ZM58 151H59L60 153H58ZM81 151H79V152H81ZM100 151H101V150H100ZM134 151H133V152H134ZM175 151H176V152H175ZM8 152H9V153H8ZM14 152H15V153H14ZM22 152H23V155H22V154H19V153H22ZM29 152H30L31 154H33V156L30 157L31 154H30ZM43 152H44L45 154L42 155ZM51 152H52V153H51ZM88 152H89V155H90V153H91V157L88 155ZM92 152H93V153H92ZM94 152H96V153L98 154V157H99V158H100V157H103V156H107L106 154H108L109 156L112 157V159H111V157H110L111 160L109 159V157H106V158L109 159V161L111 162V163L109 162V164H110V165H111V164H114V162L117 161V162L115 163L116 165H115V166H114V165L110 166V167H111V169H110V168L108 167L109 165H108V163H107V159H106V161H104V159L102 158V160L105 162V163H104L103 161H101L100 159H98L97 157H95V156H97V154L94 153ZM131 152H132V151H131ZM133 152H132V153H133ZM158 152H159V153H158ZM239 152H240V153H239ZM28 153L30 154L29 156H28ZM86 153H87V154H86ZM112 153H113V154H112ZM132 153H130L131 156H132ZM135 153H133V154L135 155ZM14 154H16L17 156H14ZM46 154H47V155H46ZM52 154H53V156H52ZM55 154H56V155H55ZM61 154H62V155H61ZM95 154H96V155H95ZM99 154H100L101 156H100ZM137 154H138V153H137ZM137 154H136V155H137ZM175 154H174V155H175ZM179 154H180V155H179ZM19 155H20L21 157L27 155V157H24V158H26V159H24V158L22 157V159H24V160H22L21 157H20V159L17 158ZM35 155H36V156H39V157H36ZM54 155H55V156H54ZM58 155H59L60 157H59ZM67 155L70 157V158L68 157V158L70 159V160L68 159V162H67V160H66V159H67ZM113 155H116V156H113ZM145 155H146V157H145ZM13 156H14V158H17V160H16V159H13ZM34 156L36 157V160H37V161L43 159V161H40L42 167H40L39 161L36 163V160L34 159ZM42 156H43L45 159H44V158H41ZM46 156H47V157H46ZM63 156H64V157H63ZM121 156H122V155H121ZM131 156H130V157H125L126 159L130 158V159L127 160L126 163L129 164L130 161L133 162L134 158H137V157L140 158V157H141V156H140V157H139V156H136V157L133 156V157H134V158H133V157H131ZM28 157H30V158L28 159ZM65 157H66V158H65ZM89 157H90V158H89ZM114 157H115V158L118 157L117 159H121V160H116ZM144 157H145V159H144ZM3 158H4V157H3ZM11 158L13 159V162H14V160H16V161L13 163V162L11 161V160H12ZM31 158H32V159H31ZM40 158H41V159H40ZM75 158H76V161H73V160H75ZM88 158H89V159H88ZM92 158H94V159H96V160H98V161H101L102 164L99 163V164L96 165L97 162L95 161L96 163H94V162H93L94 159H92ZM113 158H114V159H113ZM125 158H124V159H125ZM9 159H11V160H9ZM27 159H28V160H27ZM33 159L35 160V163L32 162V161H34ZM56 159H57V160H56ZM64 159H65L66 161H64ZM90 159H92V160H90ZM1 160H2V161H1ZM18 160H20V161H18ZM26 160H27V161H26ZM29 160H30V161H29ZM31 160H32V161H31ZM52 160H53L54 162H53ZM62 160H63L65 163L61 162ZM82 160H83V162L85 161V163H86L88 160H90L88 164L86 163L87 165H89V168H86V167H85V166H86L85 163L80 162V161H82ZM86 160H87V161H86ZM129 160H130V161H129ZM144 160H145V161H144ZM148 160H149V161H148ZM150 160H153V161H150ZM161 160H162V159H161ZM8 161H7V162H8ZM10 161H11V162H10ZM17 161H18V163H17ZM25 161H26V162L29 161V162L26 163ZM45 161H46V162H45ZM47 161H48V162H47ZM55 161H56V162H55ZM69 161H70V162H69ZM72 161H73V162H72ZM112 161H113V163H112ZM118 161L120 162V164H118ZM1 162H2V163H1ZM19 162H25L26 164H29L30 162H31V163H34L33 167H32V165H31V163H30L31 167L34 168V169H33V174L36 175V174H38L37 172L39 171V174H41L40 176L42 177V178H41L40 176H38L39 174H38L37 176H35V177H37L36 179H38V177H40L39 179H41V181H39V179L37 180V182L40 183L39 185H38V183H33V182H36V181H35L36 179L34 178L33 174L30 173L32 170H31V171L28 170V169H30L31 167H30V168H25V171H27V170H28L27 172L30 171V172H29V173H30L29 176H30V175L32 176V177H30V178H31V179H30L29 176H27V175H28L27 172H26L27 175H25V174L22 172V171H23L22 168H23L24 166H21V164H22V165H26V164H25V163H24V164H23V163L20 164ZM71 162H72V163H71ZM76 162H77V163H76ZM11 163H12L13 165H12ZM46 163H47V164H46ZM67 163H69V164H68V167H67V165H65V164H67ZM75 163H76V164H75ZM80 163H81V164H80ZM82 163L85 164V166H83ZM91 163H94L93 165H94V167H95V165H96V167H95V168H94L93 166L90 167ZM103 163H104V166H103V167H105V166L108 167L107 170L104 168V169H105L104 171H106L105 174H103V173H104V172H103V168H102ZM141 163H142V165H141ZM4 164H5V165H4ZM9 164H10V165H9ZM19 164H20V165H19ZM36 164H39L38 167L40 168V170H38V171H34L36 168H38V167L36 166ZM50 164H51V165H50ZM52 164H53L54 166H52ZM77 164H78V165H77ZM79 164H80V165H79ZM105 164H107L108 166L105 165ZM117 164H118V165H117ZM11 165H12V167H14V169L11 167ZM18 165H19V167H20V166L22 167V168L20 167L19 169L22 170L21 172H22L23 175H22V174H19V175H18V173L16 174V173L14 172V171H18ZM44 165H46V166L50 165V167H54V168L52 169L53 171H51L52 173L49 171V172H50V174H49L48 169L50 170L51 168H49V166H48L47 169H45L46 167H45ZM55 165H56V167H55ZM60 165H62V166H60ZM99 165H100V166H99ZM119 165H122V166H120L121 168H120V167H119V168H118V167L116 168V166H119ZM135 165H136V166H135ZM26 166H29V165H26ZM35 166H36V168H35ZM76 166H77V167H76ZM81 166H83L84 168H82ZM132 166H133V167H132ZM155 166H156L158 169H157ZM167 166L169 167V169L166 168ZM43 167H44V168H43ZM75 167H76V169H78V171L75 169ZM78 167L82 168V171H84V172H85V170L87 171V169H89V170H90V171L88 170L89 173L92 172L91 175L88 174V173H86V174H88V176L85 175V173H84V172H81V171H80V168H78ZM87 167H88V166H87ZM113 167L116 168V171L114 170L115 168L113 169ZM151 167H152V168H151ZM67 168H68V169H67ZM70 168H73V169H70ZM96 168H100L99 171L96 170ZM138 168H139V166L137 167V169H138ZM141 168H142V167H141ZM148 168L151 169V170L149 171ZM159 168H160V169H159ZM164 168H165V170H161V169H164ZM8 169H9V170H10V169H13V171H12V170H11L12 172H11V171H8ZM26 169H27V170H26ZM64 169H65V171H64ZM108 169H109L110 172L108 171ZM117 169H119V170H117ZM156 169H157V170H156ZM45 170H46L47 173L50 175V177L48 176V174L46 173ZM59 170H60V171L62 170V171L60 172ZM68 170H69V171H68ZM73 170H74V171H73ZM91 170H92V171H91ZM95 170L97 171V173H96ZM112 170H114V171H112ZM138 170H139V169H138ZM140 170H141V169H140ZM3 171H4V172H3ZM19 171H20V170H19ZM19 171H18V172H19ZM25 171H24V172H25ZM58 171H59V173H58ZM66 171H67V173H65ZM70 171H71L74 175H72V173H71ZM79 171L81 172V174L84 173L83 176H86L87 178L89 177L88 179H86L85 177H83L87 182L89 181V182H88L89 184H90V181H91V182H92V181L94 182V181L96 180L97 183H100V184L102 183V185H100L99 187H98L97 185H94V187H92V185L95 184L96 182H95V183H91V184H92V185H91V188H92V194H91V193H90V192H91V189H89L90 186H88L87 182H86L82 177L80 178V177H79L80 175L77 174V172L79 173ZM88 171H87V172H88ZM94 171H95V172H94ZM154 171H155L156 173H155ZM68 172H69L70 174H69ZM107 172H108V173H107ZM111 172H113V175L115 174V175L113 176V178H116V177L119 176L118 178H119V179L122 178L123 180L121 181V179L119 180L118 178H116V179H117V183H118V184H117V183H116V180H115V179H112V177L109 176V175H111V174H109V173H111ZM115 172L117 173V175H116ZM119 172L121 173V175H120ZM139 172H140V173H139ZM143 172H144V175L141 176V174H142ZM146 172H147V173H146ZM150 172H151V173H150ZM162 172L165 173V175H163ZM166 172H168V174H170L169 177L167 176L168 174H167ZM238 172H239V171H237V173H238ZM7 173H8V174H7ZM13 173H14V174H13ZM45 173H46L47 175H46ZM53 173H54V174H53ZM62 173H64L63 175L66 174V177L63 176ZM101 173H102V174H101ZM118 173H119V174H118ZM149 173H150V174H149ZM160 173H161V174H160ZM256 173H257V172H256ZM256 173H255V174H256ZM10 174H11V176H10ZM57 174H61L62 176H61V175H60V176H57ZM75 174H76V175H75ZM92 174H93V175H92ZM97 174H98V175L101 174L102 176H103V175L106 176V174H107V175L109 174V175H108V177H107L106 179H104L105 176L102 178V176L100 177V176H98ZM145 174H146V175H145ZM147 174H149L148 177H147L149 180H148L147 178H145V179L147 180V182H148V181H152V183H151V182H148V183H149V185H148L149 187H147V185L144 186V187L142 186V189L146 187V189H144V190H145V193H144V190H143V193H142V194L139 193V192L142 191V190H140L139 192L136 193V191H138V190L136 189V187H135V190H136V191L133 190V189H134L133 187H130V186L134 185V184H131V182L134 183V182L138 179L139 176L142 178V177H144V176H147ZM156 174H157V175H156ZM166 174H167V175H166ZM13 175H14V176H13ZM52 175H54L55 177L52 176ZM77 175H78V178H79V181H80L78 186H77L78 182H77V184H75L76 181H78V180H77V179H74L75 176H76V178H77ZM171 175H172V177H170ZM9 176H10V179L8 178ZM16 176H20V177H16ZM22 176H23V177H22ZM47 176H48V177H47ZM56 176L59 178L58 180H56V179H57ZM72 176H74L73 179L76 180L75 183H74V185H76V192L79 190V188H78V190H77V187L84 186V181H85V183H86V184H85L86 188H85V186L83 187V188H85L84 191H83V189L80 188L81 191L79 190L80 192L78 191V194H79L80 196H81V194H82V196H83V195H84V196L87 195V196H85V197L89 198V199H88L89 202L87 201V199H86V200L83 199V198H85L84 196L82 197V200H81V198H79V197H80L79 195H78L79 197L75 195V194H76V193L74 192V191H75V190H74V189H75V186H73L72 188H69L70 185L72 186L71 182H74L73 179H71L70 185H67V186L65 185V183L68 184L67 182L70 181L69 178H70V177L72 178ZM92 176H93L94 178H93ZM128 176H132V177H129V179H128ZM153 176H155L156 178H154ZM165 176H166V177H165ZM1 177L3 178V180H2ZM21 177H22V178H21ZM24 177H25V179H23ZM60 177H61V178H60ZM64 177H65V179H64ZM90 177L93 178V179H95V180H91ZM96 177H97L98 179H97ZM151 177H153V179H151ZM11 178H12V180H11ZM13 178H16L18 181L15 179V182H14V181H13V180H14ZM20 178L23 179V180H21ZM28 178L32 181V182H31L32 185H31V183H29V182H30L29 180H28V182H26L27 184L29 183L28 186L26 185V183L24 184V181H25L26 179H28ZM46 178H47V179H46ZM49 178H50V179H49ZM130 178H131V179H130ZM133 178H135V179H133ZM141 178H140V179H141ZM167 178H168V179H167ZM169 178H170V181H169ZM255 178H256V179H255ZM255 178H250V179L246 180V183L240 185L241 188H240L239 185H237V186H236V184L234 185V183H233L232 181H230V180H228L229 182L226 181V186L229 188V190H231V194H234V195H237V194H238V195H244L245 193H247L248 190H249V191H248V193H249L250 190L253 191V188L256 189V188H255V185H256V184H259V185H260V182H261V184H264V182H263V181H264V173H260V175H259L258 177H255ZM19 179H20V180H19ZM44 179H45V180H44ZM51 179L53 180L54 183H53V182H51V184H50V183H47V182H48L49 180H51ZM60 179H62V180H60ZM63 179H64L65 181H64ZM67 179H68V180H67ZM132 179H133V180H132ZM145 179H144V178L141 179V180L138 179L139 184H140V183H142L141 185H143V184H144V185H145V184H148V183H144V182L146 181ZM159 179H160V180H159ZM252 179H254L255 181L252 180ZM259 179H260V181H259ZM5 180H6V181H5ZM10 180H11V182H10ZM43 180H44V181H43ZM81 180H82L83 182H82ZM129 180H130V181H129ZM143 180H145V181H143ZM153 180H154V181L156 180V181H155V185H154V183H153ZM166 180H167V181H166ZM251 180H252V181H251ZM3 181H4V182H3ZM20 181H23V182H20ZM42 181L46 184V186H47L48 188H46V187L44 186V184H43ZM57 181H61V184H60V182H58V184H56ZM63 181H64L65 183H63ZM118 181H119V182H118ZM168 181H169V182H168ZM172 181H173V182H172ZM249 181H250V182H249ZM12 182H14V184H15L16 182H18V184L16 183V185H12V184H11ZM19 182L21 183V185L19 184ZM111 182H112V183H111ZM8 183H9V184H8ZM82 183H83V184H82ZM109 183H111V184H109ZM115 183H116L117 185H116ZM119 183H120V185H119ZM248 183H249V184H248ZM5 184H6V185H5ZM7 184H8V185H7ZM123 184H124V185H123ZM171 184H172L173 186H172ZM178 184H179V185L181 184V178H179V183H178ZM246 184H247V185H246ZM24 185H25V187H23ZM40 185H41V186L43 185L42 187L46 188V190H45L44 188H43V189L41 188V192H40V190H39ZM48 185H49V186H48ZM57 185H59L58 188H59V193H60V194L58 193L59 195H58V194H56V195L60 197V195L63 193V196L61 195V196H62V199L60 198L59 200H58L59 197H57V199H56V198L52 197L53 195H51V194H53V192L57 193L58 190H57L56 188H54V186L56 187ZM61 185H62V186H61ZM112 185H113V186H112ZM118 185H119V186H118ZM151 185H153V187H152ZM244 185H246V186L244 187ZM6 186H7V187H6ZM8 186H9L10 188H9ZM16 186H17V187H16ZM31 186H32L33 188H32ZM95 186H97V188H99V190L102 191V193H103L104 191H106V192H104L105 194H101V192L98 191V193L101 194V195H100V194L98 195ZM104 186H105V187H104ZM114 186H116V187H114ZM121 186H122V187H121ZM171 186H172V188H171ZM247 186H248V187H247ZM262 186H263V185H262ZM21 187L23 188V190H22ZM27 187H30V189L27 188ZM49 187H50V188H49ZM62 187H63V188H62ZM65 187H66V188L68 187V188H67L68 191H67V189H64ZM118 187H120L123 191H125V189H126V193H125V192H123V193L120 192V190H119L120 188H118ZM150 187H151V188H150ZM179 187L181 188V186H178V188H179ZM231 187H232V189H234L235 191H233V190L231 189ZM250 187H251V188L253 187V188L251 189ZM7 188H8V189H7ZM12 188L15 190L14 192H13ZM15 188H16V189H15ZM18 188H20V189L18 190ZM53 188L56 189V190L54 191ZM60 188H61V189H60ZM73 188H74V189H73ZM93 188H94V189H93ZM103 188H104V190H103ZM105 188H106V190H105ZM147 188H148V189H147ZM153 188H154V189H153ZM157 188H158V189H157ZM159 188H160L161 190H160ZM176 188H177V187H176ZM237 188H239L240 190L237 189ZM242 188H243V191H241ZM244 188L246 189V191H244V190H245ZM9 189L12 190L11 193H14V194H12L13 196H11V193H10V190H9ZM72 189H73V190H72ZM86 189H88L89 191L87 190V192H86V194H85V193H83V192H85ZM107 189H108V190H107ZM110 189H111V191H109ZM149 189H150V190L153 189L155 192H161V193H155L154 191H153V192L151 191V192H152V194H151ZM165 189H166L167 191H166ZM247 189H248V190H247ZM4 190H5L6 192H5ZM7 190H8V191H7ZM30 190H32V191H30ZM42 190H45L46 192L44 191V192H43L44 194H43V193H42ZM47 190H48V191H47ZM61 190H62V191H61ZM69 190H72L71 193L74 194L76 197L73 196V195H71V194H69ZM122 190H121V191H122ZM163 190H164V191H163ZM168 190H170V191H172V192H168ZM176 190H177V189H176ZM179 190H180V189H178L177 191H179ZM19 191H20L21 193H19ZM35 191H36V192L39 191V193L34 194V193H36ZM51 191H52V192H51ZM60 191H61L62 193H61ZM82 191H83V192H82ZM146 191H147L148 193H150V194H148ZM239 191H241V192H239ZM8 192H9V193H8ZM25 192H27V193H25ZM29 192H30V193H29ZM32 192H33V198H29V197L31 196V193H32ZM47 192H48V194H49V197H46V196H45ZM49 192H50V193H49ZM67 192H68V194L66 195ZM73 192H74V193H73ZM81 192H82V193H81ZM93 192H94V193H93ZM95 192L97 193V195H96ZM6 193H7V194H6ZM17 193H18L19 195H18ZM80 193H81V194H80ZM106 193H108V195L110 194L112 197L108 196ZM124 193H125V195H124ZM134 193H135V195H137V194L139 195V194H140V195H142V196H140V195H139V197H138V195H137V196H133ZM146 193H147V194H146ZM154 193H155V197L157 196L156 198L154 197ZM170 193H172V194H170ZM250 193H251V192H250ZM8 194H9V197H10V198L12 197L14 200H13L12 198H11V199L9 198V199H10V200H9L8 197H7ZM27 194H28L29 196H27ZM39 194H41V196H42L41 198L39 197ZM112 194H114V195H112ZM157 194H159V195L161 196V197L159 196V199H158V195H157ZM168 194H169V195H168ZM23 195H24L25 197H24ZM34 195H36V197H34ZM37 195H38V196H37ZM56 195L54 194L55 197H56ZM70 195H71L72 197H74V199H73ZM88 195H89V196H90V195H94V197H93V196H92V197H91V196L89 197ZM95 195H96V196H95ZM103 195H104V196H103ZM123 195H124L125 197H124ZM149 195H150L151 197H150ZM165 195H166V198H165V199H166L167 202H166V204L164 205V204L161 203V201L163 200L162 202L164 203V201H165V199H164ZM252 195H253V196L251 197V199H253V202H254L255 204H256V203H257V204H260V203H261V204H262V203L264 204V198H263V197L258 196V194L255 195V193H253ZM20 196H21V197H20ZM44 196H45V197H44ZM65 196H66V197H65ZM69 196L73 199V200L71 201V204H70V202L68 201V200H71V198H69ZM106 196H107V197H106ZM121 196L124 197V198H123V201H122ZM143 196H144V197H143ZM167 196H168V197H167ZM169 196H171V198H169ZM257 196L260 197L261 200H260ZM18 197H19V198H18ZM31 197H32V196H31ZM37 197H38V198H37ZM77 197H78V198H77ZM100 197H102V198L100 199ZM108 197H109V198H108ZM114 197H116L115 199H117V200L121 199V200H119V202H120L121 205L118 204V201H117V200H116V202H114L115 199L113 200V202H111L112 199H113ZM118 197H119V199H118ZM126 197H127V199H126V202H125L124 200H125ZM136 197H138V198L136 199ZM146 197H148V200H147V199L145 200ZM152 197L156 199L157 203H161L162 205L157 204L156 201H155V199L153 200ZM20 198H21V200H20ZM22 198H23V199H22ZM26 198H27V199H26ZM48 198L51 199V200H52V198H53V199L55 200V201H54V200H52V201H53V204L55 205L56 209H55V207L52 206V203H51V205H49V202H52V201H49ZM63 198H64V200L68 198V200H67L66 202H65V201H64V202H65L66 204H67V202H69V203L67 204L66 207H67L68 209H70V212H69V211L67 210V208L65 207V205H66L65 203L62 204L61 202H60V203L58 202V201H60V200H63ZM90 198H91V199H90ZM93 198L96 199V200H94ZM106 198H107V199H106ZM134 198H135V199H134ZM139 198H140V199H139ZM168 198H169V199H168ZM256 198H257V199H256ZM28 199H29V201H30V199H32V200H31V203L29 202L30 205H31V207L29 206V203H28V204L25 203V202L28 201ZM38 199H39L40 201H37ZM76 199H77L78 201H77ZM98 199H99V200H98ZM109 199H110V200H109ZM129 199H130V200H129ZM133 199H134V200H133ZM151 199L153 200V201H152V204H151V202H150ZM170 199H171V200H170ZM173 199H174V198H173ZM6 200H8V201L6 202ZM11 200H12L13 202H12ZM33 200H34V201H33ZM35 200H36V202H35ZM43 200H44V201H43ZM74 200H75V201H74ZM92 200H93V202H91ZM132 200H133V201H132ZM140 200H141V201H140ZM257 200H258V201H257ZM15 201H17L18 203H15ZM32 201L35 202V203L33 204ZM41 201H42V203H41ZM45 201H46V202H45ZM95 201H96V202H95ZM109 201H110V202H109ZM135 201H136V202H135ZM139 201L142 202V203L144 202V205H147V206H143V204L140 203ZM154 201H155V202H154ZM158 201H159V202H158ZM55 202H56V203L58 202L57 204H58V206H59V209H61L60 207H62V210H60L59 213L57 212L59 209L57 208V205H56ZM62 202H63V201H62ZM75 202L77 203L76 206H75V204H76ZM90 202H91L90 205H91L92 207H94V210H93L92 207H90V205H89ZM124 202H125V203H124ZM128 202H129L130 204H129ZM153 202L156 203V204H153ZM168 202H169V203H168ZM259 202H260V203H259ZM4 203H6V204H4ZM20 203H21L22 208H20ZM24 203H25V204H24ZM37 203H38V204H37ZM39 203H41V207H38L39 210H37V209H36V208H37L36 205L40 206ZM43 203L45 204V206H44ZM73 203H74V205H73ZM80 203H81V204H80ZM114 203H115V204H114ZM122 203H124V204H122ZM127 203H128V205H127ZM133 203H136L137 205H135V204L132 205ZM139 203H140L141 207L139 206ZM7 204H9V205H10V204H11V205L13 204V205H12V206H9V205H7ZM17 204H18V205H17ZM26 204H27L29 207H28ZM35 204H36V205H35ZM59 204H60V205H59ZM96 204H97V205H96ZM103 204H104V205H103ZM5 205H6V206H5ZM15 205H17V207H16ZM63 205H64V206H63ZM98 205H99V206H98ZM108 205H109V206H108ZM129 205H132V206H133V207L130 206V207H132L131 209L133 210V211H132V210L130 209L131 212H130V211L128 212V210H129L128 208H130ZM150 205H151V207H150ZM155 205H157L158 207H159V205H160L161 207H162V206H166V207H163V208H161V207L158 208V207H157V208L153 209ZM8 206H9V207H8ZM13 206H14V208H13ZM25 206H26V207H25ZM33 206L35 207L34 209L32 208ZM48 206H49V209H48ZM68 206H69L70 208H69ZM71 206H72V207H71ZM78 206H80V208H79ZM97 206H98V207L103 206V208H105L104 206H106V207L108 206V207H107V209H106V208H105V209H101V210H102V212H101L102 214H101L100 212H98V211H100V210H98V211L96 210V209H100L101 207L98 208ZM168 206H169V207H168ZM170 206H171V207H170ZM207 206H208V208H207ZM10 207H11L12 209H11ZM15 207H16V208H15ZM23 207L27 208V209L29 210V212H28V210H27V211H26V210L24 211V208H23ZM50 207H51L52 209H51ZM63 207H65V209H64ZM81 207H82V208H81ZM123 207H124V209H123ZM126 207H128V208H127V211L125 210ZM137 207H139V209H138ZM6 208L8 209V211L6 210ZM40 208H41V211H40ZM83 208H86V209H83ZM108 208H112V209L110 210V209H108ZM121 208H122V209H121ZM209 208H210V209H209ZM18 209H19V212L17 211ZM20 209H21V210H20ZM31 209H33L34 212H35V213H38V215L40 216V218L36 219V221H34L33 218L35 219V218H37V217H39V216L36 217V216H34L35 214L31 216V217L34 216L33 218H31V217L28 216V215H27V216H28V217H27L28 220H27V218H26V215H25L26 213H24V212H27V214L31 215V214H33L32 212H30V211H33V210H31ZM74 209H75V210H74ZM82 209H83L85 212H84ZM91 209H92L93 211H92ZM144 209H145V210H144ZM159 209H160V210H163V211L165 210L164 212H166V214L169 213L168 215H166V216H167L166 219H165V216L162 215V212H163V211L161 212ZM4 210H5V211H4ZM10 210H11V211H10ZM63 210H67L68 212H67V211H63ZM79 210H82V211L78 212ZM86 210H88V211L86 212ZM89 210H90V211H89ZM104 210H107V212L104 211ZM172 210H173V209H172ZM6 211H7V212H6ZM9 211H10V212H9ZM12 211H13V213H12ZM15 211H17L18 213L15 212ZM20 211H21V212H20ZM42 211H43V212H42ZM51 211H52L53 213H55V214H53ZM1 212H2V214H1ZM3 212H4V213H3ZM8 212H9V213H8ZM39 212H42V213H39ZM45 212H47V214H46ZM48 212H49V214L51 213L49 216H47V215H48ZM60 212H62V214H60ZM64 212H65V214H64ZM73 212H74V213H73ZM96 212H97V213H96ZM124 212L127 213V214L129 213L128 215L126 214L128 217L125 216V213H124ZM133 212H134V214H135L136 216H134ZM138 212H139V213H138ZM150 212H151V213H150ZM160 212H161V214H160ZM7 213H8V217H10L11 221L9 220V218H7L6 216H4V215H6ZM19 213H20V216L18 215L19 219H21V216H22L21 214H23L22 218L25 216L24 219H21V220H22L21 222H23V223L25 224V222H26L25 219L27 220V224H25V225H26L25 227H26V228L29 227L28 230H30V227H31V229H32V228L34 229V230H30V232H29V237H28V238L25 237V239L23 238L24 235L21 236V234H22L21 231H22V230H21L20 228H19V231H18V229H17V230L15 229V227H18L16 221L20 222L19 219H18V220H17V219L15 220L16 214H19ZM69 213H70L71 215H70ZM103 213H104V214L107 213V214L104 215ZM113 213H114V215H113ZM118 213H119V214H118ZM140 213H142V214L140 215ZM184 213H185V214H184ZM10 214H11V215H10ZM13 214H14V216L11 217ZM42 214L46 217V219L44 218V216L41 218ZM96 214L99 215V216L97 215L99 218H100V216L102 215V216H101L102 220H101V218H100V219L97 218V217H96ZM100 214H101V215H100ZM110 214H111V217H113L112 219H111V217L109 216ZM120 214H121V215H120ZM213 214H214L215 217L212 216ZM1 215H2V216H1ZM52 215H54V216H55V215H57V216L60 215V216H58V218L60 217L59 219H60L61 225L58 224V223H57V224L60 225L61 227H62L63 225H65V226H63L62 228H63V229H66L65 231H67L68 233H66L65 231H63V232L60 233V231H62V230L60 229L61 227H60V228L57 227L58 225L55 224L56 221H54L55 218H57V216L54 217V216H52ZM73 215H74V216H73ZM81 215H82V216H81ZM86 215H87V216H86ZM90 215H92V218H93V219L96 217L95 219H96V220H97V219L99 220V221L97 220V224H96V222H95V221H96L95 219H94V220H95V221H94L95 224H94V223H89L90 221H93L92 219L88 220V216H90ZM144 215H145V216H144ZM161 215H162V216H161ZM200 215H201V216H200ZM206 215H208V216H206ZM209 215H210V216H209ZM261 215H262L263 217H261ZM62 216L65 217V218H63ZM77 216L79 217V220L77 219V218H78ZM85 216H86V217H85ZM117 216H118V217H117ZM129 216H130V217H129ZM137 216H139V219H138ZM181 216H180V217H181ZM205 216H206V217H205ZM1 217H2V218H1ZM3 217H4V218H3ZM5 217H6V218H5ZM18 217H17V218H18ZM52 217H54V218L52 219ZM72 217H73V219H72ZM132 217H133L134 219H132ZM141 217H142V218H141ZM168 217H169V218L171 217V218H170V222L175 221V219L178 220V225L176 224L177 227H176V226L174 227L172 223H171V225L169 224L170 222L168 221V220H169ZM202 217H203V218H202ZM204 217H205V218H204ZM207 217H209V218H208L209 220L207 219ZM29 218H30V220H29ZM43 218H44V220H46V221H43ZM47 218H49V219L47 220ZM80 218H81L82 220H80ZM117 218H119L117 221H119L120 218L124 219V220L121 219V220H122L121 222L119 221V223H121V226H120V224L116 221ZM195 218H196V219H195ZM213 218H214V220H212ZM1 219H3V220H1ZM12 219H14V221H12ZM59 219H58V220H59ZM64 219H65V220H64ZM75 219H76L77 221H76ZM141 219H142V220H141ZM163 219H165L166 224L168 223V225H165V222H163V221H164ZM189 219H190V222H189ZM203 219H204V221H203ZM205 219H206L207 222L205 221ZM210 219H211V220H210ZM233 219H234V218H233ZM5 220H7V221H5ZM8 220H9V223H10V224H7V223H8ZM23 220H24V221H23ZM37 220H39V221L37 222ZM41 220H42V221H41ZM56 220H57V219H56ZM58 220H57V222H59ZM86 220H88V222H87ZM105 220H106V222H107V225H106V226H104V225L106 224V223H105ZM112 220H113V221H116V222H113ZM134 220H135V223H136V220H138V221H143V223L140 222V224H141L142 226H145L144 228L141 226L143 232L140 231L141 229H140V230L138 229V227H140L139 222H137L139 225H137V226H136L135 224L133 225ZM146 220H147V221H146ZM152 220H153V221H152ZM171 220H172V221H171ZM195 220H196V221L199 220L200 222H201V220H202V221L204 222V223H203V226L206 225L205 228L203 227L204 229H203L202 227L200 228V229H202V231L204 230L203 233H202V231L197 232L196 229H198V228H196V229H192V226L194 225ZM255 220H256V221H255ZM1 221H2V222L4 221V222L2 223ZM48 221H49L50 223H49ZM64 221H66V223H67L68 221H69V222L71 221L72 223H70V227H67V224H68L69 222L66 224ZM79 221H80L81 224H79V223H78V225H77V224H74L75 229H73V227H72L71 225H72L73 223H75V222H79ZM83 221H86V222H87V223L85 222V226L83 225V224H84ZM126 221H127V222H126ZM148 221H149V222H148ZM161 221H162V222H161ZM179 221H180V222H179ZM14 222H16V224H14ZM31 222H32V223H31ZM36 222H37V223H36ZM39 222H40V224H39ZM45 222H46V223H45ZM112 222L115 223L116 227L113 225ZM122 222H123V223H122ZM154 222H155V224H154ZM205 222H206V224H205ZM211 222H212V223H211ZM216 222H217V223H216ZM219 222H220V223H219ZM260 222H261V223H260ZM1 223H2V226H3V227L5 226L6 229H5V228H2ZM12 223H13L14 225H13ZM51 223L54 224V225H52ZM101 223H105V224H101ZM116 223H117V224H116ZM124 223H125V224H124ZM163 223H164V224H163ZM191 223H192V224H191ZM210 223H211V224H210ZM11 224L13 225L12 227H11ZM21 224H22V223H21ZM44 224H45V225H44ZM48 224H50L53 228L55 227V229H52V227H51L50 225H48ZM90 224H91L92 226H87V225H90ZM100 224H101V225H100ZM145 224H146V225H145ZM204 224H205V225H204ZM209 224H210V225H209ZM8 225H9V226H8ZM15 225H16V226H15ZM22 225H23V224H22ZM56 225H57V226H56ZM102 225H103V226H102ZM125 225H126V226H125ZM164 225H165L166 227H165ZM169 225H170V226H169ZM216 225H215V226L213 225V227H216ZM219 225H220L221 227H219ZM251 225H252V226H251ZM14 226H15V227H14ZM35 226H36V228H35ZM44 226H45V227H44ZM47 226H48V227H47ZM68 226H69V225H68ZM78 226H79L80 228H79ZM83 226H84V227H83ZM86 226H87L88 228L90 227L91 229L93 228V229H92L93 231H92L91 229H87ZM99 226H100V227H99ZM107 226H108V227H107ZM113 226H114L115 228H117V231H119L120 229H121V230H120L119 232H116V233H115V229L113 228ZM118 226H119V227H118ZM123 226H125V227H123ZM130 226H132V228H131ZM134 226H135V228H134V230H133V227H134ZM147 226H148V229L146 228ZM153 226H154V227H153ZM168 226H169V227H168ZM172 226H173V227H172ZM254 226H255V227H254ZM23 227H24V225H23ZM43 227H44V228H43ZM77 227H78V229H76ZM103 227H105V228H103ZM127 227H128V229H129V228L132 229V230H133V233H134V231H135V234L132 233V230H130V231H131V234H130L129 232H127V231H128V230H127V231H125V232H127V233H125V236H124V232H123V231L126 230ZM141 227H140V228H141ZM207 227H208V228H207ZM209 227H210V228H209ZM42 228H43V229H42ZM48 228H49V229L51 228V229H52V232H54V233H53V234H54V237H53V238H55V234L58 236V237H56V238H59V237L61 236V235H58V234H62V235L64 234V235L61 237V238H63V239H60L61 241H60L59 243H58V240H59V239H57V240L55 241V242H56L55 244H54V242L51 243L53 238L51 237V238H52V239H51L50 236H49L48 238L45 236V235H48L49 232L51 231V230H48V231H47ZM56 228H58V229H60V230H57ZM98 228H99V229H98ZM106 228H109V229H108L109 231H108ZM123 228H125V229H123ZM153 228H154V229H153ZM206 228H207V229H206ZM238 228H239V229H238ZM249 228H250V229H249ZM13 229H14V231H13ZM22 229H24V228H22ZM40 229H42V230H40ZM67 229H68V230H67ZM84 229H85V230H84ZM118 229H119V230H118ZM136 229H137L138 232L136 231ZM155 229H158V230H156L157 232L155 231ZM171 229H172L173 231L175 230V232H173ZM185 229H186V231H185ZM211 229H212V228H211ZM213 229H212V231H213ZM248 229H249L250 232L248 231ZM25 230L28 232L27 229H25ZM25 230H24V231H25ZM43 230H44V233H45V234L43 233ZM54 230H55V231L57 230L59 233H58V234L55 233ZM71 230H72V232H76V233H71V232H70ZM73 230H74V231H73ZM80 230H81V231H80ZM82 230L87 231V232H85V233H86L88 236H90V233H91V237H92V235H93L92 238H91V237H88L87 235H86V237H85V238H88V243H89V244H90V243H93V244H90L89 247L87 246V248L85 247V246L88 244V243H86L87 239L84 238L85 233H84V231L82 232ZM102 230H103V232H102ZM104 230H105V231H104ZM110 230H111V231H110ZM122 230H123V231H122ZM191 230H193L194 232H193V231L190 232ZM216 230H215V231H216ZM11 231H12V234H11ZM26 231H25V233H26ZM31 231H32V232H31ZM57 231H56V232H57ZM171 231H172V232H171ZM176 231H177V232H176ZM182 231H183V232H182ZM208 231H209L210 233H212V234H210ZM235 231H236V232H235ZM244 231H245V232H244ZM20 232H21V234H20ZM77 232H78V233H77ZM96 232H97V234H96ZM152 232H154V233H152ZM181 232H182V233H181ZM247 232H248V233H247ZM263 232H264V231H263ZM30 233L33 234V235H32V236H33L32 238H33L34 240H33L32 238H30V235H31ZM34 233H35V235H34ZM36 233H37V234H36ZM70 233H71V235H70V236H71V239H68V238H70V237H66V235L69 236ZM93 233H94V234H93ZM117 233H120V234H118V237H119L120 235H121L120 237L123 236V237H122L123 240H122L121 238H116V239H118V242H117V244H114V243H116V242H111V241H112V240H113V241H116V240H115V237H117V236H116ZM121 233H122V234H121ZM128 233H129V234H128ZM136 233H137V235H139L138 237H137ZM141 233H143V234H145V235L147 234L148 236H147V235H146V236H147L148 238L146 239L144 235H143V236H144V237H143ZM149 233H150V234H149ZM166 233H168V234H166ZM170 233H171V234H170ZM208 233H209V234H208ZM13 234H14V235H15V234H18V236H17V235L14 236ZM43 234H44V237H43V238L46 237L48 240H50V242H49V241L47 242V243H49V244L44 243V240L41 239L42 237H40V236H42ZM53 234L51 233V235H53ZM72 234H73V235H72ZM107 234H108V235H107ZM115 234H116V235H115ZM126 234H127V235H126ZM161 234H162V235H161ZM165 234H166L167 236H166ZM203 234H204V235H203ZM207 234H208V236H207ZM243 234H244V235H243ZM27 235H28V233H27ZM37 235H40V236H37ZM74 235H75V236H74ZM103 235H104V236H103ZM106 235H107V236H106ZM114 235H115V236H114ZM129 235H131V237H130ZM164 235H165L166 237H165ZM180 235H181V237H180ZM185 235H186V236H185ZM190 235H191V237H192V235H193V237H194V236H196V237H195V238H191ZM251 235H254V234H251ZM251 235H250V236H251ZM263 235H264V233H263ZM34 236H35V237H34ZM36 236H37V237H36ZM64 236H65V239H67V240H66L67 242L65 241ZM72 236L74 237V239H73ZM82 236H83V238H82ZM126 236L130 237L129 242L132 244V246L129 245L130 243L128 242V240H125V239L128 238V237H126ZM152 236H153L154 238H153ZM168 236H169V237H168ZM238 236H242V237L244 236V238H243V239H240V237H239V243L237 242L236 245L233 246L232 243H234V242H236V241L238 240V239H237ZM6 237L8 238V241L6 240ZM75 237H77V240H76ZM98 237H99V240H98ZM113 237H114V238H113ZM164 237H165V238H164ZM184 237H185V239L181 240V239L184 238ZM242 237H241V238H242ZM11 238H12V239H11ZM18 238H19V239H18ZM21 238H22L23 240H22ZM26 238H27V239H26ZM37 238H38V239H37ZM46 238H45V240H47ZM56 238H55V239H56ZM78 238H79V239H78ZM81 238H82V239H81ZM90 238H91V239H90ZM94 238H95V239H94ZM103 238H104V239H103ZM105 238H107V239H105ZM124 238H125V239H124ZM140 238H141V239H140ZM163 238H164V239H163ZM206 238H207V240H205ZM30 239H32V240H30ZM36 239L39 240L40 243H41L42 245H40L39 242H36V241H37ZM55 239H54V240H55ZM84 239H85V241H83ZM92 239L95 240V242H94V241L91 242ZM135 239H137V240H135ZM190 239H195V240H196V241H195V243H196L195 245H196V246H194V249H193V247H190V248H192L193 250H189V249H190V248H189V245H190V244H188V243L186 242V241H189ZM5 240H6V244H4ZM10 240H11L12 244L9 245V246H11V247L8 246V247L10 248V249H9V248L7 247V242L9 243ZM16 240L20 241V243H19L18 241H17L18 243H16ZM21 240L24 241V243H22ZM28 240L31 241V242L29 243ZM41 240H42V241H41ZM54 240H53V241H54ZM68 240H69V241H68ZM71 240H72V241H71ZM81 240H82V241H81ZM100 240H101V241H100ZM106 240H107V241H106ZM110 240H111V241H110ZM120 240H122L121 242H123V241L125 240V241L128 242L129 244H128V243L126 244L125 241L123 242L124 244H122V243L120 242ZM131 240H134V241H137V242H133V241H131ZM141 240H142V241H141ZM150 240H151V242H150L151 245H148V244H150V243H149ZM209 240H210V241H209ZM240 240H241V241H240ZM13 241H14V242H13ZM63 241L66 242V244H67L66 246H67V247H65V243H64ZM109 241H110V242H109ZM138 241H139V242H138ZM140 241H141V242H140ZM177 241H178V242H177ZM182 241H183V242H182ZM184 241H185L186 244H184ZM45 242H46V241H45ZM61 242H62V243H61ZM96 242H98V243H96ZM102 242H103L104 245L102 244ZM132 242H133V243H132ZM142 242H144V243L141 244ZM158 242H159V243H158ZM174 242H175V243H174ZM181 242H182L183 244H182ZM211 242H213V243H211ZM2 243H3V244H2ZM31 243H32V244H31ZM34 243H35V244H39V245H35ZM57 243H58V244H57ZM70 243H71L72 245H74L75 247L72 246V245H70ZM84 243H86V244H84ZM95 243L97 244V247H96V244H95ZM99 243H100V244H99ZM105 243H106V244H105ZM111 243H112V244H111ZM135 243H140L141 245H140V244H138V245H140L141 248H142V247H147V248H142V249H145V250H142V249L140 248V249L142 250V251L140 252V250L138 249L139 246H138L137 244L134 245ZM204 243H206V244H204ZM208 243L211 244V245H209ZM227 243H228V244H227ZM244 243H245V244H244ZM14 244H15V246H14ZM27 244H28V245H27ZM29 244L34 245V246H32L33 248H31V249L28 248V246L30 247ZM45 244H46V245H45ZM51 244H54V245H52V249H49V251H48V248L51 247V246H50ZM56 244H57V245H56ZM62 244H63V246H62ZM75 244H76V245H75ZM107 244H110L111 247L114 246V247H116V248L113 249V248H111L109 245L107 246ZM146 244H147V245H146ZM238 244H239V245H238ZM246 244L248 245V247H249L250 249L247 247ZM2 245H3V246H2ZM16 245H21V246H16ZM26 245H27V247H26ZM47 245H48V247H46ZM83 245H85V246H83ZM115 245H116V246H115ZM120 245H121V246H120ZM123 245H124V247L126 246V248H125L126 251H124V247H123ZM128 245H129V249H128V251H127V248H128L127 246H128ZM143 245H144V246H143ZM243 245H244V246H243ZM1 246H2V247H1ZM12 246H13V247H12ZM36 246H37V247H36ZM40 246H41V247H40ZM57 246H58V247H57ZM104 246H105V247H104ZM117 246L119 247V249H117V248H118ZM148 246H150V248H148ZM187 246H188V248H187ZM237 246H238V247H237ZM245 246H246V247H245ZM261 246H262V247H261ZM3 247H4V249H3ZM19 247H20L21 249H23V248H25V249H26V248H27V249H30L31 252L29 251V256H32V257L34 256V258H35L34 260H35V261H34L33 259H31L32 257H29L28 254H26V253H28L27 250L23 249V250H24V251H23L24 253H23L22 250H21ZM22 247H23V248H22ZM42 247H44L45 249L47 248L48 253H47V251L45 252V249L40 250V249H42ZM62 247H63L62 250H63V251L66 250V251H67V254H68L69 252H71V253H69V255H67V254H66V251H65V253H64V252L61 250ZM64 247H65V248H64ZM90 247H91L92 249H91ZM99 247H100V248L103 247V248L100 249ZM106 247L111 248V249H109V251H110L111 253L113 252V254H114V257H112V258H115V257H116L115 255L118 254L116 250L120 251V249H121V251H122V249H123L124 253L127 252V254L131 255V254H132L131 251H133L132 249H133L134 247H136V249H135V251H137V252H135L136 255L134 256V252H133V254H132V256H134V258H135V257H136V258H135V259H130V258H128V259H130V260H128V259H127L128 255H126V253H125V254H124V253H120V254L125 255L124 258H125L126 260L122 258V255H119V254H118L117 261H116V259H115V262L113 261V262H114V263H113V262L111 261L112 258H111V259L109 258V257H111V256H110L111 254H108L109 251H108V249H106ZM130 247H131L132 249H131ZM234 247H235V248H234ZM11 248H14V249L16 248L17 251H16V249H15V251H16V252H15V251H13V250H14V249H13L12 251H13L14 253H12V252H11ZM36 248H38V250H36ZM89 248H90V249H89ZM104 248H105V249H104ZM168 248H169V249H168ZM251 248H252V249H251ZM34 249H35V250H34ZM56 249H57V250H56ZM71 249H72V250H71ZM87 249L89 250L90 253H89V256H86V257H85V255H88V251H87ZM102 249H103V250H102ZM115 249H116V250H115ZM137 249L139 250V252H138ZM229 249H230V252H229ZM233 249H234V250H233ZM19 250H20L23 254H22ZM39 250H40V252L42 251V252L45 253V257H44V253H43V254H42V253H38ZM54 250H55V251H54ZM60 250H61V252H59ZM93 250H95V251H93ZM97 250H98V252H97ZM99 250H100V251H99ZM105 250H107L108 252L105 251ZM111 250H113V251H111ZM114 250H115V251H114ZM129 250H130L131 253L129 252ZM226 250H227V251H226ZM236 250H237V251H236ZM253 250H254V251H253ZM18 251H19V252H18ZM36 251H37V253H36ZM50 251H51V252H50ZM53 251H54V253H53ZM91 251H92L93 253H92ZM101 251H103L102 254H104V256L100 255V252H101ZM149 251H150V252H149ZM191 251H193V252H191ZM224 251H225V252H224ZM250 251H251V252H250ZM32 252H33L35 255H33ZM49 252H50V253H53L52 255L56 254V256L59 257V258H57V259L55 260L54 257H52V255L50 256V253H49ZM62 252H63V253H62ZM73 252H74V253H73ZM81 252H82V253H81ZM114 252H115V253H114ZM163 252H164V253H163ZM190 252H191L192 255H191V254H188V253H190ZM18 253H19V254H18ZM31 253H32V254H31ZM59 253H62V254L64 255V258L61 257L62 254H61V256H59V255H60ZM72 253H73V254H72ZM85 253H86V254H85ZM94 253H95V255H94ZM105 253H107V254H105ZM137 253H138V254H137ZM160 253H161V254H160ZM231 253H232V254H231ZM16 254H17V255H16ZM25 254H26V255H25ZM40 254H41V255H40ZM57 254H59V255H57ZM65 254H66L68 257H66ZM97 254H98V255H97ZM141 254H142V255H141ZM144 254H145V255H144ZM149 254H150L151 258H150V256H147V255H149ZM155 254H156V255H155ZM202 254H204L203 257H202ZM21 255H23V256H21ZM37 255L40 256V260H41V261H40L39 259H38V260L36 259L35 256H37ZM76 255H77V256H76ZM99 255H100V256H99ZM106 255L109 256V257L107 256L109 259H105V260H104V258L100 259V257H105ZM234 255H235V256H234ZM18 256H19V257H18ZM27 256H28V258L31 259V260H29V259L27 258ZM39 256H38V257H39ZM46 256H47V258L52 257V258L50 259V261H48V259H47V261H44V259H46ZM54 256H55V255H54ZM112 256H113V255H112ZM132 256H130V257H132ZM153 256H154V257H153ZM188 256H189V257H188ZM219 256H220V258H219ZM236 256H237V257H236ZM65 257H66V258H65ZM70 257H69V258H70ZM83 257H84V258H83ZM91 257H92V258H91ZM96 257H97V258H96ZM146 257L148 258V259H147V262H148V263H146V260H145ZM152 257H153V259H152ZM256 257H257V258H256ZM2 258L4 259V261H5V260L8 261V263H7L6 261H5L6 263L3 262V261H2ZM73 258H74V259H73ZM87 258H88V259H87ZM90 258H91V259H90ZM105 258H106V257H105ZM137 258H138V259H137ZM162 258H163V260H162ZM206 258H207V259H206ZM210 258H211V259H210ZM253 258H254V259H253ZM255 258H256V259H255ZM25 259H26V260H25ZM27 259H28V260H27ZM52 259L55 260V261H52V262H51ZM89 259H90V260H89ZM95 259H96V260L98 259V260H97L98 262H97ZM141 259H142V263H141V261H139V260H141ZM200 259H201V261H200ZM203 259H204V260H203ZM67 260H68V261H67ZM70 260H71V259H70ZM122 260H123V261H122ZM131 260H132V263L129 262V261H131ZM134 260H135V261H134ZM157 260H159V258H157ZM32 261H34V262H32ZM42 261H43L44 263H43ZM85 261H86V262H85ZM93 261H91V263H93ZM108 261H109V262H108ZM137 261H138V262H137ZM149 261H150V260H149ZM154 261H155V259H154ZM196 261H197V262H196ZM204 261H205V262H204ZM242 261H243V263H242ZM249 261H250V262H249ZM21 262H22V263H21ZM35 262H36V263H35ZM71 262H72V264H74L73 261H71ZM123 262H124V263H123ZM133 262H134V263H133ZM155 262H156V261H155ZM233 262H234V263H233ZM30 263H29V264H30ZM89 263H90V262H89ZM95 263H93V264H95ZM150 263H149V264H150ZM157 263H158V262H157ZM157 263H156V264H157ZM161 263H160V264H161ZM76 264H77V263H76Z\"/></svg>",
	"mask_w": 264,
	"mask_h": 264
}]
</instances>
